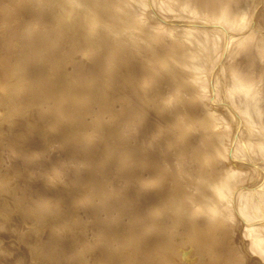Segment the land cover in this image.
<instances>
[{
	"label": "rangeland",
	"instance_id": "obj_1",
	"mask_svg": "<svg viewBox=\"0 0 264 264\" xmlns=\"http://www.w3.org/2000/svg\"><path fill=\"white\" fill-rule=\"evenodd\" d=\"M2 1V0H1ZM0 1V6L1 5H5V6H2V7H6V4L4 3V2H6V3H8V1H6V0H4V2L2 3ZM22 0H17V2H16V0H15V2H16V4L17 5H21V6H24V8H27L28 10L31 8V10H34V12L33 11H31V12H29L27 9H25V12H23V11H21V8H22V10H24L23 9V7H20V9L18 8V6H16V4H15V2L13 3V1L11 2V0L9 1L10 3H11V5H10V3H8L7 4V9H8V7H9V9H8V13H7V9L5 10L6 11V14L8 15V14H10V18H9V15L7 16L6 14H4V15H2L5 11H4V8H0V15L2 16V17H0V25H4V21L6 22V20H4L3 18H5L6 19V17H8L7 18V20L8 21H10V22H6V26L4 25V27L2 28V26H0V34L3 36L4 35V33L6 32V37L5 36H1L0 35V39H1V41H0V43H2L4 40V42H3V44L5 45V46H3V44H0V49H5V50H3L2 52L3 53H5L6 54V57H5V55H4V57L6 58V59H4L3 60V53L1 52L0 53V55H2V58H1V56H0V62L2 63H0L1 65H0V73H2L1 72V70L2 71H4L3 73H2V75H0V79H3V80H5V81H8V80H11L12 79V81H10V82H14L18 77L16 76H14L15 74L16 75H19V77H21V80H23V76H21L20 74L21 73H23L22 75H24V73H27V72H25V70L27 71V69L28 70H30V72H31V70H34L35 68V70H36V72L38 73V71H37V68H38V66H39V64L41 65V66H39L40 67V69L42 70H40V72H42L43 73V70L46 72H48L50 69V71H52V73H53V68H52V64H51V62H49L48 61V57H49V59L50 58H52L51 59V61L53 60V58H55V57H53V56H50V53H53V49L51 50L50 49V53H48V51H47V49L49 50V48H51V47H54V49H56L55 50V52L57 51H59V50H57V48L58 49H60L61 47V50L63 49L66 53H67V55H68V53L70 54V56L69 57H64L63 55L65 54L64 53V51L62 50V51H60L61 53H62V56H63V58H65L67 61H68V63H69V65H68V63H66V66L64 65V67H62L61 65V67H57V66H59V65H57L56 67L57 68H61V71L59 70V69H54V71H58L57 73H58V76L60 75L59 73L61 72H64L62 75H61V77H59L60 79L62 78V79H64L65 77H67L65 80H64V82H69V81H71L72 79H78V77L80 76V77H82V79L79 77V80H80V82L78 83V84H76V85H78V88L79 89H85L86 87H90V88H86V91L87 92H85L86 94H84V91L85 90H79L76 86H74L73 88H74V90L75 89H77L79 92H83V95H88V96H90L91 95V97H88V96H84V98H86L87 99V97H88V99H87V101L89 102L91 99L92 100H97V99H99L97 102L98 103H101V107H99V106H97V105H92V106H94L95 108H96V106H97V109H94L93 107L91 108L90 106H91V104H93L94 102H92V100L88 103V106H89V104H90V106L88 107L87 106V103H85L86 102V100L83 98V100H82V96L83 95H80V93L78 94V93H75V94H77V98H79L78 100H80L79 102L82 104V106H83V110H82V106H81V104L80 103H78L77 104V102L75 101V100H77V98H75V96H73L74 94H69V96H68V94L67 93H65L64 95H66L67 94V96L68 97H64V95H62V97L63 98H65L64 100L61 98V95H60V97H58V95H57V97H56V95H54V94H51V95H54L53 97L51 96H48L49 98H51V103H49L48 101H49V99H48V101L46 102L44 99H45V97H44V99L43 98H41L42 96H39V98L38 97H35V96H33L34 94H35V92H36V89L38 88V86L40 85V84H42V81H40L38 78H37V76H38V74L36 73V75H35V70L33 71V72H31V73H33V74H31L29 71H28V74H26V77L28 78V75H29V73H30V75H29V78L27 79L26 77L24 78V79H27V80H25V82H24V80H23V84H22V81H21V83H20V81L18 80V83L20 84V86L22 87V89L26 92V94L27 95H25L23 92L22 93H20V95H17V97H18V100H19V104H20V106H23L24 108H22L20 111L21 112H19L20 114H18V112H13V111H8V109H7V105H6V103L4 102V99H2V96H4L3 94H1L0 95V114L1 115H3L2 117H1V115H0V133L2 132V134H0V140L3 142H1L2 143V145H1V143H0V146L2 147H0L1 149H3L2 150V153H1V151H0V174L2 173H4L5 175H2L1 174V176H0V188L1 187H3L2 189H0V191L2 192H0V200H2V201H0V209L1 208H3V211H2V209L0 210V211H2V212H0V225L3 227H1L0 228V264H19V262H20V264H35L36 263V261H37V263L36 264H49V262H51V264H67V263H69V264H74L75 262H76V264H78V262H80V264H84V262H85V258L88 260V261H90L88 264H115V261H116V263L117 264H134L135 262V259H137L139 256H141V251H144V253L142 252V256L140 257V259H137V261L136 262H138V263H140V264H264V246H262V244H260V242H261V238L259 237V236H257V235H255L254 233L253 234H251L250 233V230L248 231V228H251L252 227V225H249V223H246V222H244L243 221V219H242V215H245V217H246V219L247 218H249V219H255L254 221H252L253 223H256L255 221H256V219L258 218L259 219V217L261 218H263L264 219V197L262 198H260L259 197V190H261V192H263V187H264V149H262L261 147H263L262 145H261V143H260V141H264V0H209V2L211 3H209L210 5H208V3L206 2V1H208V0H198V1H196V0H194V2H192L193 0H190V2L188 1V0H179V3H178V1L176 0V1H174V0H168V1H171L172 2V5H170V4H166V2H167V0H158L157 2H152L151 0H141V2L145 5V10H144V7H143V4H141V6L143 7V9H142V7L141 6H138L137 7V5L135 6V8H134V6L132 5V0H127V6L124 8V6L121 4V6L119 5V3H117L116 5H119L120 6V8H119V12L117 11V10H115V11H113V5L115 4H111L110 3V5L109 6H111L112 5V11H113V14H112V16H113V18H112V16H110V14L112 13V11L109 9L110 7L108 6V8H107V4H109V0H105L104 1V3L102 2L103 0H99L98 1V3L99 2H101V3H103V4H101V3H99V4H101L100 6L101 7H99V4L97 3V0H96V3L94 2L95 0H89L90 2H88L87 0V4H91L92 5V7L94 6V4H95V7H91L92 8V10H93V12L94 11H96V8H101L100 10H98V11H96L95 13H96V15L99 13L100 14V11H103V12H108V14H109V12H110V14L109 15H105V14H107L106 12L104 13V15L105 16H102V14H103V12H101L102 14H98L97 16H100V18L102 17V18H104V19H102V20H100V22H98V24L100 23V25H98V24H96V25H98V26H96L95 27V25L93 26V27H95V29L98 31V29H100L101 27V24L103 25V29H100V31L103 33L104 31H102V30H105V32L106 33H109V34H111V36H112V33H113V35L115 34V32H116V28H118L119 29V32L121 33V34H118V32L116 33L117 35L115 36L114 35V39H115V37L117 38V37H119V35H120V39L123 41V43H125V44H131V43H129V37L130 36H135V37H137V38H135L134 37V40L132 41V46L130 47H128V44H127V48H131L132 49V47L133 48H135L136 47V45L135 44H138L137 46H139L140 44L139 43H141L142 45H140V47H145L146 48V44H144L143 45V43L145 42V39H146V37L149 35V30H151V29H153V28H155V26L157 27L159 24L158 23H160V21H161V23H164V24H169V25H177V26H179V27H182L183 29H185L186 27H184V25H186V26H188V24H189V27H187V28H189V29H191L190 27H192V29L193 30H190L191 31V33H190V31H189V29H188V32L190 33L189 35H188V37H187V35H185V34H183V33H181L182 32V30L183 29H178L179 31H181V32H177V30H175V32L174 33H172V34H176L175 36H176V43H175V45H177V43L179 42V41H184V39H182V40H180L181 38H183L184 36L186 37V41L188 42H190L191 40L192 41H194L193 39H195L194 37H198L201 41H206L207 43H205L204 42V44H206V45H202V43L203 42H201V41H198L197 42V40H196V42H197V44H200V42H201V45H202V47H201V45H197V44H195V47L193 46V42H191V43H193V44H191V43H187L189 46H187V44L185 43V42H183V43H185V44H183L182 42H181V44H183V45H185V46H181V47H184V48H180V46H176V47H178L179 49H181L182 51H180L178 48H176L175 46V48L176 49H178L179 50V52H178V50H177V52L179 53V55L181 54V56H182V54L184 53V52H187V53H184L183 54V56H185V55H187V54H192V52H193V54H192V56L194 55H199V54H196V53H194V51H197L198 49H200V48H203L204 46H206L207 47V53H209V55L208 54H206L207 55V58L209 57V60H207L208 62H210L209 63V67H207L206 65L208 64V62L206 63V57H202L203 59H200V58H198V56H195V58L196 59H194V58H192V57H189V55H188V60H190L189 62L191 63V64H196L195 62L196 61H198L199 59L201 60V62H200V60L197 62V65L199 66V67H201L204 63V67H201V68H205V69H203V70H201V75L200 76H202L201 78L199 77V80H198V82L199 83H201V85H202V87H201V90H202V94H203V100L201 101V106H205V107H207V106H209L210 108H212L213 110H218L219 112H220V110H221V113H222V115L224 116V118H225V120L223 121V123L221 124V125H219V127H221L222 129H219V130H221V131H218V125H215V123L212 121H210V122H208V120L207 121H204V123H200L199 121L197 122L195 119H198V117H201L202 116V114H203V112H202V110H199V112H198V114H197V111L198 110H196L195 109V111H194V113L196 114V115H198L197 117L195 116V114L192 112V113H187V115H185L184 113L183 114H181V112L179 113L180 114V116H179V114L178 115H176L177 113L175 112V110H173L171 107H166V108H168V109H163V111H161L159 108L158 109H156L155 107H157V103L158 102H161V100H159L158 101V99L156 100L152 95H151V98H152V101H154V103L153 102H150V104L148 105V106H150V107H148L146 104L147 103H144V101L143 102H141V103H144V106L146 107H148L151 111L150 112H153V110L155 111H157V114H156V111H155V113L154 114H152V113H149L148 115H150V116H148V115H146V119H140V120H136L140 115H139V112L138 111H136V109H135V106H134V103L133 102H131L130 101V103H129V101H128V99L126 98V96H125V94H123L122 95V97L123 98H121L120 96H121V94L122 93H124L126 90H128V89H130L129 87H127V85H129L130 83L128 82L129 81V79L128 78H122V77H129L130 75H128V73L130 74L131 72L129 71V72H127L125 69H123V68H126L127 67V63L126 62H123V68H122V64L119 62V64H121L120 66H119V64H116V63H113V61H111L113 64L112 65H117V66H119V67H115L114 66V69L116 70V72L113 70V72H114V75H115V73L117 74V76H112L113 78L115 77L116 79H117V77L118 76H120L121 75V73L122 74H127V75H125V76H120L119 78H122V80H123V82H122V84H120L121 82L120 81H116V79H115V81H112L113 80V78H110V76H111V71L109 72L108 70H109V68H113V67H111L110 66V64L109 65H107L108 66V70H107V67L105 66V65H103V63L101 64V57L103 56L102 54H100V53H103L105 50H107L108 49V47H109V44H114V42L116 41H114V39L112 38H110L111 36L110 35H108L107 34V36L104 34L103 36L104 37H109L111 40H109V38H108V40H105V38L103 39L104 41H106V43H107V41L108 42H113V43H108V45L107 44H105V43H101V42H104L101 38L103 37L102 35H101V38L99 39V37H100V31H98L97 33L99 34V37H97V39H96V41H99V43L102 45V46H108V47H94V42L95 41H92V40H90V39H88L87 38V40H86V38L81 34V36H80V33L78 34L77 33V35H76V31H74L73 33H75V36H74V34L71 32V31H73V30H68V29H66V27H65V30L69 33V32H71V33H67V32H65V30H64V27H63V25H62V27H61V25H59L60 27H61V29H63V31L61 30V29H59L60 27H58V23H59V20H57V26H56V24H53V22H54V20H56V17L55 16H57L58 14L56 13L58 10H59V8L57 7V5L55 6L54 4H56V3H54V1L56 2V0H54L53 2L52 1H50L51 3H53L52 5H50V6H52V7H56V8H58L57 10L56 9H54V11H53V9H50V8H52V7H50L49 8V4H50V2H48L47 0H43L44 2V4L45 3H49L48 5H46L47 7V9H48V11H47V9L45 8V6H43L44 4L42 3V0H37V2H36V4L37 5H34V3H35V1H31V0H24L25 2H21ZM27 1V2H26ZM47 1V2H46ZM79 1V0H78ZM81 1V0H80ZM131 1V2H130ZM184 3H183V2ZM39 2H41L43 5H40L39 4ZM140 2V3H141ZM146 2H148V3H146ZM158 2H159V4H158ZM164 2V3H163ZM171 2H169V3H171ZM190 3V4H192V5H195L196 4V2H200L199 4L197 3L196 5H200L199 7L197 6L196 7V5L195 6H192V5H190V7L189 6H187L186 5V3ZM192 2V3H191ZM13 3V4H12ZM22 3V4H21ZM23 3H25V4H23ZM29 3H33L32 5H30ZM94 3V4H93ZM140 3H139V5H140ZM150 3V4H149ZM152 3H154L153 5H152ZM183 3V4H182ZM194 3V4H193ZM202 3H204V4H202ZM212 3H213V5H212ZM38 4L41 6V7H39L38 6ZM84 3H82V1L80 2V5H78L77 6V8L79 9H77L78 10V13L80 14L81 13V11L80 10H83L82 9V5H83ZM98 4V6H96ZM148 4V5H147ZM164 6H163V5ZM178 4H182L183 6L181 7V5H179L178 6ZM184 4H185V6H184ZM205 4H207L206 6V8H205V6H203V8H201L202 7V5H205ZM12 5H14L15 7H17V9L20 11V14H19V11H18V14L16 15L18 18H21L22 17V19H26V21H27V19H30V21H33V23L32 22H30L31 23V25H28V24H30L29 23V20H28V24H27V26H26V28H28V26H29V28H30V30H29V28H28V32H30L31 31V29H33L34 30V32L36 31V33H35V35L37 34V33H39V36L40 37H42L43 38V41H41L42 39H38V41L39 42H41V43H39L36 39L37 38H33L32 39V37H30V36H27L26 37V35L28 34V35H31V33H27V29H26V32L24 33L23 32V28L25 29V27H24V25L21 23H19V22H24L25 21V19L24 20H21V19H19V21H18V18L17 17H15V16H13V15H15L16 14V8L15 7H13V10H15V11H13L12 10ZM26 5V6H25ZM84 5H86V4H84ZM150 5H151V7H152V9L150 8ZM155 5H156V8L158 7V8H160V9H158L157 8V10L155 9ZM166 5H169L170 6V8L169 7H166ZM189 5V4H188ZM212 5V6H211ZM31 6H35L34 8L33 7H31ZM37 6L40 8V10H38V8H37ZM44 8H43V7ZM87 6V5H86ZM85 6V7H86ZM104 6V7H103ZM106 6V7H105ZM149 8H148V7ZM160 6V7H159ZM191 6L192 7H195V9L196 10H194V11H190V10H193V9H191ZM29 7V8H28ZM80 7H81V9H80ZM165 9H164V8ZM176 7H180V8H176ZM208 7H210L212 10H214V11H212L210 8H208ZM212 7H214V8H212ZM15 8V9H14ZM37 8V9H36ZM42 8H43V10H42ZM84 8V7H83ZM104 8H106L105 9V11H104ZM167 8H169V9H167ZM201 8V14H200V16L201 17H199V16H197V13H198V11H199V9ZM205 8V10H207V11H204L203 9ZM209 10H208V9ZM39 11V13L36 11ZM46 9V10H45ZM122 9V10H121ZM149 9V10H148ZM167 9V10H166ZM41 10H42V12H41ZM108 10V11H107ZM147 10V11H146ZM153 10V11H152ZM210 10H211V12H210ZM3 13H2V12ZM11 11V12H10ZM28 11V12H27ZM54 12V16H53V12ZM60 11V10H59ZM58 11V13H60ZM126 11V12H125ZM148 11H149V13L150 14H148ZM160 11H162V12H160ZM163 11H164V15H163ZM204 11V12H203ZM208 11H209V13H210V15H207V13H208ZM14 12V13H13ZM24 13V16L25 15H28V14H30V15H28L27 17H24L23 15H21L22 13ZM27 12V13H26ZM35 12H37L36 13V15L34 14ZM44 12H46V13H44ZM47 12H49V13H47ZM50 12H52L51 13V15H50V17H51V19L49 18V16H48V14H50ZM157 12V13H156ZM191 12L193 13V14H191ZM196 12V13H195ZM200 12V11H199ZM218 12V13H217ZM11 13H13V14H11ZM43 13V14H42ZM123 13H127V15L125 16ZM144 13V14H143ZM152 13V14H151ZM159 13V14H158ZM212 13H213V15H212ZM32 14H34V15H32ZM120 15V17H119V15ZM122 14V15H121ZM195 14V15H194ZM199 14V13H198ZM5 15H6V17H5ZM19 15V16H18ZM41 15H43V16H41ZM44 15L46 16V17H44ZM124 15V16H123ZM142 15H144V16H142ZM167 15H168V17H167ZM193 15L195 16V17H193ZM21 16V17H20ZM30 16H34V17H36L37 18V16L38 17H40V19L38 18V20L36 19V18H33V20H32V17H30ZM108 16V21L107 22H110V23H112V22H114V24H113V27H115V28H113V27H108V29L104 26L107 22L106 21H104V20H106L107 17ZM114 16L116 17V18H114ZM151 16H153V17H151ZM188 16V19L186 18V17ZM193 17V19L191 18V17ZM13 17H15L16 19H14ZM24 17V18H23ZM44 18L45 19V22H47V20L48 21H50L51 20V25H50V23H46V24H49V27H50V29L48 28V30H46V29H42V28H40V27H43V25L45 24V22H42V21H44V19L42 20V18ZM53 17V18H52ZM152 18L151 20L149 19V18ZM196 17H198V18H196ZM47 18H49V19H47ZM99 18V19H100ZM110 18L111 19H114L113 21L112 20H110ZM117 18H119L118 20H116ZM138 18H141V19H144L145 20V24H144V28H145V26H147L148 28H149V30H148V28L146 29H143V28H141L142 26H140L139 24H138V21H139V19ZM183 19V21H182V19ZM200 18V19H199ZM12 21H11V20ZM99 19H97V21L99 20ZM169 21H167V20ZM181 19V20H180ZM185 19V20H184ZM190 19V20H189ZM197 19V20H196ZM199 19V20H198ZM205 19H208V20H205ZM14 20V21H13ZM21 20V21H20ZM36 20V21H35ZM121 20V21H120ZM196 20V21H195ZM200 20H201V22H200ZM18 21V22H17ZM26 21L24 22V24H26ZM35 21V22H34ZM53 21V22H52ZM112 21V22H111ZM150 21H153V22H150ZM158 21V22H157ZM164 21V22H163ZM167 21V22H166ZM195 21V22H194ZM204 21H206V23L207 24H205L204 23ZM212 23H211V22ZM215 21H217V23L215 22ZM14 22V24L16 25V23H17V25L15 26V25H13L12 23ZM41 22V23H40ZM105 24H104V23ZM115 22H116V24H115ZM117 22H120L121 23V25L119 24V23H117ZM148 22V23H147ZM154 22H157V23H154ZM194 22V23H193ZM208 22H210V23H208ZM220 22V23H219ZM224 22V23H223ZM11 23V24H10ZM42 23H44V24H42ZM85 23V22H84ZM109 23V24H110ZM151 23V24H150ZM198 25H197V24ZM214 23H215V26L217 27L218 25L217 24H219V27H223L222 29H226V30H222L221 28H219V27H217L216 28V30L218 31H216L214 28H215V26H214ZM34 24V25H33ZM39 24H42V25H39ZM52 24L54 25L53 27H52ZM60 24H61V22H60ZM108 24V23H107ZM106 24V25H107ZM108 24V25H109ZM112 24L110 25V26H112ZM119 24V25H118ZM123 24H124V26H123ZM149 26H148V25ZM152 24H158V25H155V26H153L152 27ZM195 24H196V26H195ZM200 24H201V26H200ZM203 24H204V26H203ZM210 24V26H208ZM212 24H213V26H212ZM222 24V25H221ZM224 24V25H223ZM20 25H22V26H20ZM39 25V26H38ZM83 26L85 25V24H82ZM107 25V26H108ZM116 25H117V27H116ZM151 25V26H150ZM181 25H183V26H181ZM221 25V26H220ZM11 26H15L13 29L11 28ZM20 28H19V27ZM32 26H34L33 28H32ZM44 26H46V27H48V25H44ZM119 26V27H118ZM203 26V27H202ZM9 27V28H8ZM16 27H18V29H19V31L20 30H22V31H18V30H16ZM22 27V28H21ZM35 27H36V29L39 27V29H38V32H37V30L35 29ZM51 27H52V29H54V30H52L51 29ZM54 27H57V28H54ZM98 27H100V28H98ZM121 27H123V28H121ZM129 27V29L131 30H128L127 28ZM194 27V28H193ZM196 27V28H195ZM198 27H201V28H199L198 29ZM208 29V28H211V29H214V30H211V29H206V28ZM2 28V29H1ZM5 28V29H4ZM8 29V31H7V29ZM12 30H11V29ZM44 28V27H43ZM110 28L112 29L113 28V30H110ZM202 28L204 29V31L202 30ZM10 29V30H9ZM118 29H117V31H118ZM121 29V30H120ZM124 29V30H123ZM127 29V30H126ZM136 29H140L141 31H147L148 32V35L146 34V37H145V35H143V34H145V33H142V32H140V34L139 33H136V34H138V35H136L135 33L132 35L130 32H135V31H137ZM198 29V30H197ZM2 30V31H1ZM4 30V31H3ZM6 30V31H5ZM39 30H44L45 32H39ZM50 30V31H49ZM55 30H56V33H58V34H61L62 35V33H60V32H63V34H64V32L65 33H67V34H65V36H62V37H66V36H70L71 37V34L73 35L72 37H75L74 39L76 40V42L79 40H81V39H83V40H85L84 42H83V44L82 43H80V42H82V40L79 42H77V43H79V47H77V49L75 50V40H74V42H73V39H72V41L70 40V41H67V40H69V39H71V38H68L67 40H65L66 38H64V40L65 41H62L63 40V38L62 37H60L58 34V37H57V35L55 36ZM57 30H58V32H57ZM59 30H61V31H59ZM110 31V32H107V31ZM123 30V31H122ZM135 30V31H134ZM198 32H197V31ZM214 31L215 33L213 34V32H211V34L213 35H210V31ZM11 31H12V33H11ZM14 31H15V34H13L14 33ZM19 32V33H17V32ZM25 31V30H24ZM49 31V32H48ZM124 31H128V33H130L131 35H129L128 34V39H127V34H125L126 36H124V34L123 33H126V32H124ZM130 31V32H129ZM192 31L194 32V33H192ZM199 31H201V33L199 32ZM202 31H203V33H204V35L202 36ZM205 31H207V32H209V33H207V35L205 34L206 32ZM225 31V32H224ZM34 32L32 33V35L35 37V35H34ZM47 32V33H46ZM94 32V31H93ZM92 32V33H93ZM123 32V33H122ZM146 32V33H147ZM183 32H185V30H183ZM216 32H217V34L219 33L221 36L219 37L217 34H216ZM221 32V33H220ZM228 32V34H226ZM3 33V34H2ZM8 33H11V34H9V35H7ZM44 34V33H46L45 35H40V34ZM51 33V34H50ZM54 33V34H53ZM97 33H93L91 36V38H93V37H96L98 34ZM101 33V34H102ZM142 33V34H141ZM170 33V32H169ZM200 33V34H199ZM225 35H224V34ZM22 34H23V36H25V37H22ZM171 34V33H170ZM171 34V36H174V35H172ZM178 34V35H177ZM13 35H19V36H14L13 37ZM21 35V36H20ZM46 35L48 36V38L47 39H45L46 38ZM53 35L55 36V37H57V38H55V37H53ZM79 35V37H81V38H78L77 36ZM123 35V36H122ZM143 36V38H145V39H143L142 37H139V36ZM194 37H193V36ZM199 35V36H198ZM211 36V38L209 37H207L206 38V36ZM221 39H223V37H224V39L223 40H219V38L217 37V36ZM226 35H229V36H226ZM11 36V37H10ZM36 36H38V34L36 35ZM50 36V37H49ZM181 36H183V37H181ZM201 36L205 39V40H203V39H201ZM226 36V37H225ZM4 37L6 38V39H4ZM7 37H8V39H7ZM9 37H10V39L11 40H13V41H11V42H9ZM30 37V39H28ZM39 37V38H40ZM62 39H60V38ZM83 37V38H82ZM178 37H179V39H178ZM181 37V38H180ZM191 38V37H193V38H191V40L189 39L188 40V38ZM215 37L216 38H218V40L217 39H215ZM3 38V39H2ZM24 38H27L28 40H31L33 43L32 44H30L31 43V41H28V43L26 42L27 41V39H24ZM58 38L63 42V43H65V48H63V43L60 41V40H58ZM122 38H125V39H122ZM133 38V37H132ZM139 38H141V39H143V41H136L137 39L138 40H141V39H139ZM197 38V39H198ZM14 39L15 40H17L16 41V43L18 42V45H15L14 43H15V41H14ZM44 39H45V43H44ZM49 39H50V41H55V40H58V42L60 41V43H62V44H57L56 43V41L55 42H50L49 41ZM107 39V38H106ZM130 39H131V37H130ZM174 39L175 38H173V39H170V40H173L174 41ZM7 40V41H6ZM20 40H21V42H22V45L20 44L19 45V43H20ZM35 40V41H34ZM47 40H48V42H47ZM88 40H89V42L91 41V43L90 44H92V45H89V42H88ZM177 40H179L178 42H177ZM210 40V41H209ZM213 40V41H212ZM220 41V42H216V41ZM24 41H25V44H23L24 43ZM37 41V42H36ZM117 41H118V38H117ZM122 41L120 42V43H122ZM212 41V42H211ZM226 41V42H225ZM7 42H9V43H7ZM14 42V43H13ZM34 42H36V43H39L40 44V46H38V45H36V43H35V50H32V48L33 47H31V46H34L33 44H34ZM66 42H70V43H68L67 45L71 48V43L73 42L74 44V46H72V48L73 49H70V51H69V47L66 45ZM87 42H88V46H87ZM93 42V43H92ZM139 42V43H138ZM168 43L167 41H164L163 42V46H168L166 43ZM195 42V41H194ZM208 42L209 43H211L210 45L212 46V48H215L216 50H214V49H212L211 47L210 48H208V46H210L209 44H208ZM224 42V43H223ZM11 43V44H10ZM13 43V44H12ZM26 43H27V46L29 47V49H30V51H33L34 52V54H33V52H32V54H30V56L28 55L27 56V54L30 52V51H28V53H26V55L25 54H23V53H25V52H27L25 49V51L24 52H21L22 50H19V48H18V46L20 47V49H22V48H24V46H25V48H26ZM52 44L51 45V47H50V45L49 44ZM53 43H55V45H53ZM116 44H117V46H115V47H117L116 49L118 50V47H119V49H123V48H120V45H118V43L117 42H115ZM146 43V42H145ZM164 43L166 44V45H164ZM180 43V42H179ZM220 43L222 44V45H220ZM7 44V45H6ZM12 45V46H14V47H12V46H10V45ZM30 46H29V45ZM47 44L49 45V46H47ZM83 46H82V45ZM159 46H161L159 43H157ZM156 44V45H157ZM171 43H169V45H170ZM41 45H42V47L44 48V45H46L47 47H49V48H46V46H45V49H46V53H45V50L43 49V48H41V49H43L44 50V55H43V51L41 50V49H39L40 47H41ZM58 45V46H57ZM76 45H78V44H76ZM85 45V46H84ZM110 45V46H111ZM180 45V44H179ZM225 45H227L226 46V48H223V47H225ZM1 46H3V47H1ZM15 46H17L16 48H15ZM22 46V47H21ZM36 46H38V48L36 47ZM61 46V47H60ZM66 46H67V48H66ZM82 46V47H81ZM91 46H92V48H94V49H92V51H93V54L91 53L92 51H90V49H91ZM114 46H112V47H109V48H111V50H112V52H114ZM159 46L157 47V52L159 51V49L160 48H163V47H160L159 48ZM190 46H192L191 48H193V49H191V48H189ZM218 47V46H220V48H216V47ZM5 47V48H4ZM28 47H27V49H28ZM31 47V48H30ZM56 47V48H55ZM86 47H88V48H90L89 49V53H87L88 52V48H86ZM114 47V48H113ZM121 47H122V45H121ZM123 47H124V49L122 50V52H128L129 50H127V48H125L126 47V45L124 46V44H123ZM196 47H200V48H197L196 49ZM12 48H15L14 50L12 49ZM18 48V49H17ZM33 48V49H34ZM37 48V49H36ZM81 49V51H82V49L83 50H85V51H83V54H86V56L85 55H82V57L84 58H82L81 57V54H82V52L81 51H79L78 49ZM105 48V50H103ZM149 48V47H148ZM147 48V49H148ZM159 48V49H158ZM39 49V50H38ZM100 49H102V52H101V50ZM114 49V50H113ZM130 49V50H131ZM164 49V51L166 52L167 51V48L166 47H164L163 48ZM175 49V50H176ZM186 49H187V51H186ZM193 50V51H191V53H189L190 52V50ZM206 48L204 47L203 49H201V51L203 50H205ZM211 49L214 51H211ZM220 49V51H218V50ZM224 49V50H223ZM19 50L20 51V53H22L23 55L21 56V54L19 53V51H18V53L20 54L19 55V57L16 55V57H15V55L14 54H17V51ZM42 52H41V51ZM72 50H74L75 51V53H77L78 51V53L80 54V52H81V54L79 55V54H74V52L72 51ZM78 50V51H77ZM96 50H98L99 52L97 53V51ZM111 50H109V51H111ZM127 50V51H126ZM183 50H184V52H183ZM1 51V50H0ZM36 51V52H35ZM37 51H40V53H42V55L45 57L46 55H48V57L46 56V61H48L49 62V65H48V62H47V64L45 63L46 61H45V59H44V57H42V59H44L43 60V62L45 63V65H43V63L41 64L40 62H37L36 61V54H38V52ZM119 51V50H118ZM118 51H116L115 50V52H117V53H115L114 52V54H115V56L117 57V55L118 54H120V53H118ZM200 51V50H199ZM198 51V52H199ZM200 51V52H201ZM203 51L200 53L201 55L203 54ZM16 52V53H15ZM55 53L56 55H58V53H60V52H58V53ZM85 52V53H84ZM112 52H111V55H114V54H112ZM121 52V53H122ZM130 52V51H129ZM140 53L138 54L137 52L135 53V54H137V55H135L134 53H132L131 52V54L133 55V61L134 60H140L141 58H143V57H141L140 58V56H144V55H141L143 52L144 53H146V51H139ZM148 52V51H147ZM157 52H155L156 54H157ZM161 52H163L162 51V49H161ZM165 52H163V53H165ZM176 52V51H175ZM175 52H174V50H172V52H170V53H172V54H174L175 56H177V57H175V56H172V54H170L169 53V55L171 56V57H175L176 59L178 58V56L179 55H177V54H175ZM182 52V53H181ZM216 52V53H215ZM219 52V53H218ZM225 52H226V54H225ZM60 53V54H61ZM72 53H73V55H75V56H73L72 55ZM143 53V54H144ZM155 53H153V54H155ZM206 53V52H205ZM210 53H211V55H212V53H213V55L212 56H210ZM215 53V54H214ZM218 53V58H217V56H216V54ZM46 54V55H45ZM59 54V56H61ZM88 54V55H87ZM95 54H97L96 56H95ZM98 54H100V56L101 57H99V55ZM117 54V55H116ZM222 54H223V57H222ZM228 54V55H227ZM9 55H10V57H9ZM11 55H13V56H11ZM42 55H39V56H42ZM52 55V54H51ZM54 55V54H53ZM55 55V56H56ZM72 55V56H71ZM77 55H78V57H77ZM92 55V56H91ZM110 55V56H111ZM139 55V56H138ZM203 55H205V54H203ZM214 55L216 56V59L217 60H215V59H213V57H214ZM23 56H24V58H23ZM26 56V57H25ZM32 56H35V58L33 59V57ZM79 56L81 57V58H79ZM90 56H91V59H90ZM94 56V57H93ZM115 56H111L110 58L112 59V58H114L115 59ZM134 56H135V58H134ZM137 56H138V58H137ZM149 55H148V53H146V55H145V57L143 58V59H146L147 57H148ZM180 56V57H181ZM200 56V55H199ZM58 57V56H57ZM72 59H71V58ZM74 57H76V58H74ZM87 57H89V60H88V58ZM94 59H93V58ZM212 57V58H211ZM225 57H227V58H225ZM17 58V59H16ZM18 58H20V59H18ZM21 58H23L24 59V63L26 64H20V63H23V61H21V60H23V59H21ZM26 58H31V59H33V60H31V59H26ZM39 58H41V57H39ZM38 58V59H39ZM78 58V59H77ZM87 58V59H86ZM97 58V59H96ZM102 58H105L104 56L102 57ZM174 58V59H175ZM211 58V59H210ZM215 58V57H214ZM224 59L225 60V63L223 62V64H225V65H223L222 64V59ZM9 59H11V60H9ZM16 59V60H15ZM73 59H75V60H73ZM83 59V60H82ZM93 59V60H92ZM97 61H96V60ZM175 59V60H176ZM15 60V61H14ZM85 60V61H84ZM99 60V61H98ZM107 60V59H106ZM175 60H172L173 61V63L175 62V63H177ZM178 60V59H177ZM193 62H192V61ZM205 62H204V61ZM211 60V61H210ZM213 60H215V61H213ZM219 60V61H218ZM19 61H21V62H19ZM28 61H33L34 62V64H33V66L35 65V64H37L38 66H34L33 67V69H31L29 66H30V64H32V62L30 63V62H28ZM39 61H41L40 59H39ZM72 61H74V62H72ZM79 61V62H78ZM90 61H91V63L92 62H94V63H92L93 64V67L91 68V66H89L90 65ZM133 61H131L130 62V65H135V67H136V62L134 61V64H133ZM202 61L204 62V63H202ZM217 62L216 64L215 63H213V62ZM221 61V62H220ZM230 61V62H229ZM233 61V62H232ZM238 61V62H237ZM3 62H6V64H4ZM16 62V65H14V63ZM17 62H19V64L20 65H23L22 67L23 68H21V66L19 67V68H21V69H19V68H17L16 69V67H17ZM36 62V63H35ZM81 62H83L82 63V65L85 67V69H84V67H82L81 66ZM86 62H88V63H86ZM219 62L221 63V64H219ZM236 62H237V65H236ZM30 63V64H29ZM73 63H78L77 64V66L75 65H73ZM85 63V64H84ZM99 63V65L101 66H98L97 64ZM124 63H126V65L124 64ZM174 63V65H175V67L179 70V72H178V70H177V72L178 73H181V74H178L176 71H175V73H177L176 74V76H175V80L177 81H179L180 82V80L184 77V76H190V72L188 71V69L187 68H183V70H182V66H180V67H177V66H179L180 64V62H178L177 64H175ZM201 63V64H200ZM228 63H234L235 64V66H236V68L233 66L234 64H228ZM18 64V65H19ZM88 64V66L89 67H86L85 65H87ZM94 64H96L97 65V68L96 67H94V66H96V65H94ZM14 65V66H13ZM28 65V66H27ZM43 65V66H42ZM47 65V66H46ZM52 65V66H51ZM80 65V66H79ZM104 67H103V66ZM173 65V66H174ZM214 65V66H213ZM217 65H219L218 67H220V65H222L223 67H222V69H221V67H220V69L219 68H216L217 67ZM227 65H229V68H227L228 66ZM25 66H27V67H25ZM47 67V70L44 68L43 69V67ZM51 66V68H48V67H50ZM71 66H72V68L73 69H71ZM212 66H213V69H212ZM227 66V67H226ZM231 66H233V67H231ZM243 66V67H242ZM14 68V69H12V71L14 70L15 71V69L17 70V73H16V71H15V74H13L12 73V71H11V68ZM24 67H25V69H24ZM29 67V68H28ZM54 67V66H53ZM55 67V68H56ZM66 67V68H65ZM70 67V68H69ZM74 67H75V70L76 69H78L79 71H75V72H79V73H81L80 75H78V73H77V76H76V73L73 71L74 70ZM77 67V68H76ZM80 67H81V69L82 70H80ZM101 68V70L100 71H98V70H96V69H100ZM102 67L105 69V67H106V71H108L109 72V74L110 75H108V73H106V71H105V73H103V75H101L102 73H98V72H104V70L102 69ZM132 67H134V66H132ZM184 67V66H183ZM211 67V68H210ZM239 67V68H238ZM2 68V69H1ZM68 68V69H67ZM89 68H91L92 69V72L91 71H89V70H91V69H88ZM96 68V69H95ZM117 68V69H116ZM140 68H141V66H140ZM181 68V69H180ZM200 68V69H201ZM217 69V70H215V69ZM234 68V69H233ZM20 71H19V70ZM24 69V70H23ZM62 69H64V71L62 70ZM73 71H71V70ZM185 69H187V70H185ZM230 69V70H229ZM21 70H23V72H21ZM38 70H39V68H38ZM70 70V71H69ZM85 70H87L88 71V74H90L91 73V75H88L87 73V75H88V77L89 78H91V76L94 74L93 72H95V74H96V76L97 75H99L100 77H95L94 75H93V78L96 80V82H95V80H94V83H93V85H91L92 83H90V85H89V82H87V81H90V80H92V79H89L88 77H87V75H86V77H85V74H83L84 72H85ZM111 70V69H110ZM120 70V71H119ZM121 70H122V72H121ZM124 70L126 71V72H124ZM146 70V69H145ZM147 70H149L150 71V69H147ZM182 70V71H181ZM185 70V71H184ZM205 70V71H204ZM213 70H215V71H217V72H215V71H213ZM219 70H222V72L221 71H219ZM232 70H234V71H232ZM241 70V71H240ZM245 70V71H244ZM263 70V71H262ZM49 71V72H50ZM67 71V72H66ZM68 71L70 72V73H68ZM80 71H84L83 73L82 72H80ZM86 71V72H87ZM117 71H119V72H117ZM181 71V72H180ZM187 71V72H186ZM230 71L231 72H233L232 74L230 73ZM19 72H21L20 74H18ZM39 72V73H40ZM45 72H44V74H45ZM46 72V73H47ZM48 72V73H49ZM124 72V73H123ZM148 72V71H147ZM165 72H167V71H165ZM185 72L187 73L186 75H184L185 74ZM189 72V73H188ZM242 74V75H240V73ZM10 73H12L13 75L11 76L10 75ZM55 73V72H54ZM65 73H68V74H70V76L72 77H70V76H68V74H66V76L64 77L63 75H65ZM73 73V75H71ZM98 73V74H97ZM221 73V74H220ZM235 73V74H234ZM257 73V74H256ZM104 74H106V75H108L109 77H105L104 76ZM120 74V75H119ZM208 74V75H207ZM238 75V76H235V75ZM260 74V75H259ZM10 75V76H9ZM35 75V76H34ZM83 75V76H82ZM146 75V74H145ZM182 76V78L180 79L179 78V76ZM240 75V76H239ZM246 75V76H245ZM2 76V77H1ZM34 76V77H33ZM51 77V79L50 80H47L49 83H48V85H51L52 84V82H56V79L58 78V76H57V74H56V76L54 77V75L52 74V75H50ZM55 78H53V77ZM76 78H75V77ZM104 76L106 79H105V82H103L104 84H106L107 85V82H112V83H114V84H116V87H114V85L113 84H109V86L111 85L112 86V88H111V86L109 87L108 85L106 86V85H104V84H102V81L104 80V79H102V77ZM178 76V77H177ZM234 76V77H233ZM243 76V77H242ZM8 77H9V79H8ZM12 77H15L14 79L12 78ZM64 77V78H63ZM70 77V78H69ZM74 77V78H73ZM85 77V78H84ZM165 76H163L162 77V79L164 78ZM217 77V78H216ZM239 77V78H238ZM246 77V78H245ZM31 78H37V81L35 80V79H32L31 80ZM58 78V80L59 81H63L62 79L60 80ZM68 78H69V80H68ZM85 80H84V79ZM88 78V79H87ZM100 78H101V80H100ZM107 78H110V79H112L111 81H110V79H109V81H108V79ZM118 78V80H121V79H119ZM165 78H167V77H165ZM169 78V77H168ZM164 79V81L166 82V83H162L163 82V80L162 81H158L159 82V84H160V82H161V84H160V89H162V91L164 90V91H166V88L165 87H167L168 85H169V83H170V80L169 79ZM177 78H179V79H177ZM185 78V77H184ZM238 78V79H237ZM241 78V79H240ZM71 79V80H70ZM125 79H127V80H125ZM161 79V78H160ZM234 79V80H233ZM236 79V80H235ZM244 79V80H243ZM35 80V81H34ZM53 80H55V81H53ZM75 80V81H76ZM106 80H107V82H106ZM167 80V81H166ZM255 80V81H254ZM27 81H30L31 82V85L32 86H30L29 84H30V82H27ZM33 81V82H32ZM39 81V82H38ZM46 81V80H45ZM47 81L43 84V85H45L46 83H47ZM73 81V80H72ZM83 81H85V82H87V83H85V82H83ZM125 81H127L128 83H126ZM169 81V83H167ZM171 81H173V83H174V80H171ZM177 81V82H178ZM214 81V82H213ZM244 81H246V82H244ZM35 82V83H34ZM83 82V83H82ZM116 82V83H115ZM176 82V83H177ZM178 82V84H180ZM40 83V84H39ZM63 83V82H62ZM81 83V84H80ZM98 84V85H96V84ZM176 83L173 85L172 84V86L173 87H177L178 86V84L176 85ZM205 83V84H204ZM217 83V84H216ZM236 83H238L237 85H235ZM251 83H252V86H251ZM22 84V85H21ZM24 84H27L28 86H24L23 87V85ZM83 84V85H82ZM87 86H86V85ZM125 84V85H124ZM163 84H164V86L165 87H163ZM166 84H168V85H166ZM232 84H234L235 86L234 87H236V88H234L233 87V89H231L232 88ZM249 84V85H248ZM37 85V86H36ZM47 85V84H46ZM81 85H82V87H81ZM120 85H122V86H120ZM130 85H132V84H130ZM129 85V86H130ZM162 85V86H161ZM192 85L194 86H196V84L194 83H192ZM206 85V86H205ZM208 85V86H207ZM215 85V86H214ZM80 86V87H79ZM97 86V87H96ZM103 86V87H102ZM121 87L120 89H119V87ZM171 86V85H170ZM27 87V88H26ZM84 87V88H83ZM93 87V88H92ZM105 87V90H106V95H107V97L103 94V97H105V99L102 97V98H100L101 97V95H100V93L102 92L103 93V89H101L100 90V88H104ZM125 87H127V88H125ZM169 87V86H168ZM218 87V88H217ZM239 87V88H238ZM251 87H254V88H251ZM26 88V89H25ZM30 88V89H29ZM72 88V89H73ZM93 89V91H91L92 89ZM96 88V89H95ZM113 88H115L114 90H112ZM116 88H117V90H116ZM158 88V89H159ZM205 88H208V89H205ZM237 88L239 89V90H237ZM29 89V90H28ZM71 89V90H72ZM96 91H95V90ZM98 89V90H97ZM118 89H119V93H117L118 92ZM122 89V90H121ZM157 89V90H158ZM70 90V91H71ZM74 90H72L71 92H76V90L74 91ZM88 90H89V92H88ZM100 90V92L98 93L97 91H99ZM104 90V91H105ZM209 90V91H208ZM216 90V91H215ZM28 91V92H27ZM70 91H68V93H70ZM77 91V92H78ZM94 91L98 94H94ZM108 91V92H107ZM117 91V92H116ZM120 91H122L121 92V94H120ZM161 91V92H162ZM164 91L162 92V93H164ZM19 92H20V90H19ZM31 92V93H30ZM161 92L160 91H158V93H160L161 94ZM212 92H214V95H213V93ZM253 92L255 93L254 95H253ZM89 93V94H88ZM101 93V94H102ZM157 93V94H158ZM228 94V96H226L227 94ZM239 93V94H238ZM241 93V94H240ZM243 93V94H242ZM252 93V94H251ZM43 94V93H42ZM94 94V95H93ZM108 94H109V96H108ZM209 94V95H208ZM232 95V96H234V97H232V96H230V95ZM250 94V95H249ZM25 95V96H24ZM80 95V96H79ZM99 95H100V97H99ZM112 95H113V97H112ZM245 95V96H244ZM247 95V96H246ZM256 95L258 96V97H256ZM71 96V98L72 97H74L75 98V100H73L74 98H72V99H70L69 97ZM97 96L99 97V98H97ZM117 96H119V97H117ZM124 96H125V98L127 99H125L124 98ZM161 97L162 96H165V94H161L160 95ZM206 96H208V97H206ZM230 96V97H229ZM241 96V97H240ZM261 96V97H260ZM48 97H46V99L48 98ZM56 97V98H55ZM109 97L111 98H115L116 97V99H115V102H116V100H118L117 101V103H115L114 102V99H112L113 100V102L115 103V104H113V106H112V104H110V105H108L109 104V101L110 102H112V100L111 99H109ZM206 97V99H204ZM217 97V98H216ZM229 99H228V98ZM247 97V98H246ZM32 98H33V101H34V107L35 106H38L39 108H40V110H39V108L37 107V109H36V107L34 108L33 106H32V104L31 105H29V103H28V105H27V101L28 100H32ZM35 98V99H34ZM36 98H38V100H39V102H38V100H36ZM54 98V99H53ZM58 98H61L64 102L63 103H61L62 101H61V99L59 100ZM91 98V99H90ZM94 98V99H93ZM118 98V99H117ZM150 98V97H149ZM242 99L241 100V103H240V99ZM21 99H22V101H21ZM41 99H43V100H41ZM56 99H58V104L55 102L56 101ZM66 99H68L67 101H68V103L67 102H65L66 101ZM106 99H109V100H106ZM123 99H125V100H123ZM156 100V102H155V100ZM232 99V100H231ZM237 99H239V100H237ZM70 100H71V102H70ZM105 100V101H104ZM122 100V101H121ZM205 100V101H204ZM212 102H211V101ZM224 100V101H223ZM226 100V101H225ZM233 102V103H235L234 105H232L231 104V101ZM22 103H21V102ZM53 101V102H52ZM59 101H61V102H59ZM72 101H75V102H72ZM85 101V102H84ZM107 101H108V103H107ZM126 101V102H125ZM151 101V100H150ZM228 101H230V102H228ZM239 101V102H238ZM249 101V102H248ZM254 101V102H253ZM35 102L37 103V104H35ZM45 104H44V103ZM96 102V103H97ZM120 102V104H118ZM145 102H149L148 101V99L147 100H145ZM211 102V103H210ZM216 102V103H215ZM250 102H251V104L252 105H255V104H253V103H256V106H252L251 104H250ZM253 102V103H252ZM23 103H24V105H23ZM38 103H39V105H38ZM55 103V104H54ZM64 104L63 105V111H65V113L67 114H69V115H74V112L76 113V109H77V106H78V108H80V106H81V109H77V112L79 113V115H77V116H80V112H83L85 109V107L87 106V111H92V110H94V111H92L91 113V116L93 115L94 116V118L93 117H91V119H90V113H88L87 111H85L84 113H86L87 112V114H84L83 113V115H85L86 116V118H87V116L89 117L88 119H86L85 117H83V116H81V117H75V115L77 114H75L74 115V119L72 118V116H70V118L69 119H67L68 117H69V115H67V117H66V114H65V116L64 117H66V120L64 121V122H62V121H60V120H64V117H63V113L62 114H60V117H57V118H60V119H58V122L56 121V115L55 114H57V113H60L59 112V110H55V111H58V112H56L55 113V111L53 112V113H55L54 115H52V111H53V109H55L56 107L55 106H53V104L54 105H58L57 107H59L61 104ZM69 104V105H66V108H65V104ZM70 103H71V105H70ZM73 103V104H72ZM85 103V104H84ZM107 103V105H105ZM152 103V104H151ZM213 103V104H212ZM224 105H223V104ZM240 104L241 105V108L243 107L242 105L243 104H245L246 105V103H247V106L249 107H253V108H259L258 109V111H260V112H255L253 109V113H252V117H253V119H254V123L253 122H251V121H249V119H248V117H246V115L245 114H247V110H246V108H248L247 106H245L244 105V107H246L245 109H242V110H240V107L239 106H237V104ZM243 103V104H242ZM25 104L28 106L27 107V110L28 111H30V110H32V111H30V114H29V112L27 111L26 112V108H25ZM43 104L44 105H46V104H48V106L46 107V106H43ZM50 104H52V105H50ZM74 104H76V108L73 106ZM85 106H84V105ZM95 104V103H94ZM221 104V105H220ZM228 104V105H227ZM232 105V107L233 106H235L234 108H231L230 106ZM238 104V105H239ZM249 104V105H248ZM6 105V106H5ZM49 105L50 106H52V107H50L51 108V112H50V108H49ZM115 105V106H114ZM133 107H132V106ZM153 105V106H152ZM212 105V106H211ZM216 105V106H215ZM4 106V107H3ZM68 106H69V108H70V110H69V112H66V110L68 111ZM105 106V107H104ZM112 106V107H111ZM129 107V108H126L127 110H125V107ZM224 106H227V107H224ZM260 106V107H259ZM44 107H46V109H44ZM71 107H72V109L73 110H75L74 112H72V114H70V112H71ZM109 109H108V108ZM131 107H132V110H131ZM153 107V108H152ZM243 107V108H244ZM2 108V109H1ZM31 108V109H30ZM34 110H33V109ZM49 108V109H48ZM61 110H62V105L59 107ZM59 108H56V109H59ZM68 108V109H67ZM92 110H91V109ZM101 108V109H100ZM173 110V112H171L172 110ZM215 108V109H214ZM224 108H226V109H224ZM7 109V110H6ZM24 109H25V112H24ZM65 109V110H64ZM89 109V110H88ZM104 109V110H103ZM106 109H107V112H106ZM122 111H121V110ZM153 109V110H152ZM198 109V108H197ZM238 109H239V111H238ZM43 110H47L46 111V114L48 115V113H49V116L50 117H53L52 119L51 118H49L47 115H45V114H43L44 112H43ZM48 110H49V112H48ZM97 110V111H96ZM101 110H103V111H101ZM130 110V112H127V111H129ZM158 110H159V112L161 111V112H165V114L164 113H160L159 115L161 116L162 114L163 115H165L164 117H163V115H162V117H159V115H158ZM170 110V111H169ZM6 111V112H5ZM33 111H35V112H33ZM100 111H101V113H100ZM168 111V112H167ZM223 111V112H222ZM240 111H242V112H240ZM243 111H245V112H243ZM9 112H12L15 116H16V118L14 119L13 117L11 118V117H8V115L10 116L12 113H9ZM115 112H120V113H115ZM125 112H127L126 114L127 115H125ZM132 112V113H131ZM169 112H171L172 113V115H171V113H169ZM17 113V114H16ZM24 113H25V117L27 118H24ZM51 113V114H50ZM94 113V114H93ZM102 113H104V114H102ZM111 113V114H110ZM245 113V114H244ZM257 113H258V115H257ZM260 113H261V116H260ZM7 114V115H6ZM23 114V115H22ZM35 114V115H34ZM82 114V113H81ZM106 114H107V119L106 118H103V117H106ZM114 114H117V115H114ZM166 114H168V116L166 115ZM170 114V115H169ZM173 114H175V116H179L178 118H179V120L178 121H180L181 119V121H183V117H181V115H185V116H188L189 114H191L192 116L194 115V117H192L193 118V122H195L196 121V125H193L194 123L192 122V125H188V123H187V120H188V118L190 117L191 118V115H189V117H187V119L185 120V116H184V122L183 123H181V121H180V123L179 122H177V124H176V122H174V121H176L178 118H172L173 117ZM21 115V116H20ZM34 115V116H33ZM59 115V114H58ZM57 115V116H58ZM98 115H100L99 116V118H98ZM109 115H111V116H109ZM118 115H120V116H118ZM132 115H134V116H132ZM153 115H154V117H155V119L154 118H151V117H153ZM12 116V115H11ZM20 118H18V117ZM23 116V117H22ZM30 116H32V117H34L33 119L31 118V120H33L32 122H33V124H32V122H31V120H30ZM42 116H44L43 118H42V121H40V119H41V117ZM45 116H47L48 118H49V120H52V121H50L49 122V120H48V118L47 117H45ZM62 116V117H61ZM116 116V119L114 118ZM120 117V118H118V117ZM123 116H124V118H123ZM125 116H127L128 118H130V119H127V117H125ZM132 116V117H131ZM137 116V117H136ZM157 116L159 117V118H163L164 119V122H165V120H167V123H166V126H165V124H163V119H158L157 118ZM203 116H205V114H203ZM202 116V117H203ZM228 116H229V118H228ZM240 116V117H239ZM244 116V117H243ZM21 117H22V119H21ZM112 117H113V119H114V121H116L117 120V118H118V121H116V122H114V121H112L113 119H112ZM135 118V120H134V118ZM259 117V118H258ZM3 118H5L6 120H2ZM24 118V119H23ZM46 120H45V119ZM55 118V119H54ZM82 118H85L86 120H84V119H82ZM111 120H110V119ZM132 118V119H131ZM140 118V117H139ZM138 118V119H139ZM149 118H150V121H149ZM189 118V120H188V122H190L191 123V119ZM231 118V119H230ZM244 118V119H243ZM256 118V119H255ZM11 119V120H10ZM54 119V120H53ZM73 119V122L72 121H70V120H72ZM76 119H78L77 120V123H75L76 121ZM80 119H82V120H84V122L87 124V127L85 126L86 124L85 123H83V122H81V120ZM99 119V120H98ZM101 119H104L105 121H101ZM109 119V120H108ZM151 119H153V122H157L158 123V121H159V123H161V124H154L153 122H151ZM157 119V120H156ZM170 119V120H169ZM173 119V120H172ZM176 119V120H175ZM229 119V120H228ZM242 119V120H241ZM261 119V120H260ZM8 120V121H7ZM14 120V121H13ZM26 120H28V121H26ZM30 120V121H29ZM43 120H45L44 122H43ZM90 120V121H89ZM93 120V121H92ZM172 120V121H171ZM195 120V121H194ZM4 121L5 122H9V123H4ZM36 121H38L39 122V124L41 123V125H43V127L41 126V125H39L38 124V122L36 123ZM47 121V122H46ZM54 121H55V126L57 127V129H58V131L60 132L62 129L64 130V129H66V128H64V127H69V128H67L66 130H68V129H70V127H71V129H70V133H67L66 132V130H64L65 131V134H64V132L61 134V132L63 131H61L60 132V136L59 135H57V134H59V132H56L57 130H54L56 127H54ZM59 121H60V123L61 124H65L66 123V121H69V122H67L66 123V125L65 126H62V125H56V122L57 123H59ZM80 123H79V122ZM93 123H92V122ZM96 121V122H95ZM99 121H101L100 123L102 124V125H100V123H98ZM107 121H110L107 125L109 126V124H110V128L108 127V126H106L105 127V122L107 123ZM135 121V123H137L138 124V122L140 123V121L142 122V123H140L139 125L141 126V127H138L137 126V124H133V122ZM137 121V122H136ZM148 121H149V125L151 126H148ZM169 121V122H168ZM170 121H171V123H170ZM23 122V123H22ZM28 123V125H30V127H32V129H29L30 127H28V125H27V123ZM49 122V123H48ZM70 122H72V124L70 123ZM88 122H90V123H88ZM118 122H120L121 123V125H118ZM155 122V123H156ZM172 122H174V124H175V126H173L174 127V129H176V128H178V127H182L181 129H182V131L183 130H185V127H186V129L188 128V126H189V128L188 129H190L191 127L193 128V126H196V127H194L195 129L196 128H198V129H196V130H194V128H193V130H192V128L188 131V135H186V137H184L185 135H183V137H179V139L181 138H183V140H185V144L186 145H188L187 146V148H184V147H182V146H186L185 144H182V142H183V140L181 141V139L179 140L178 139V137H177V139L181 142V144H180V142L178 143L177 141H175V143L173 142L174 140H177L176 138H175V136L177 135H175V133H173V135H175V136H173L172 135V133H170V131H171V129H173L172 128V125H174ZM208 124H207V123ZM227 122V123H226ZM21 123V124H20ZM29 123H31V124H29ZM45 123V124H44ZM47 123V124H46ZM59 123V124H60ZM71 124L70 126L69 125H67V124ZM82 123V124H81ZM96 123H98V124H96ZM116 125H115V124ZM184 123H185V126H184ZM198 123V124H197ZM211 123V124H210ZM229 123V124H228ZM249 123V124H248ZM2 124H3V126L5 127V128H3V126H2ZM35 124V125H34ZM36 124H37V126H36ZM50 124H53V125H50ZM63 124V125H64ZM76 124H79V126L77 127V125ZM83 124H85V125H83ZM89 124V125H88ZM91 124V125H90ZM95 124L97 125V128L95 127ZM147 125L148 127H144L143 129H142V125ZM152 124H154L153 126H152ZM169 124V125H168ZM182 124V125H181ZM187 124V125H186ZM207 124V125H206ZM209 124H210V127H209ZM20 125V126H19ZM26 125V126H25ZM31 125H33V126H31ZM46 125V126H45ZM76 125V126H75ZM111 125H115L114 127H113V129L115 128L116 130H112V128H111ZM159 126V125H161L162 126V130H164L162 133H160V135L162 134V138H163V136H165L166 135V137H164V138H166L165 140H162V138H161V136L159 135L158 137V139H156V144H155V142H154V140H152V142H150V143H148V140L150 141L151 140V138L150 137H152V135H150L151 134V132H154L153 130L152 131H149V128L150 129H156L157 127L156 126ZM177 125V126H176ZM179 125V126H178ZM199 125V126H198ZM206 125V126H205ZM226 125H228V127L226 126ZM15 126H16V129H15ZM36 126V127H35ZM41 126V127H40ZM59 126H62L61 128L59 127ZM74 126L75 127H77L76 129H77V131H76V129L74 128ZM82 126H84V127H82ZM89 126H90V132L91 133H89V131L87 130V129H89ZM94 126V127H93ZM98 126H100L101 128H106V130L104 129H100V127H98ZM117 126H119L120 128L122 127V129H120L119 127L117 128ZM125 126V127H124ZM134 126H135V128H134ZM137 126V127H136ZM164 126V127H163ZM168 126H169V128H170V126H171V128L170 129H168ZM223 126V127H222ZM13 128V130L11 129V128ZM19 127V128H18ZM39 127V128H38ZM46 127H48V129H46ZM50 127H51V129L52 130H54V132L50 129ZM54 129H53V128ZM82 127V128H81ZM126 127H128V128H126ZM132 127V128H131ZM152 127H154V128H152ZM156 127V128H155ZM176 127V128H175ZM215 127H216V129H215ZM2 128V129H1ZM27 128V129H26ZM34 128H36V130L34 129ZM42 128H44L45 130H41ZM72 128H73V130H72ZM81 128V132H79V129ZM86 128V129H85ZM110 129L109 131H111L112 133H113V135H112V133L110 134L109 132V136L110 137H108V134L105 132V131H108V129ZM124 128V129H123ZM148 128V129H147ZM166 128L169 130V133L171 134V135H167V134H169V133H166ZM184 128V129H183ZM209 128L210 129H212L214 132H220L219 134L220 135H222L221 136V138H222V141H223V143L221 144L220 142H218L217 140H216V138L214 139L212 136H214V134H213V132H210V133H205V131H203L204 129H206V130H209ZM5 129H6V131H5ZM19 129L21 130V131H19ZM39 129V130H38ZM61 129V130H60ZM83 129H85V130H87V132L89 133V135L91 136H88L87 134V132H83L84 130ZM98 129V131H96L97 133H94L95 132V130H97ZM117 129H120V133H121V130H122V132H124V133H122L121 135H120V133L117 131ZM132 129V130H131ZM173 129V130H174ZM261 129V130H260ZM4 132H3V131ZM10 130V131H9ZM12 130V131H11ZM30 130H34L33 132L32 131H30ZM48 130H50V132L52 131L54 134H55V132H56V134L55 135H57V137L59 136L60 137V140L59 141H56L55 140V138L58 140V138L56 137V136H54L52 133H50V135L52 134V136H54V138L52 137V136H50L49 135V131L47 132ZM73 132H72V131ZM93 130H94V132H93ZM127 130V131H126ZM130 130V131H129ZM138 132H137V131ZM167 130V131H168ZM172 130V131H173ZM177 130H179V128L177 129ZM29 131V132H28ZM39 131H41V132H39ZM103 131L107 136H105V134L104 133H102L101 135H99L101 132ZM116 131V134L115 135H117V136H115L114 135V132ZM125 131H126V133H125ZM128 131H129V133H128ZM132 131H133V133H132ZM147 131V132H146ZM175 131V130H174ZM181 131V130H180ZM198 131V132H197ZM8 132H12V133H8ZM20 132V133H19ZM30 132H32V133H30ZM45 132V133H44ZM75 132H78V134L79 135H82V137L81 136H79L80 138L79 139H81L80 140V142L82 141V140H85V141H83V144H80L81 145V147L79 146V143L78 142H74L76 139L75 138H77L78 137V134H76ZM83 132V133H82ZM135 132H137V133H135ZM198 133V135H199V133H200V136H198V135H196L197 133ZM26 133V134H25ZM37 133V134H36ZM41 133H43L42 135H41ZM67 133V134H66ZM74 135H72V134ZM80 133H82V134H80ZM85 133V134H84ZM87 133V134H86ZM118 133H119V135H118ZM128 133V134H127ZM139 133V134H138ZM193 133H195V135L196 136H198V137H196L195 135V137L197 138H195V139H193L194 137H193ZM5 134V135H4ZM7 134H9V136L7 135ZM15 134H20L19 136L18 135H15V138L13 137ZM28 134V135H27ZM30 134V135H29ZM32 134H33V136H32ZM39 134H40V136H39ZM68 134H70V136L72 135L73 137H74V141L72 140V136H71V140H69L70 138H68L67 136V138L65 137V135H68ZM95 134H96V136H95ZM123 134H125V136L126 137H123ZM135 134L136 136H138V137H136V138H134L135 136H133V135ZM153 134V133H152ZM203 134L206 136L207 135V137H209L208 135H210V137H209V139L210 140H212L213 139V141L214 142H217V143H215L214 144V142H209L210 140H208V139H206L207 137H205V136H203ZM225 134V135H224ZM13 135V136H12ZM22 135H24V136H22ZM26 135V136H25ZM38 135V138H39V140H38V138L36 137ZM77 135V136H76ZM83 135H84V137H83ZM86 135V136H85ZM102 137V139L99 137ZM114 137H117V138H119L118 136H122V137H120V140L118 139H116L115 140V137L113 138L112 136ZM149 135V136H148ZM11 136V137H10ZM17 136V137H16ZM31 137V139L32 140H34L33 142L35 143V145H34V143L33 142H31V140L29 141V139L30 138H28V137ZM44 137L43 138V141H42V139H40V138H42V137ZM46 136H50V137H52V138H50L49 137V141H55V142H57L58 144H59V142H61V139H63L62 140V142L64 141V138L67 140V141H71L70 143L69 142H67L68 144H70V145H67V143H66V140H65V142H63V144H62V142L60 143V144H62V145H64L65 144V146L63 147L62 145H58V146H60L61 147V149H60V147H58L57 146V143H55L54 141L53 142H50L52 145H53V147H57V148H55V149H53V147L51 146V144L49 143V141H48V143L46 142L47 140H48V137H47V139L45 138ZM61 136H63V137H61ZM69 136V135H68ZM69 136V137H70ZM76 136V137H75ZM87 136L88 137H90L91 138V142H89V145H90V143H91V145L93 146H96L95 144H99V146L97 145L96 147H92L91 145L89 146L87 143V141H89V139L87 138ZM131 136H132V138H131ZM167 136H168V138H167ZM224 136H225V140H224ZM2 137V138H1ZM6 137V138H5ZM8 137H10V138H8ZM25 137V138H24ZM99 138V140L100 141H103L102 143L98 140V142L96 141V143H95V139L97 140V138ZM106 138V139H103V138ZM169 137H170V139H169ZM173 137V138H172ZM193 137V138H192ZM18 140H17V139ZM21 138H22V141H21ZM84 138V139H83ZM86 138H87V140H86ZM107 138L109 139H112V142H114L112 145H115L114 147V149H113V146L112 145H109L110 144V140H108V144H106L107 142H106V140H107ZM128 138V139H127ZM133 138L135 139L134 141H133ZM138 138V140L136 141V139ZM150 138V139H149ZM163 138V139H164ZM171 138H172V140H171ZM175 138V139H174ZM192 138V139H191ZM212 138V139H211ZM237 138V140L238 139H240V143L238 144L237 142L236 143H234L235 142V139ZM8 141H7V140ZM13 140V142H14V144H13V142H12V140ZM16 139V140H15ZM26 139V140H25ZM44 139H45V141H44ZM50 139H53V140H50ZM78 138H77V140L76 141H78L79 140ZM126 139H127V141L128 142H132V143H128L127 141H126ZM193 141V142H195L194 144H192L193 142H191L190 143V141L191 140ZM230 140V142H229V140ZM6 140V141H5ZM130 140V141H129ZM158 140V141H157ZM169 140V141H168ZM195 140V141H194ZM200 140H201V142H200ZM206 140H208V142L209 143H207L206 142ZM228 140V141H227ZM27 141V142H26ZM43 142V143H41V144H39L40 142ZM94 141V142H93ZM120 141V142H119ZM125 141V142H124ZM137 142V144H136V142ZM161 141H162V143H161ZM168 141V142H167ZM170 141H172V144H171V142ZM9 142H11V143H9ZM19 142V143H18ZM72 142H74L73 143V145L71 144ZM87 142V143H86ZM106 142V143H105ZM111 142V143H112ZM127 142V143H126ZM154 142V143H153ZM164 142V143H163ZM167 142V145L165 146V143ZM188 142H189V144H190V146H189V144H188ZM226 142H228L230 145H231V147H230V145H227L226 144ZM232 142V143H231ZM247 143V145L246 144H243V143ZM29 143H32L33 144V146L32 147H34V149L33 148H31L30 146L32 145V144H29ZM76 143V144H75ZM124 144V143H126V145L124 146V145H121V144ZM138 143H139V145H138ZM168 143H170V146H169V144ZM176 143H178V144H176ZM204 143H207V145L209 146V147H214V146H218L219 148H221L222 150H223V146H227V147H225V149L226 150H223V154H221V155H214L213 157L218 161V159H221V162H228V160L230 161V163L229 164H237L238 162V164L237 165H239V166H237L236 164H235V166H237V169H238V171H237V174H238V172L241 174L242 173V175L240 176V174H238V175H236V176H232L231 177V179H232V184L230 185V186H235V185H237V190L238 191H240L241 192V195H243L242 197H243V199H242V201H241V208H243V209H241L240 211H237V213H235L234 211H232L231 212V214H232V220L230 221V223H228L227 225L228 226H226L225 225V228H223V230H224V232H223V230H222V228L221 227H215V226H217V224L221 221V219H222V217L221 218H219L218 219V221L216 220V221H211L210 223H209V221H208V219H206L205 218V215H203L202 213H201V211H202V207H201V205L203 206V207H205L206 208V210H203L202 212H205V211H208L209 209H211V208H209V205L211 204V202L213 203L214 202V199L215 198H217V194L215 193V192H213V191H211V192H213V193H211V192H209V194H211L212 196L214 195H217L216 197H212V196H210L209 195V197H207V196H205V195H207L208 194V191H209V189H210V185H212V184H210V182L212 183H214V181L216 180V173H217V176H218V172L217 171H215L216 170V168H212V169H210V170H207V173L205 174V170L206 169H204V165H200L202 162L201 161H205V159L204 158H202V157H204V156H202L201 154V152H200V150H198V146L199 145H204ZM24 144V145H23ZM26 144V145H25ZM45 144H48V145H50L49 147L51 148H48V145H45ZM56 144V145H55ZM148 144H150V147H151V151H153L152 150V148L154 149V151L153 152H149L150 151V147H149V145ZM162 144V145H161ZM163 144H164V146H163ZM180 144V145H179ZM192 144V145H191ZM233 144H236L237 146H233ZM243 144V145H242ZM7 147V145H9V147H7V149L5 148V146ZM30 145V146H29ZM66 145H67V147H69V148H66ZM76 146V145H78L76 148H74L73 146ZM85 145H88V146H85ZM100 145L102 146V147H100ZM103 145H104V148H103ZM107 145V146H106ZM127 145H130V147L132 148H128L127 147ZM148 146V148H147V146ZM158 145H160V146H162L163 148L162 149H160L161 147L159 146V147H157ZM171 145H173V147H174V145H175V147L176 148H179L178 146H181L179 149H176L175 147L173 148V151L171 150L172 148H171ZM176 145H178V146H176ZM211 145V146H210ZM214 145V146H213ZM239 145L241 146L242 145V147L244 148L245 146H247L248 148H246L245 147V149H243L242 147H241V149H243L244 151H243V155H242V151H239V150H241L240 148H239ZM261 146V147H257V146ZM13 146V147H12ZM21 148H20V147ZM24 146V147H23ZM39 146H40V148H39ZM43 148H42V147ZM45 146H46V148H45ZM73 147L72 149H71V147ZM106 146V147H105ZM110 146H112V147H110ZM123 146V147H122ZM138 146V147H137ZM168 146V148H169V151H168V149L167 148H164V147H167ZM11 147H12V149H11ZM26 147V148H25ZM36 147V148H35ZM85 147V148H84ZM88 147H89V149H88ZM90 147H92V151H91V149H90ZM98 147H100L101 148V150L98 148ZM108 147H110V149H108ZM116 147H118L117 149H116ZM124 148L125 150H126V147H127V152H128V154H127V152L126 151H124V149H122V148ZM139 147L141 148V149H139ZM145 147H146V149H148L147 151H146V149H145ZM233 147H235V153H236V158L234 159V157L235 156H233L232 154H235V153H232V151H234L233 150ZM237 147V148H236ZM17 148V149H16ZM20 148V149H19ZM29 148V149H28ZM45 148V149H44ZM62 148H63V150H62ZM69 149V150H71L70 152L69 151H67V152H65V149ZM82 149V151H84V152H82V151H80V149ZM108 150V151H106V149ZM184 148V149H183ZM200 148V147H199ZM239 148V149H238ZM257 148V149H256ZM264 148V147H263ZM16 149V150H15ZM26 151H25V150ZM30 149H32V150H30ZM43 149V152L45 151V152H48L49 150H51V154H49V155H47L48 153H43L42 152V154H40L41 153V151L39 152L38 150H42ZM49 149V150H48ZM54 150V153H52L53 152V150ZM57 149V150H56ZM74 149H76L75 150V152L77 151V153L76 154H74ZM85 149V150H84ZM87 149H88V151H87ZM100 150V151H98V150ZM144 149H145V151L146 152H144ZM159 149H160V151L163 153H161L160 151H159ZM166 151H164V150ZM175 149V150H174ZM238 149V150H237ZM258 149H261V150H259L260 151V153H259V151H258ZM20 150H23L22 152L20 151ZM34 150V151H33ZM37 150V151H36ZM48 150V151H47ZM60 150V151H59ZM90 150V151H89ZM103 150H104V152H103ZM112 150L113 151H116V152H112ZM132 151V153H131V151ZM141 150V151H140ZM156 150V151H155ZM171 150V151H170ZM178 150V151H177ZM230 150H232V151H230ZM257 150V151H256ZM263 150V151H262ZM11 151V152H10ZM15 153H14V152ZM16 151H20V153L19 152H17L16 153ZM60 153H59V152ZM62 151H63V153H62ZM130 151V152H129ZM141 153H140V152ZM199 151V152H198ZM230 151V152H229ZM237 151H238V153H237ZM261 151H262V153H261ZM7 152V154H5V159H4V153H6ZM28 152H31V153H28ZM55 152H56V154H59L58 156H60V158L62 159V157H63V159L65 160H61L56 154H55ZM79 152V153H78ZM83 153V156H82V153ZM86 152V154H87V156L89 157V155H90V153H91V155H90V157H91V159H92V164L90 163H88V161H91V159H89L86 155L84 156V153ZM90 152V153H89ZM102 155H100L99 153ZM106 152L107 153H111V155L110 154H108V156H109V158H111L110 159V162H108V158L107 159H105L107 156L105 155L106 154ZM126 152V153H125ZM140 153L139 155L137 154V153ZM146 154H144V153ZM171 154V155H174V156H171L170 157V155H168V156H164V155H166V154ZM171 152V153H170ZM174 154H173V153ZM197 152V154H199V155H197L196 154V156H198L197 158L199 159V161H193L194 159H196V156H193V154L195 155V153ZM228 152V153H227ZM239 152H240V154H241V156H244V154L245 153H247L248 154V156H250V157H248L247 156V154H245V156L244 157H240V155H238L239 154ZM245 152V153H244ZM9 153V154H8ZM11 153H13L12 155H11ZM50 153V152H49ZM66 153H67V155H66ZM74 155H76V156H74ZM81 153V154H80ZM124 153H125V155L126 156H123L124 155ZM129 153L131 154L130 156H129ZM134 153V154H133ZM150 153H153V154H150ZM154 153H156V158H154L155 157V155H154ZM187 154V155H184L185 157H183V154ZM232 153V154H231ZM22 154H25V156H26V159H28V160H26L25 159V157H24V155H22ZM30 156H29V155ZM55 155V157H54V155ZM64 154V155H63ZM71 154L73 155V159H69V158H71L72 156H71ZM77 154H78V156H77ZM96 154H97V157H96ZM101 156H99V155ZM106 156V157H104V158H102L104 155ZM118 154H121V155H118ZM141 154H143V155H145V157L147 158H143V155L141 156ZM147 154H150V155H152V157H150V155H147ZM225 154V156L226 155H228L227 157L228 158H226V160H225V156L224 157H222L223 155ZM13 155H15V156H13ZM18 155V156H17ZM19 155H21L20 157H19ZM69 155L71 156V157H69ZM80 155V156H79ZM134 155V156H133ZM162 155H163V157L164 158H162ZM229 155H230V157L231 156H233V157H231V159L232 160H230V157H229ZM251 155H252V157H253V161H252V159H250V158H252L251 157ZM253 155H255V156H253ZM41 156H43V158H41ZM52 156L54 157V158H56V159H54V158H52ZM62 156V157H61ZM66 156V157H65ZM69 158H68V157ZM94 157V159H97V161H99V163L98 164H104L103 165V168H104V166H106L107 168H108V170L107 169H102V170H107V174H106V172L105 171H102L101 170V168H100V166L97 164V161L96 160H94L93 159V157ZM119 156H121L122 158H119ZM127 156H128V160H127ZM132 156V157H131ZM138 156V157H137ZM158 156H160L161 157V159L163 160L162 162H160L159 163V161L158 160H160L161 161V159H160V157H158ZM182 156V157H181ZM187 156V157H186ZM199 156H201V159H200V157ZM237 156H239V157H237ZM7 157V158H6ZM27 157H29V158H27ZM44 157H45V159H44ZM78 158V161H77V158ZM83 159H82V158ZM115 157V158H114ZM140 157V160L138 159ZM150 157V158H149ZM159 159H158V158ZM173 157V158H172ZM191 157H195L194 159L192 158V160H190V158ZM210 158V159H208L207 160V163H212V162H217L214 158ZM247 157H248V160H247ZM10 158V159H9ZM15 158V159H14ZM35 158V159H34ZM47 158H49V159H51L53 162H50V163H48V161H51V160H49V159H47ZM59 158V159H58ZM75 158V159H74ZM88 159V161H86L85 159ZM124 158V159H123ZM130 158V159H129ZM137 158V159H136ZM141 158L143 159V160H141ZM153 158H154V160L156 161V159H157V161L154 163L153 161ZM167 158H172V160L173 161H171L172 163L170 164V160L171 159H168L167 161H166V159ZM180 158H181V160H182V158L183 159H185V161L188 159V161H191L190 163H188V161H186V163H185V161L183 160V162L180 160ZM17 159V160H16ZM43 159L45 160V162L47 163V164H43ZM55 161H54V160ZM67 159H69L70 161H68ZM102 159V160H101ZM113 159H117L116 161H117V164L116 163H113V162H115V160H113ZM125 159H126V161H125ZM149 159V160H148ZM152 160V162L154 163V165H153V167H152V162L150 163V161ZM197 159V160H198ZM204 159V160H203ZM212 159H213V161H212ZM222 159L224 160V161H222ZM228 159V160H227ZM241 159H243L242 160V162L241 161H238V160H241ZM250 159V160H249ZM15 160H16V162H15ZM42 160V161H41ZM47 160V161H46ZM67 160V161H66ZM83 160V161H82ZM93 160H94V162L95 163H93ZM101 160V161H100ZM104 160V161H103ZM121 160H124V161H122V163H125V162H127V164L125 163V164H122L121 163ZM149 161V163H148V161ZM57 161V162H56ZM65 163H64V162ZM86 161V162H85ZM105 162V163H103V162ZM144 162L145 161V163L144 164H142L141 162ZM147 161V162H146ZM220 161V160H219ZM238 161V162H237ZM251 161V164L249 165V164H246L247 162H250ZM8 162H9V164H8ZM44 162V163H45ZM59 162V163H58ZM84 162H85V164H84ZM106 162H107V164L108 165H106ZM129 162V163H128ZM159 164H161V169L162 168H164L165 167V169H163V170H161L160 168H158V163ZM164 162H166L167 163V165H169V166H171V168L173 169H171V168H168L167 166H165L164 164H166V163H164ZM182 162V163H181ZM200 162V164H198V165H200V167H198V169L196 168V170H198V172L200 173V174H198V176H197V171L196 170H194L195 169V167L197 166V164L196 163H199ZM233 162V163H232ZM51 163L53 164V165H51ZM56 163V164H55ZM61 163V164H60ZM69 163V164H68ZM71 163V164H70ZM120 163H121V167H120ZM178 163H180V165L181 166H179L178 165ZM194 163V165L195 166H193L192 164ZM204 163V162H203ZM206 163V162H205ZM241 163L243 164V166H241L240 167V165H241ZM2 164H3V166H2ZM6 166H5V165ZM76 164L78 165V166H76ZM84 164V165H83ZM97 164L98 166H99V169H97L98 168V166H95V165ZM119 164V165H118ZM128 164H129V166L130 167H127L126 168V166H128ZM151 164V165H150ZM156 164V165H155ZM164 165V167H162L163 165ZM184 166H183V165ZM185 164H186V166H185ZM188 164V165H187ZM191 164V165H190ZM244 164H246V165H244ZM9 165H11V167L9 166ZM48 167H47V166ZM49 165H51L52 166V169H50L51 167H49ZM72 165V166H71ZM88 165H94L93 166V168H92V166H91V168H92V170H94V171H92V172H102L101 174L102 175H107V177L109 178H107V177H102V175L101 174H99V176L97 175L96 176V178L94 179V175H93V173H91V171H90V169H87V167H88ZM101 165V166H102ZM116 165V166H115ZM123 165H126V166H123ZM190 165V167H191V169H192V166H193V168L194 169H188L189 171H188V173L185 171V170H182L183 171V173H181V169H184V167H185V169H186V167H188ZM5 166V167H4ZM54 166V167H53ZM68 166V167H67ZM73 166L75 167V169L73 168ZM176 166H179V167H176ZM183 166V167H182ZM3 167V168H2ZM7 167H9L8 169H7ZM76 167H77V169H76ZM84 167L86 168L85 170H84ZM97 169V171H96V169ZM119 167V168H118ZM157 169H156V168ZM160 167V166H159ZM189 167V168H190ZM250 167V168H249ZM57 168V169H56ZM88 168H90V167H88ZM131 168V169H130ZM167 168V169H166ZM177 168H179L178 170H177ZM200 168V169H199ZM241 168V169H240ZM245 168H247V169H245ZM2 169V170H1ZM54 169H56V171L54 170ZM73 169H74V171H73ZM131 170L132 171V173L129 175V173L131 172H128L127 174L129 175H126L125 176V174H123L124 172L126 173V171H128V170ZM155 169H156V171H155ZM158 169H159V171H158ZM170 169V170H169ZM176 169V170H175ZM202 169H204L203 171H202ZM243 169H245V170H243ZM65 170H67L68 172H69V174L68 173H66V171ZM86 170H89V174H90V177L91 178H93V182L94 183H92V182H90V181H88V180H91L90 179V177H89V175L87 176V172H86ZM166 170H168V171H172V173L171 172H165ZM213 170V171H212ZM240 170L242 171V172H240ZM2 171V172H1ZM63 171H65V173H63ZM71 171H73V172H71ZM76 171V172H75ZM161 171H163V172H165L164 173V175L162 176V173L163 172H161ZM185 171V172H184ZM192 171V172H191ZM194 171V172H193ZM205 171V172H204ZM248 171V172H247ZM6 172V173H5ZM11 172V173H10ZM13 172V173H12ZM26 172H28V174L30 173L31 174V176H32V180H31V176H30V174L28 175ZM98 172V173H99ZM105 172V173H104ZM123 172V173H122ZM157 172H160V174L159 173H157ZM180 173V174H183V175H179V174H176V173ZM191 172V173H190ZM202 172H203V174H202ZM32 173H36L35 175L37 176H33L34 174H32ZM53 173V174H52ZM59 174L60 173V176L62 177V179H64V182L66 181V184L65 183H63V181H61L62 179H60L61 177H58V176H56V177H58L59 179V181H61L60 183H59V181L57 180V179H55L53 176H54V174ZM70 173L72 174V175H70ZM73 173H75L74 174V176H75V178L73 177ZM79 173H81V175L79 174ZM87 173V174H86ZM94 173V174H95ZM104 173V174H103ZM153 173V174H152ZM155 173H157V174H155ZM185 173V174H184ZM192 173H193V176H192ZM195 173H196V175H195ZM243 173H245V174H243ZM39 174V175H38ZM53 176H52V175ZM61 174H63V175H61ZM64 174H65V176H64ZM85 174V175H84ZM97 174V173H96ZM95 174V175H96ZM109 174V175H108ZM158 174H159V176H158ZM171 174V175H170ZM173 174H176V175H173ZM188 174H190V176L188 175ZM201 174L202 175H204V176H202L201 177ZM6 175H7V179H6ZM26 176V180L28 181H26L23 177H25ZM68 175H70L69 177L70 178H68ZM122 175V176H121ZM155 175H157V177H158V179L160 178L161 179V176H162V180L163 181H170L172 178H173V180H171L170 181V183L169 182H162V180L160 181V179L159 180H156L157 179V177H155ZM165 175H167V176H165ZM168 175H170V176H175V178L176 179H174V177H170V176H168ZM178 175V176H177ZM195 175V176H194ZM5 176V177H4ZM80 176H81V178L82 177H86V179H88V180H86L85 178L84 179H82V181L83 180H86V181H83V183L80 181L81 180V178H80ZM126 177V179H125V177ZM181 178H183V180L182 179H180V177ZM188 176V177H187ZM210 176H211V178H210ZM213 176L215 177V178H213ZM222 176H224V174L222 175ZM238 176H240V177H238ZM4 177V178H3ZM36 177V179H34ZM41 177H42V181L40 180L41 179ZM89 177V178H88ZM148 177H150V178H148ZM165 177V178H164ZM166 177H169L170 178V180H167V179H169V178H166ZM194 178V177H198V178H196L195 180H197L196 182H197V184L196 183H192V182H195V180L194 179H192V178ZM204 177H206V179L204 178ZM236 177V178H235ZM28 178H30V179H28ZM40 178V179H39ZM67 178V179H66ZM77 178H78V180H79V182H81L80 183V185L81 186H78L79 184H77V183H79L78 181H77ZM107 178V179H106ZM179 180H178V179ZM187 178V179H186ZM202 178H204V179H202ZM24 179V180H23ZM68 179H70V180H68ZM155 179V181H152V180H154ZM187 180V182H185L186 180ZM189 179H191V180H194V181H191V180H189ZM200 179H202V181L204 180V183H205V185H204V183L200 180ZM237 179V180H236ZM260 179V180H259ZM3 180V181H2ZM5 180H7L8 181V184L6 185V183H7V181L5 182ZM30 180V181H29ZM38 180H40V181H38ZM58 182H56V181ZM148 180H150V181H148ZM178 181V185L179 186H181V184L183 183V182H185V185L183 184V186L184 187H177V186H175V184L177 185V181ZM182 180V181H181ZM214 180V181H213ZM217 180H218V178H217ZM88 181V182H87ZM92 181V180H91ZM158 181V182H157ZM159 181L161 182V183H159ZM173 181V182H172ZM182 182V183H180L179 184V182ZM189 181L191 182V183H189ZM199 181H201V184L199 183ZM206 181V182H205ZM207 181H208V183H207ZM210 181V182H209ZM256 181V182H255ZM259 181V182H258ZM25 182H27L26 184H25ZM85 182V183H84ZM150 182H151V184H150ZM156 182L160 185V184H163V186L165 185V187L166 186H168L167 188H166V190H164L165 189V187H163L162 186V188H159L160 190H158V186L159 185H157L156 186ZM262 183V185H261V183ZM23 183L26 185V187L28 188L27 190H25V185H23ZM41 183V184H40ZM42 183H43V185H42ZM45 183V184H44ZM69 183V184H68ZM89 183V184H88ZM92 183V184H91ZM154 183V184H153ZM167 185H166V184ZM171 183H174V186H173V184H171ZM188 183V184H187ZM202 183H203V185L204 186H200V185H202ZM4 185V186H1V185ZM65 184V185H64ZM94 184V185H93ZM210 184V185H209ZM260 186H259V185ZM30 185V186H29ZM37 185V186H36ZM140 185H142V186H140ZM144 185H146L147 186V188L144 186ZM170 185H172V186H170ZM209 185V186H208ZM7 186V187H6ZM39 186V187H38ZM40 186L42 187V188H40ZM91 186H93V187H91ZM139 186H140V189H139ZM148 186H150L149 188L150 189H148ZM153 186V187H152ZM186 186V187H185ZM196 186H197V188L199 189V191L201 192L202 191V193H204V191H205V193H207V194H205L204 195V199H207V200H204V199H202V193H200V192H198V194L201 196H199L197 193H195V191L197 192L198 191V189L196 188ZM199 186V187H198ZM22 187V188H21ZM46 187H48L49 188V190H51L52 192H50L49 190H47L48 188H46ZM78 187H80V191L82 192V194H80L79 193V188ZM84 187V188H83ZM95 187V188H94ZM138 188L137 190H138V192H135L136 190H135V188ZM159 187H161V185L159 186ZM170 187H172L171 189H170ZM200 187H202V188H200ZM262 187V188H261ZM39 188H40V190L42 191L43 189V191L41 192V191H37V190H39ZM73 188V189H72ZM90 188V189H89ZM92 188H94L92 191H94V192H92L91 191V189ZM107 188V190L108 191H110L112 194H109L108 192H107V190H104V189H106ZM115 188V190H113ZM134 188V189H133ZM143 188V189H142ZM144 188H146V190H148L147 192H144V191H146ZM155 190H154V189ZM164 188V189H163ZM180 188V189H179ZM181 188H182V190H181ZM186 188H188V189H186ZM207 188H209L208 189V191H207ZM236 188L234 187V189L236 190ZM242 188V189H241ZM247 188L249 189V190H253V193H254V195L253 194H246L245 193V189H246V192L247 191H249V190H247ZM255 188L257 189L256 191L257 192H255ZM260 188V189H259ZM22 189V190H21ZM34 189V190H33ZM72 191H71V190ZM76 189H77V191H78V193H79V198L77 197V191H76ZM95 189H96V192H95ZM100 189H102L101 191H100V195L99 194H97V193H99V190ZM142 189V190H141ZM151 189H153V191H151ZM167 191L168 193H166L167 195H162V194H165V193H163L164 191ZM183 189H185V192L187 191V193H185L184 192V190ZM195 189V190H194ZM240 189V190H239ZM244 189V190H243ZM31 190V191H30ZM54 190H57V191H54ZM73 190L74 191H76V192H73ZM85 190V192H86V190H88V193L90 194V191L92 192L90 195H92V196H90V197H92L91 199H92V201H91V199H90V197H89V195L87 194V192L85 193L86 195L84 196V193H83V191ZM98 190V191H97ZM127 190H128V192H127ZM150 190V191H149ZM156 190H158L159 192H160V196H162V197H164V199H162V197H160V199H157V198H159V197H157L158 195H150V194H154V193H158V191H156ZM211 190V189H210ZM226 190V192L229 194V191L227 190V189H225ZM225 190L223 189L222 190V192L224 191V193H225ZM242 190V191H241ZM21 191H23V194H25L24 196H23V194L21 193ZM24 191H26V192H28L27 193V197H26V200H25V196H26V193H24ZM116 193H115V192ZM162 191V192H161ZM191 191V192H190ZM193 191V192H192ZM237 191V192H238ZM46 192V193H45ZM49 192V193H48ZM53 192H55V193H53ZM103 192V193H102ZM105 192V193H104ZM124 192V193H123ZM140 192V193H139ZM141 192H144V193H146V194H143V193H141ZM152 192V193H151ZM53 193V194H52ZM57 193V194H56ZM95 193V194H94ZM106 193H108V194H106ZM129 193V194H128ZM148 193H150V194H148ZM191 193H193V194H191ZM29 194V195H28ZM45 194H47V195H45ZM51 195V196H49L47 199L50 201L51 199V197H52V199L53 200H51L50 202L48 201L47 202V199L46 200H44L45 198H46V196H48V195ZM93 194L94 195H96V198L98 197V201L95 199V197H93ZM101 194H103L102 196H101ZM123 194H124V196H125V194H126V196L124 197L123 196ZM136 194H138L137 196H136ZM140 194V195H139ZM190 194H191V196H190ZM195 194V195H194ZM21 195H22V197H21ZM55 195H57V196H55ZM80 195H82V201L80 202ZM106 196V195H108V196H106V199H108L109 200V198L111 197L112 199H113V201L112 200H109V201H112L113 203H110L108 200H105V197H104V199H101V198H103V196ZM109 195H110V197H109ZM116 197H115V196ZM121 195V196H120ZM132 195V196H131ZM141 195H143L144 197H142ZM149 196V198H151V199H147V197ZM186 195H188L189 197H192V199L191 198H189L188 196H186ZM193 195V196H192ZM241 195H237V197L238 196H241ZM249 195H250V197H249ZM53 196H54V198H53ZM73 196H76L78 199H79V202H76L77 204H79L80 205V207H79V205L77 206L76 205V207L74 208V205L76 204V203H71V201L69 202V200L68 199H70V197H72L73 199H71L73 202L74 201H78V200H75V197H73ZM101 196V197H100ZM120 196V197H119ZM153 198H155L156 197V200L155 199H152V197ZM155 196V197H154ZM172 197V199H173V197H174V199L172 200L171 198V202H177V203H175V206H176V204H177V207L176 208H179L180 206V209L181 210H183V212H181V210H180V213H181V215L178 217V214L177 213H179V212H177L176 214L174 213V212H176V210L177 211H179V209H176L175 208V206H174V204L172 203H170V199H167L166 197ZM194 196H199L197 199L198 200H200L199 202H201V199H202V201H204V202H206V203H202L201 202V204H199V202H197L198 200H196L195 198H194ZM228 196L229 195H227V198L225 199V202L223 201V202H221V206L222 207H227L228 205L230 206L231 205V203L230 202H228ZM245 196V197H244ZM55 197L57 198L56 200H55ZM61 198V200L59 201V199L58 198ZM86 197V198H85ZM87 197H88V199H89V201H88V199H87ZM129 197H130V200H129ZM133 197H135V198H138V199H136L135 200V198H133ZM178 199H177V198ZM207 197V198H206ZM251 197H254V199L252 198L251 199ZM100 198V199H99ZM115 198V199H114ZM125 198V199H124ZM132 198V199H131ZM175 198L178 200H175ZM189 198V199H188ZM200 198V199H199ZM208 198H210L209 200H208ZM212 198V199H211ZM19 199L21 200L20 202H18L19 203V207H18V205H16V202L17 201H19ZM27 199H30V200H27ZM164 200L165 202L163 203V201H161V203H163L165 206H167V208L165 207H163L162 208V205H160V208H159V206H156L154 203H152V202H156L157 201V205H159V203H160V201L159 200ZM166 199H167V201L168 202H166ZM190 199H191V201H190ZM195 201H194V200ZM5 202H4V201ZM16 202H15V201ZM32 200V201H31ZM62 200H63V202L65 201H68L69 202V204H66V203H68V202H66V203H64V204H62L63 202H62ZM85 200H87L90 204H87L88 202H86V204L87 205H89V206H87L86 204H84L85 203ZM96 200V201H95ZM147 200H148V202L150 201V200H152L151 202H149V203H147ZM175 200V201H174ZM193 200V201H192ZM253 200V201H252ZM30 201V202H29ZM54 201H56L55 202V206H53V205H50L49 203H53L54 204ZM59 201V202H58ZM95 201V202H94ZM106 201H108L109 203H107V204H109V207L107 206V205H105V203H106ZM130 201V202H129ZM133 201V202H132ZM139 202V204L137 203V202ZM189 201V202H188ZM210 202V204L208 205L207 203H209ZM8 202V203H7ZM15 202V203H14ZM26 202H28L29 203V205L26 203ZM32 202V203H31ZM46 202L48 203V204H46ZM60 202H62V203H60ZM123 202H127V205H124L125 203H123ZM132 202V203H131ZM192 202V203H191ZM193 202H195L194 204H196L195 206V208H198V209H195L194 208V204H193ZM30 203L33 205V210H29L30 209V207H31V209H32V205H30ZM34 203V204H33ZM51 203V204H52ZM61 205H60V204ZM70 203H71V205H70ZM94 204V206H91L92 204ZM115 203V204H114ZM130 203H131V205L133 206L134 205V203H135V206H133L134 207V209H133V207H131V205H130ZM152 203V205H150ZM160 203V204H161ZM179 203H180V205H179ZM198 203V204H197ZM224 205H223V204ZM227 203H230V204H227ZM65 204H66V206L67 207H65ZM74 204V205H73ZM85 205L84 207L82 206V205ZM110 204H112V205H110ZM114 204V205H113ZM147 204L148 205H150V207L149 206H147ZM154 204V205H153ZM167 204V205H166ZM206 204H207V206H206ZM12 205L15 207V206H17L15 209H14V207H12ZM27 205V206H26ZM48 205H50V206H53V208L52 207H50L49 208V206ZM59 205V206H58ZM72 205H73V207H72ZM105 205V206H104ZM122 205H124V206H122ZM139 205H140V208H139ZM146 205L147 207H145V208H147V210L148 209H150L151 210V212L149 211V213H150V215H152V213H153V215L152 216H149V218H148V220H147V217H148V215L149 214H147V210H145V208H144V206ZM170 205H173V207L172 206H170ZM178 205H179V207H178ZM212 205V204H211ZM211 205H210V207H211ZM29 206V207H28ZM41 206H43V208L41 207ZM48 206V207H47ZM56 206H58L57 208H56ZM91 206V208H89ZM100 206V207H99ZM126 206V207H125ZM130 206V207H129ZM21 207V208H20ZM23 207H25L24 209H22ZM69 207V208H68ZM78 207V208H77ZM85 209H83V208ZM87 209H86V208ZM93 207H94V209H93ZM129 207V208H128ZM153 207H155V208H153ZM158 207V208H157ZM172 207V208H171ZM192 207L198 212V210H200V213H198L197 214V212H195V210H193L192 209ZM201 207V208H200ZM221 207V208H222ZM28 208V209H27ZM39 208V209H38ZM54 209L53 211H52V209ZM55 208L57 209L56 211H55ZM105 208H106V211L104 212V210H105ZM107 208H108V210H109V208H110V210L108 211L107 210ZM121 208V209H120ZM123 208V209H122ZM124 208H127V209H124ZM130 208H131V210H130ZM137 208V209H136ZM139 208V209H138ZM164 209V211H165V209L167 210L168 208V210H170L169 212L170 213H165L164 214V211H162V209ZM173 208H175L174 209V212H173V210H171V209H173ZM205 208H203V209H205ZM208 208V209H207ZM9 209V210H8ZM11 209V210H10ZM13 209H14V211H17V212H14L13 213ZM18 209H20V213H22L21 211H23V215H21V214H18L19 212H18ZM27 209V210H26ZM38 209V210H37ZM79 209V210H78ZM81 209V210H80ZM83 209V210H82ZM88 209H90V210H88ZM104 209V210H103ZM133 209V210H132ZM187 209H188V211H191V214L189 215L188 213H187ZM29 210V211H28ZM100 210V211H99ZM120 210H122V211H120ZM123 210H125L126 212H127V214H128V217H130V218H127L126 216V214H124V211ZM140 210H143V212H140ZM145 210V211H144ZM153 210V211H152ZM155 210H161L162 212L160 213V211L157 213V215H158V217L156 216V212H154ZM10 211V212H9ZM11 211H12V214H11ZM24 211H25V213H24ZM30 213V212H32V213H30L29 215H28V213ZM84 211H87V213L86 212H84ZM89 211H90V213H89ZM98 211H99V213H98ZM119 211H120V213H122V214H120L119 213ZM132 211V212H131ZM133 211H135V212H133ZM139 211V215H140V217H142V220L143 219H145L144 221H146L147 220V224L149 223V224H151V223H154L155 224V226H154V224H152V226H154V227H152L153 228V230L152 231H149L148 233L149 234H147L148 236H147V242L145 243L144 241L143 242H139V241H137L138 239V237L139 236H141L142 235V230H143V228H144V225H145V223H144V221H141V219H139V216H138V214L136 213V212H138ZM4 212V213H3ZM5 212H9L8 213V215L10 214L11 215V217H8V216H6L7 215V213H5ZM108 214H107V213ZM117 212V213H116ZM125 212V213H126ZM146 212V213H145ZM166 212V211H165ZM239 212H241V213H239ZM132 213V215L133 214H136V216L134 215V217H136L135 219L132 217V215H130ZM159 213H160V215L162 214L163 215V217H165L164 215H166V217L164 218V219H162L163 217H162V215L160 216L159 215ZM174 214V216L176 215V219L173 217V214ZM179 213V214H180ZM182 213H184L183 214V216H182ZM190 213V212H189ZM4 214H5V216H4ZM15 214V215H14ZM28 215V216H26V215ZM98 214H99V216H98ZM114 214V215H113ZM116 214V215H115ZM119 214V215H118ZM189 216H188V215ZM193 214H196V215H198V216H194ZM200 214V215H199ZM203 215V217H204V219H206L207 221H208V223L205 221V220H203V219H201V218H199V216L200 217H202V215ZM205 214H206V212H205ZM9 215V216H10ZM13 215H14V217H17V219L16 218H14L13 217ZM111 215V216H110ZM125 215V216H124ZM143 215V216H142ZM147 215V216H146ZM170 215V216H169ZM192 215V218L193 219H195V220H193L190 216ZM22 216V217H21ZM27 218H29L30 217V220L29 219H27ZM93 216V217H92ZM107 216H108V218H107ZM146 216V217H145ZM170 218H169V217ZM173 218H172V217ZM2 217H4V220L6 219V217H8V218H11V219H6V221H3V218ZM18 217H19V220H18ZM24 217V218H23ZM131 217H132V219H131ZM150 217H151V219H150ZM153 217V218H152ZM160 217H161V220L163 221H165L167 224H165V227L163 226V224L165 223H162V221L160 220V223L162 224V226H161V224L160 223H158L157 224V222L159 221L158 219H160ZM187 217H189V218H187ZM202 217V218H203ZM231 217V216H230ZM234 217L235 218H237V221H235V219H234ZM92 218V219H91ZM99 219V220H96V219ZM127 218V219H126ZM138 218V219H137ZM172 218V219H171ZM197 218V219H196ZM199 218V219H198ZM16 219V220H15ZM21 219H22V222H20L21 223V225H20V223H19V221H21ZM26 219H27V222H26ZM108 219V220H107ZM114 219H116V220H114ZM134 222V220H138V221H136L134 224H133V222L131 221V220ZM154 219H155V221H154ZM169 219H171V221H172V226L173 227H171V221L169 220ZM173 219H174V221H173ZM178 219V220H177ZM179 219H181L180 221H179ZM187 219H189V220H187ZM201 219V220H200ZM262 219V220H263ZM13 220V223L11 222V224L9 223L10 221H12ZM24 220H25V222H24ZM92 220V221H91ZM118 220H120L119 222L120 223H118L117 221ZM126 220H127V222H126ZM175 220H177V221H175ZM191 220H193V221H191ZM202 220H203V222H206L207 224H205V223H203L202 222ZM9 221V222H8ZM29 221V222H28ZM105 222L106 224H104V223H102V222ZM115 221V222H114ZM143 222V223H140V224H144V225H141L140 226V224H139V222ZM148 221H152V222H148ZM154 221V222H153ZM167 221H170V222H167ZM189 221H191V222H193V223H190V226L188 225L189 224ZM8 222V223H7ZM31 222V223H30ZM173 222L175 223L174 225H173ZM179 222V223H178ZM197 222H199V223H197ZM201 222L203 223L202 224V226H201ZM252 222H251V224H252ZM17 223H19V226H17L18 224ZM27 223H30V225L29 224H27ZM130 223H132V224H130ZM169 223H170V225H169ZM184 223H186V224H184ZM195 223H197L196 225H195ZM214 223V224H213ZM8 224H9V229L11 230H8ZM17 224V225H16ZM138 225V228H137V225ZM184 224V225H183ZM198 224H200V226H198ZM210 224H211V226H210ZM213 224V225H212ZM6 225V226H5ZM11 225V226H10ZM23 225V226H22ZM26 225H28V226H26ZM103 225V226H102ZM166 225H167V227H166ZM192 225V226H191ZM207 225V226H206ZM13 226V227H12ZM29 226H31L30 228L32 229V231H31V229H29V231H31V233L29 234V231H26V230H28V228H29ZM141 228H140V227ZM159 226H161V228H159ZM206 226V227H205ZM7 227V228H6ZM33 227H34V229H33ZM51 227H53V228H51ZM56 227V230L54 229ZM121 227V228H120ZM177 227V228H176ZM211 227H212V229H211ZM228 227V228H227ZM5 228V229H4ZM13 228V229H12ZM50 228V229H49ZM100 228V229H99ZM102 228H103V230H102ZM126 228H127V230H126ZM157 228H159V230L157 229ZM203 228H205V229H203ZM210 229L209 231L208 230H206V229ZM3 229V230H2ZM54 229V230H53ZM138 229V230H137ZM157 229V230H156ZM174 231H173V230ZM201 229H202V231H201ZM216 229V230H215ZM5 230H6V232H5ZM52 230V231H51ZM80 230V231H79ZM100 230V231H99ZM107 230V231H106ZM110 230V231H109ZM111 230L113 231V232H111ZM151 230V229H150ZM161 230V231H160ZM212 230V231H211ZM215 230V231H214ZM13 231V232H12ZM16 231H18V232H16ZM26 231V232H25ZM37 231V232H36ZM56 231H58L57 232V236L55 237V232ZM101 231H102V235L100 234L101 233ZM115 231V232H114ZM159 231V232H158ZM204 231V232H203ZM216 231H219V232H216ZM10 232V233H9ZM28 232V233H27ZM39 235H36V233ZM49 232V233H48ZM50 232L52 233V232H54V233H52V234H54V239L53 238H51V236H50ZM100 232V233H99ZM107 232H109L108 234L109 235H107ZM114 233V234H111V233ZM127 232H132V234L130 233V235H129V233L127 234ZM6 233H8V234H6ZM12 233H15L14 235H12ZM27 233V234H26ZM74 233V234H73ZM115 233H117L119 236H117V235H115ZM138 233H140L141 235H139ZM217 233V234H216ZM2 234L4 235V236H2ZM9 234H10V236H9ZM16 234H19V235H21V237L20 236H18V235H16ZM33 234H34V236L35 237H33ZM96 234V235H95ZM105 234V235H104ZM8 235V236H7ZM28 235V236H30L29 238L31 239H29L28 238V236L26 237V236ZM61 235V237H65V235L67 236V237H65L66 239L69 237V235L71 236L70 238H69V244L70 245H66V248H68V246H70L68 249H66V248H64V246H65V244H66V240H64V238H61V237H59ZM64 235V236H63ZM77 235H80V236H77ZM129 235V236H128ZM137 235H139V236H137ZM217 235V236H216ZM14 236V237H13ZM18 236V237H17ZM24 236V237H23ZM31 236H32V238H31ZM73 236H75V239H77V237H79V241H77V240H73ZM77 236V237H76ZM98 236H100V238L99 239H97L98 238ZM116 236H117V238H116ZM213 236V237H212ZM38 237V238H37ZM103 237H105V238H103ZM120 237V238H119ZM1 238H2V240H1ZM11 240H10V239ZM15 238V239H14ZM21 238V239H20ZM24 238H26V240L24 239ZM57 240H56V239ZM59 238V239H58ZM61 238V239H60ZM71 238H72V240H71ZM217 238V239H216ZM37 239V240H36ZM42 239V240H41ZM52 240L53 239V241L55 242H53V241H51L52 243H48V242H50L49 240ZM105 239V240H104ZM109 240L110 241V244H108V242L109 241H107L106 242V240ZM113 239H115V242H114V240ZM117 239V240H116ZM159 239V240H158ZM9 240V241H8ZM15 240H16V242H15ZM21 240V241H20ZM29 240V241H28ZM35 240V241H34ZM38 240H40V241H38ZM48 241V242H46V241ZM97 240V241H96ZM158 240V241H157ZM19 241L21 242V243H19ZM24 243H23V242ZM31 241H33V242H31ZM39 243H38V242ZM41 241L43 242V243H41ZM59 243H57V242ZM65 243H64V242ZM73 243H72V242ZM77 241V245L75 244V242ZM113 241V242H112ZM116 241H118V242H116ZM137 241V242H136ZM2 242V243H1ZM30 242V243H29ZM34 242H36L37 243V245H39V247L43 250H40V248L39 247H37V246H33L32 248H34V250L33 249H31L30 247L32 246V244H34ZM63 242V243H62ZM81 242V243H80ZM126 242V244H124ZM131 242H132V244H131ZM211 242V243H210ZM214 242V243H213ZM17 243V244H16ZM23 243V244H22ZM36 243H35V245H36ZM47 243V244H46ZM54 243V244H53ZM61 243H62V245H63V247H61ZM68 243V242H67ZM79 243H80V245H79ZM121 243V244H120ZM122 243L124 244V245H128V250L130 251L131 250V247L130 246H133V248L135 247V244H133V243H136V245H138V246H136V248H134V250H131V252H133L134 251V253H133V255H136L135 257H134V261L132 260L133 258H131V262H129V257H132V253L131 252H129L128 250L126 251V247H124V245H122ZM128 243V244H127ZM141 245H140V244ZM145 243V244H144ZM217 243V244H216ZM19 244H20V246H19ZM24 244H26V246L27 247H25L24 246V248H22L23 247V245ZM28 244V245H27ZM51 246H50V245ZM55 244H57L58 246H55L54 247V245ZM75 247V249L73 248V246ZM75 244V245H74ZM101 244V245H100ZM41 245V246H40ZM42 245H46V246H42ZM149 245V246H148ZM150 245H151V247H150ZM17 248H16V247ZM49 247V249L47 250L45 247ZM71 246H72V248L74 249V251L71 249ZM76 246L78 247V248H76ZM101 246V247H100ZM123 246V248H125V249H122L121 247ZM139 246H142V247H139ZM37 247V248H36ZM53 247V248H52ZM80 247V248H79ZM109 247V248H108ZM137 247H138V249H137ZM146 247V248H145ZM148 247V248H147ZM149 247H150V250H148L149 252L148 253H150V251H152L151 253L152 254H149L148 255V253H147V255H146V253L145 252H147V250L146 249H149ZM157 247H158V249H160V251L159 250H156L157 249ZM15 248V249H14ZM31 250H30V249ZM50 248H52V250H55L57 253H63V254H59L61 257H59L60 258V260H57L56 261V259H59L57 256H59V255H57L56 254V252H55V254H54V251H51V253H49L50 252ZM56 248H58V251L56 250ZM59 248H61V249H59ZM84 248V249H83ZM87 248H90L89 250L87 249ZM100 248H101V250H100ZM107 248V249H106ZM132 248V249H133ZM29 249V250H28ZM39 250V251H37V250ZM45 249L47 250V251H45ZM84 251H83V250ZM86 249V250H85ZM137 249V250H136ZM152 249V250H151ZM21 250V251H20ZM60 250V251H59ZM65 250V251H64ZM66 250H67V254H66ZM80 250V251H79ZM88 250V251H87ZM100 250V251H99ZM111 250V251H110ZM114 250V251H113ZM135 250H136V252H135ZM141 250V251H140ZM4 251H7L6 253L4 252ZM25 251V252H24ZM30 251L32 252H35V253H30ZM41 251V252H40ZM49 251V252H48ZM61 251H64V252H61ZM70 251L71 252H73V254L72 253H70ZM76 251V253H77V251L79 252V254L77 253V254H75L74 252ZM106 251V252H105ZM125 251H126V253H125ZM139 253H138V252ZM158 251H159V253H158ZM187 251V254L186 255H184V256H182V252H186ZM37 252H39L40 254L43 252L44 253V255H42L43 256V258H42V256H38V253ZM47 252V253H46ZM52 252H53V254H52ZM68 252H69V254H68ZM104 252V253H103ZM128 252V253H127ZM42 253V254H43ZM82 253H83V255H82ZM102 253V254H101ZM119 253V255H117ZM137 253L138 254H140V255H137ZM4 254V255H3ZM16 254V255H15ZM17 254H19L20 255V257L22 258H20ZM34 254H36V255H34ZM53 256H52V255ZM64 254L66 255V260H68L67 262H64V261H66V260H64V261H62V259H64L65 257H64ZM116 254V255H115ZM123 254V255H122ZM144 254L146 255V256H144ZM46 255H50L49 257H47ZM70 255V256H69ZM74 257H77L78 258V256H80L81 255V258L80 259H83L84 258V256H85V258L83 259V260H81L80 261V259H78V262L76 261L77 260V258L75 259V258H72L73 256ZM77 255V256H76ZM107 255V256H106ZM122 255V256H121ZM129 255V256H128ZM214 255V256H213ZM215 255L216 256H218L219 257V260H221V261H219L218 260V257H216V259L214 258L215 257ZM54 256H55V258H54ZM138 256V257H137ZM2 257H3V259H2ZM12 257H13V259H12ZM14 257H16L15 259L17 260V262L15 261V259H14ZM18 257H19V259H18ZM64 257V258H63ZM68 257H70L69 259H68ZM100 257V258H99ZM120 258V261L118 260L117 261V259H119ZM123 257V258H122ZM125 257V258H124ZM143 257H146V259H144ZM24 258H25V260H24ZM46 258V259H45ZM48 258L50 259V260H48ZM102 258V259H101ZM129 258V259H128ZM21 259V260H20ZM51 259H53V261L51 260ZM74 259V260H73ZM102 260V261H100V260ZM105 259V260H104ZM124 259V260H123ZM144 260V261H142V260ZM223 259H225V260H223ZM10 260V261H9ZM29 260H31V261H29ZM36 260V261H35ZM73 260V261H72ZM86 260V261H87ZM113 260H114V262H113ZM122 260V261H121ZM12 261H14V262H12ZM34 261H35V263H34ZM59 261L61 262V263H59ZM71 261V262H70ZM75 261V262H74ZM223 261H225L224 263H222ZM26 262V263H25ZM28 262V263H27ZM74 262V263H73ZM113 262V263H112ZM124 262V263H123ZM86 264V263H85ZM136 264V263H135Z\"/></svg>",
	"mask_w": 264,
	"mask_h": 264
},
{
	"label": "bare ground",
	"instance_id": "obj_2",
	"mask_svg": "<svg viewBox=\"0 0 264 264\" xmlns=\"http://www.w3.org/2000/svg\"><path fill=\"white\" fill-rule=\"evenodd\" d=\"M0 1H1V0H0ZM6 1H8V3H10V2H9L10 0H6ZM12 1H13V3L15 2V0H11V2H12ZM31 1H35L34 5H37V4H36L37 0H31ZM44 1H45V0H44ZM44 1L42 0V3H43ZM47 1H48V0H47ZM47 1H46V2H47ZM50 1L53 2L54 0H49L48 2H50ZM81 1H82V3L86 4L87 6L83 4V5L81 6L83 10H80L81 13L79 14V13H78V10H79V9L77 8V6L80 5V2H81ZM81 1H80V0H79V1H78V0H56V2L54 1V3H56V4H54V5H55V6L57 5V7H58L59 10H60V11H59V10H58V11H59L60 13H58V11L56 12L58 15L55 16V17H56V20H54V22H53V21H52V22H53V24H56V23H57V20H59L58 27H60L59 25H61V27H62V25H63L64 30H65V27H66V29L69 28L68 30H73V31H71L72 33H73L74 31H76V35H77V33L79 32V33H80V36H81V34H82V35L86 38V40H87V38H88V39H90V40H92V41H95L94 44H93L94 47H96V48L98 47V48H99V47H101L102 45L99 43V41H96L97 37H99V34H98L97 32L100 31V29H103L104 27H103V25L101 24V26H100L101 28L98 27V28H100V29H98V31L95 29V27L98 26V25H100V23H101L100 20H102V19H104V18L101 17V18H102V19H101L100 16H97L99 13L96 15L95 12L98 11V10H100L101 8H100V9H99V8H96V11L93 12L94 9L92 10V8L95 7V4L93 3V4H94L93 7H92V5H91L92 3H91L90 5L87 4V1L90 2L91 0H90V1H89V0H87V1H86V0H81ZM98 1H99V0H97V3H98ZM100 1H101V0H100ZM104 1H105V0H103L102 2L104 3ZM109 1H110V2H109V4H107V8H108V6L110 5V3H111L112 5L115 3V4L113 5V7H112V5L109 6V7H110L109 9H110L111 11H112V8H113V11H115V10H117V9L119 10L121 4L124 6V8L127 6V0H109ZM148 1H149V0H148ZM151 1H152V2H157L158 0H151ZM159 1H160V0H159ZM161 1H162V0H161ZM161 1H160V2H161ZM171 1H172V0H171ZM171 1H168V0H167L166 4L168 3V4L172 5V2H171ZM174 1H176V0H174ZM177 1H178V3H179V0H177ZM188 1L190 2V0H188ZM196 1H198V0H196ZM200 1H201V0H200ZM204 1H205V0H204ZM1 2L3 3L4 0H2ZM16 2H17V0H16ZM16 2H15V4H16ZM21 2H25V1L22 0ZM26 2H27V1H26ZM94 2L96 3V0H95ZM105 2H106V1H105ZM130 2H131V1H130ZM140 2H141V0H132L131 3H132V5H133L134 8H135V6H136L137 4H138L137 7H138V6H141V4H143L142 2H141V3H140ZM169 2H171V3H169ZM182 2H183V1H182ZM192 2H194V0H193ZM192 2H191V3H192ZM206 2L208 3V5L211 4V3L209 2V0L206 1ZM4 3L6 4V7H5V8L7 9V4H8V3H6V2H4ZM13 3H12V4H13ZM42 3L39 2L40 5H43V4H44V3H43V4H42ZM99 3H101V2H99ZM99 3H98V4H99ZM103 3H101V4H103ZM117 3H119L120 6H119V5H116ZM139 3H140V5H139ZM146 3H148V2H146ZM163 3H164V2H163ZM183 3H184V2H183ZM183 3H182V4H183ZM197 3H198V2H196V4H197ZM199 3H200V2H199ZM199 3H198V4H199ZM209 3H210V4H209ZM17 4H18V3H17ZM17 4H16V6H18L19 9H20V7H23L24 10H22V8H21V11L25 12V9H27V8H24V6H21V5L19 6V5H17ZM21 4H22V3H21ZM23 4H25V3H23ZM29 4L32 5L33 3H29ZM39 4H38V6L41 7ZM48 4H49V3H48ZM48 4L45 3L43 6H45V8H46V7H47L46 5H48ZM52 4H53V3L50 2V4H49V8L52 7V6H50V5H52ZM98 4H97L96 6H98ZM101 4H99V7L102 6ZM149 4H150V3H149ZM153 4H154V3H152V5H153ZM158 4H159V2H158ZM182 4H178V6L181 5V7H182V6H183ZM188 4H189V5H188ZM193 4H194V3H193ZM196 4H195V5H196ZM202 4H204V3H202ZM10 5H11V3H10ZM100 5H101V6H100ZM147 5H148V4H147ZM162 5H163V4H162ZM186 5L190 7V5H192V4H190V3L187 2ZM195 5H192V6H195ZM206 5H207V4L202 5L201 8H203V6H205V8H206V7H207ZM212 5H213V3H212ZM212 5H211V6H212ZM2 6H5V5H1L0 8H1ZM25 6H26V5H25ZM38 6H37L38 10H40V8H39ZM43 6H42V7H43ZM55 6H54V7H55ZM85 6H86V7H85ZM90 6H91L92 8H91ZM153 6H154V5H153ZM163 6H164V5H163ZM172 6H173V5H172ZM184 6H185V4H184ZM192 6H191V9H193V10H190V11H194V10L197 9V8L195 9V7H192ZM197 6L199 7L200 5H196V7H197ZM213 6H214V5H213ZM13 7H15V6L12 5V7H11L12 10H13ZM31 7L34 8L35 6H31ZM54 7L50 8V9H53ZM78 7H79V6H78ZM81 7H80V9H81ZM83 7H84V8H83ZM103 7H104V6H103ZM105 7H106V6H105ZM111 7H112V8H111ZM141 7H142V6H141ZM143 7H144V10H145L146 8H145V5H144V4H143ZM143 7H142V9H143ZM147 7H148V6H147ZM159 7H160V6H159ZM166 7H169V8H170L169 5H166ZM2 8H4V7H2ZM5 8H4V11L6 10ZM15 8H16V14L13 15V16L17 17L16 15L18 14V11H19V10L17 9V7H15ZM15 8H14V9H15ZM28 8H29V7H28ZM37 8H36V9H37ZM43 8H44V7H43ZM43 8H42V10H43ZM58 8L55 7L54 9L57 10ZM148 8H149V7H148ZM150 8L152 9L151 5H150ZM157 8H158V7H157ZM157 8H156V5H155V9H156V10H157ZM163 8H164V7H163ZM169 8H167V9H169ZM176 8H180V7H176ZM201 8H200V9L198 8L200 12L198 11L199 14L197 13V16H199V17H201V16H200V14H201ZM205 8H204L203 10H204V11H207V10H205ZM208 8H210V7H208ZM208 8H207V9H208ZM212 8H214V7H212ZM8 9H9V7H8ZM8 9L6 10L7 13H8ZM36 9H35V10H36ZM46 9H47V8H46ZM46 9H45V10H46ZM54 9H53V11H54ZM77 9H78V10H77ZM105 9H106V8H104V11H105ZM158 9H160V8H158ZM164 9H165V8H164ZM167 9H166V10H167ZM210 9H211V8H210ZM17 10H18V11H17ZM27 10H28V9H27ZM29 10H30V11H29ZM29 10H28L29 12H31V11L34 12V10H31V8H30ZM42 10H41V12H42ZM118 10H117V11H118ZM121 10H122V9H121ZM148 10H149V9H148ZM160 10H161V9H160ZM208 10H209V9H208ZM211 10H212V9H211ZM211 10H210V12H211ZM6 11H5L4 13L1 11V12L3 13L2 15L6 14ZM13 11H15V10H13ZM28 11H27V12H28ZM36 11H37V10H36ZM43 11H44V10H43ZM47 11H48V9H47ZM53 11H52V12H53ZM107 11H108V10H107ZM113 11H112L111 14H110V12H109L110 16H112ZM146 11H147V10H146ZM152 11H153V10H152ZM204 11H203V12H204ZM212 11H214V10H212ZM10 12H11V11H10ZM27 12H26V13H27ZM37 12L39 13V11H37ZM37 12H35L34 14L36 15ZM52 12H50V14H48V16H49L50 19H51L50 15H51ZM54 12H55V11H54ZM54 12H53V16L56 14V13L54 14ZM101 12H103V11H100V14H102ZM105 12H106V11H105ZM105 12H103L102 16L109 15L108 12H106L107 14L104 15ZM118 12H119V11H118ZM125 12H126V11H125ZM160 12H162V11H160ZM13 13H14V12H13ZM13 13H11V14H13ZM21 13H22V12H21ZM31 13H32V12H31ZM38 13H37V14H38ZM44 13H46V12H44ZM47 13H49V12H47ZM156 13H157V12H156ZM195 13H196V12H195ZM217 13H218V12H217ZM19 14H20V11H19ZM34 14H32V15H34ZM42 14H43V13H42ZM100 14H99V15H100ZM123 14H124L125 16L127 15V13H126V14L123 13ZM143 14H144V13H143ZM148 14H150L149 11H148ZM151 14H152V13H151ZM158 14H159V13H158ZM191 14H193V13L191 12ZM202 14H203V13H202ZM202 14H201V15H202ZM6 15H7V14H6ZM6 15H5V17H6ZM8 15H9V18H10V14H8ZM8 15H7V16H8ZM21 15L24 16V13H22ZM28 15H30V14H28ZM28 15H25L24 17H27ZM35 15H34V16H35ZM38 15H39V14H38ZM118 15H119V14H118ZM121 15H122V14H121ZM124 15H123V16H124ZM163 15H164V11H163ZM194 15H195V14H194ZM194 15H193V17H195ZM207 15H210L209 11H208ZM212 15H213V13H212ZM18 16H19V15H18ZM34 16H30V17H32V20H33V18H36V17H34ZM41 16H43V15H41ZM142 16H144V15H142ZM213 16H214V15H213ZM0 17H2V16L0 15ZM15 17H13V18L16 19ZM20 17H21V16H20ZM24 17H23V18H24ZM28 17H29V16H28ZM28 17H27V18H28ZM44 17H46V16L44 15ZM119 17H120V15H119ZM151 17H153V16H151ZM151 17L149 18L150 20L152 19ZM167 17H168V15H167ZM185 17H186V16H185ZM190 17H191V16H190ZM193 17H191V18L193 19ZM7 18H8V17H6V19H5V18H3V19L6 20V22H7V21H8ZM9 18H8V19H9ZM17 18H18V17H17ZM38 18L40 19V17L37 16L36 19L38 20ZM41 18H42V17H41ZM49 18H47V19H49ZM52 18H53V17H52ZM99 18H100V19H99ZM106 18H107V19L104 20V21L107 22L109 18H108V16H107ZM112 18H113V16H112ZM114 18H116V17L114 16ZM186 18L188 19V16H187ZM196 18H198V17H196ZM19 19L24 20L25 18H24V19H22V17H21V18H18V21H19ZM30 19H31V18H30ZM30 19H27V21H26V19H25L26 24H24L25 21L22 22V21L20 20L21 22H19V23H20V24L22 23V24L24 25V27H25V29L23 28V32L25 33V32H26V29H27V33H31V35H28V34H27L26 37H27V36H30V37H32V39H33V38H34V39L37 38V39H36L37 41H38V39H42L41 41H43V38H42L43 36H42V35H45L47 32L44 33V34H43V33L40 34L42 37L39 36V33H37L38 36H36V35H37V34L35 35L36 31L34 32L33 29H31V31L28 32V31L30 30L29 26H28L29 30H28V28H26V26H27V24H28V23H27L28 20H29V23H30V22L33 23V21H30ZM43 19H44V18H42V20H43ZM50 19H49V20H50ZM97 19H99V20L97 21ZM118 19H119V18H117L116 20H118ZM138 19H139L138 24H139L140 26H142L141 28H143V29L146 28V29H147V28H148L147 26H145V28H144V24L146 23L145 20H144V19H141V18H138ZM181 19H182V18H181ZM181 19H180V20H181ZM199 19H200V18H199ZM199 19H198V20H199ZM10 20H11V19H10ZM110 20L113 21L114 19H111V18H110ZM152 20H153V19H152ZM166 20H167V19H166ZM184 20H185V19H184ZM189 20H190V19H189ZM196 20H197V19H196ZM196 20H195V21H196ZM205 20H208V19H205ZM11 21H12V20H11ZM13 21H14V20H13ZM18 21H17V22H18ZM35 21H36V20H35ZM35 21H34V22H35ZM102 21H103V20H102ZM112 21H111V22H112ZM120 21H121V20H120ZM167 21H168V20H167ZM167 21H166V22H167ZM182 21H183V19H182ZM195 21H194V22H195ZM1 22H2V21H1ZM1 22H0V23H1ZM6 22L4 21V25L6 24ZM8 22H10V21H8ZM42 22H45V19H44V21H42ZM60 22H61V24H60ZM84 22H85V23H84ZM98 22H100V23L98 24ZM150 22H153V21H150ZM157 22H158V21H157ZM157 22H154V23H157ZM163 22H164V21H163ZM168 22H169V21H168ZM194 22H193V23H194ZM200 22H201V20H200ZM210 22H211V21H210ZM210 22H208V23H210ZM215 22L217 23V21H215ZM11 23H12V22H11ZM11 23H10V24H11ZM40 23H41V22H40ZM46 23H50V25H51V20H50V21L47 20V22H45V24L42 23V24H44V25H48V27H46V26L43 25L44 28H43V27H40V28H42V29H46V28H47L46 30H48V28L50 29L49 24H46ZM103 23H104V22H103ZM107 23L109 24L110 22H107ZM107 23H106V24H107ZM112 23L114 24V22H112ZM112 23H110L109 25L107 24L108 26L104 23V24H105L104 26L108 29V27H113V24H112ZM117 23H119V24L121 25L120 22H117ZM147 23H148V22H147ZM164 23H165V22H164ZM164 23H161V21H160V23H158L159 25H158V24H155V25H158L157 27H156L154 24H152V27L155 26V28H153V29H151V30H149L150 27L148 28V30L150 31V32H149V31L147 30V31L149 32V35H148V32L145 31V30H144V31H141L140 29H136L137 31L134 30L135 32H130L131 30L129 29V27L127 28L128 30H130L129 32H130L131 34H132V33H133V34H134V33H135V34H136V33H139V34H140V32H142V33H145V34H143V35H145V37H146V34L148 35V36L146 37V39L143 38V36H141V35L139 36V37H142L143 39H145V42H146V43L144 42L143 45L146 44V48L143 47V46L140 47V45H142V44H141L142 42H141V43L138 42V43L140 44L139 46H137L138 44H135V45H136L135 48H133V47H132V49H131V48H127V44H128V43H127V44L123 43V41L119 38L120 35H119V37H117V38H118V41H117V38H116V37H115V39H114L113 37H114V35H115V36L117 35V34H116L117 32H118V34H121V33L119 32V29H118V28L115 29L116 32H115L114 35H113V33H112V36H111V34L105 32L106 29H105V30H102V31H104L103 33L100 31L102 34L100 33V37H99V39L101 38V35L103 36V35L106 33V34H105L106 36H107V34H108V35L111 36V37H110L111 39L113 38L114 41L116 40L115 42H117L118 45H120V48H123V49H124V47H123V44H124V46L126 45L125 48H127V50L130 51V52H129V51H128V52H125V51L122 52L123 49H119V47H118V50H119V51H118V50L116 49L117 47H115V46H117V44L113 41L114 44H112V45L109 44V47H112V46H114V45L116 44V45L114 46L115 48H114V47H113V48H114L116 51H118V53H120V54H118V55L116 54V55H117V57H116L115 54H114V52H115L114 49H113L114 52H112L111 48H109L108 46L105 45L106 47H108L107 50H105V48H106L105 46H102V47H105V48L103 49V50H105V51H104L103 53H100V54H102L105 58H102L103 56L101 57L100 54H98L99 57H101V64L103 63V65H105V66L107 67V70H108V66H107V65H109V64H110V66H111L113 63L119 64V62H120V63L122 64V68H123V66H124V65H123V62H126V63H127V67H126V68H123V69H125L127 72L130 71L131 73H130V74L128 73V75H130L129 77H122V78H123V79H124V78H128L129 81H128L127 79H125V80H127V81H128L130 84H132V85H130V84H129L130 86L127 85V87H129L130 89L126 90L124 93L121 94L122 91H120V94H121L120 97L123 98L122 95L125 94V96H126V98L128 99L129 103H130V101L134 103L135 109H136V111L139 112V115H140V116H139L140 118L138 117L139 119L137 118L136 120H140V119H141V120H142V119L144 120V119H146V118H145L146 115H148L149 113H152V114L155 113L156 110L154 111V110L152 109L153 112H154V113H153V112H150L151 110L148 108V107L151 106V105L148 106V105L150 104V102H153V103H154V101H152V98L154 97L155 99L157 98L158 101L161 100V102H158V101H157V102H158V103H157V102H156L157 99H156V100L154 99L155 102L157 103V107H155L156 109L159 108L161 111H163L164 108H165V109H168L169 107H171L173 110H175V112H176V111L178 112V113L176 112V113H177L176 115H178L180 112H181V114H183V113L185 114V113H186L185 115H187V113H192V112L194 113L195 109L198 110V111H197V114H198L199 110H202V112H203V114H205V116H203V114H202L203 117H202V116H201V117H198V119H195V120H196L197 122L199 121L200 123H204V121H207V120H208V122H210V121L212 122V121H213V122L215 123V125H218V127H219V125H221V124L223 123V121L225 120V118H224L225 115H224V116L222 115L221 110H220V112H219L218 110H213V109H212L213 107H212V108H210L209 106L205 107V106H201V104H200L201 101L203 100V94H202V90H201V87H202L201 83H202V82L199 83L198 80H199V77H200V78L202 77V76H200V75H201V70L205 69L206 67H205V68H201V67H204V66H203V65L205 64V63H204V62H205L204 60H203L204 62L202 61V63H204V64H203L201 67H199V66L197 65V62H198L200 59H203L204 57L207 58V55H206V54L209 55V53H207V52H208V51H207V47H206L207 45L204 44V42H205V43H207V42H206V41L203 42V41H201L198 37H197V38H198V39H197V38L194 37L193 35H192V36L195 38V39H193V40H194L195 42L191 40V38H193V37H191V38L189 37V38H188V40H189V39L191 40L190 42H189V41H188V42H189V43L193 42L194 44H193V43H191V44H193L194 47H195V44H197L198 41L203 42L202 45H206V46H204L206 49H205L204 51L202 50V51H203V54H205V55H203V54L201 55V54H200V53L202 52L201 49H203L204 47H203V48L196 47V49H197V48H200V49H198L197 51H194V53L197 52L196 54H199L200 56H199V55H195V56H198V58H200V57H201V58H200L198 61L195 62L196 64H191V63L189 62L190 60H188V55H189V54L183 56L184 53H187V52H188L187 49H186L187 52H184V50H183L184 53H183L182 56H181V54L179 55L178 52H179V50H180V51H182V50L179 49L178 47H176V46L178 45V46H180V48H184V47H181V46L187 42V41L185 40L186 37H185V36H184V37L181 36V37H183V38L180 37V38H181L180 40H182V39L185 38L184 41H183V42H185V43H183L182 41L177 40V42L179 41L180 43L178 42L177 45H175V43H176V36H175V35H176V34H172V33L175 32V30H177L178 33L181 32V31H179L178 29H183V28L177 26L178 24H177V25H169V24H164ZM204 23L207 24L206 21H204ZM211 23H212V22H211ZM219 23H220V22H219ZM223 23H224V22H223ZM12 24L15 25L14 22H13ZM42 24H39V25H42ZM53 24H52V27L54 26ZM82 24H85V25L83 26ZM96 24H98V25H96ZM111 24H112V26H110ZM115 24H116V22H115ZM119 24H118V25H119ZM150 24H151V23H150ZM196 24H197V23H196ZM196 24H195V26H196ZM2 25H3V24H2ZM2 25H0V26H2ZM4 25L2 26V28L4 27ZM6 25H7V24H6ZM6 25H5V26H6ZM16 25H17V23H16ZM16 25H15V26H16ZM28 25H31V23L28 24ZM33 25H34V24H33ZM39 25H38V26H39ZM94 25H95V27H93ZM147 25H148V24H147ZM197 25H198V24H197ZM217 25H218L217 27H219V24H217ZM221 25H222V24H221ZM221 25H220V26H221ZM223 25H224V24H223ZM15 26H14V27H15ZM20 26H22V25H20ZM56 26H57V24H56ZM121 26H122V25H121ZM123 26H124V24H123ZM148 26H149V25H148ZM150 26H151V25H150ZM181 26H183V25H181ZM200 26H201V24H200ZM203 26H204V24H203ZM203 26H202V27H203ZM208 26H210V24H209ZM212 26H213V24H212ZM214 26H215V23H214ZM6 27H7V26H6ZM12 27H13V26H11V28H12ZM14 27H13V28H14ZM18 27H19V26H18ZM18 27H16V30L19 31ZM33 27H34V26H32V28H33ZM52 27H51V29H52ZM61 27H60L59 29H61ZM116 27H117V25H116ZM118 27H119V26H118ZM184 27H186L185 29H183V30H185V32H183V30H182L181 33L187 35V37H188V35L191 33L190 30H193V29H192V27H190L191 29L187 28V27H189V24H188V26L184 25ZM196 27H197V26H196ZM196 27H195V28H196ZM210 27H211V26H210ZM217 27L215 26L214 29L216 30ZM223 27H224V26H223ZM223 27H222V28H223ZM2 28H1V29H2ZM8 28H9V27H8ZM11 28H10V29H11ZM13 28H12V29H13ZM19 28H20V27H19ZM21 28H22V27H21ZM54 28H57V27H54ZM113 28H115V27H113ZM113 28H112V29L110 28V30H113ZM121 28H123V27H121ZM193 28H194V27H193ZM199 28H201V27H198V29H199ZM205 28H206V27H205ZM219 28H221V27H219ZM222 28H221V29H222ZM4 29H5V28H4ZM6 29H7V28H6ZM10 29H9V30H10ZM12 29H11V30H12ZM35 29H36V27H35ZM38 29H39V27L36 29L37 32H38ZM57 29H58V28H57ZM117 29H118V31H117ZM127 29H126V30H127ZM188 29H189L190 33L188 32ZM198 29H197V30H198ZM206 29H207V28H206ZM208 29H211V28H208ZM208 29H207V30H208ZM214 29H211V30H214ZM24 30H25V31H24ZM52 30H54V29H52ZM61 30L63 31V29H61ZM61 30H59V31H61ZM68 30H67V31H68ZM120 30H121V29H120ZM123 30H124V29H123ZM123 30H122V31H123ZM197 30H196V31H197ZM199 30H200V29H199ZM202 30L204 31L203 28H202ZM222 30H226V29H222ZM1 31H2V30H1ZM3 31H4V30H3ZM5 31H6V30H5ZM7 31H8V29H7ZM20 31H22V30H20ZM20 31H19V32H20ZM41 31H42V30H39V32H41ZM49 31H50V30H49ZM49 31H48V32H49ZM67 31L65 30V32H67ZM77 31H78V32H77ZM93 31H94V32H93ZM113 31H114V30H113ZM173 31H174V32H173ZM203 31H202V33H203ZM209 31H210V30H209ZM216 31H217V30H216ZM218 31H219V30H218ZM218 31H217V32H218ZM16 32H17V31H16ZM19 32H17V33H19ZM33 32H34L35 37L32 35ZM42 32H45V31L43 30ZM57 32H58V30H57ZM65 32H64V34H63V32H60V33H62V35H61V34L56 33V30H55V33H56L55 36H56L57 34H58L59 36L61 35L60 37L65 36V34L68 33V32H67V33H65ZM71 32H69V33H71ZM92 32H93V33H97L98 35H97L96 37L91 38V37H92L91 35L93 34ZM107 32H110V31L108 30ZM124 32H126V33H123V32H122V33L124 34V36H126L125 34H127V39H128V34H129V35H131V34L128 33V31H124ZM146 32H147V33H146ZM169 32H170L172 35H174V36H171V34H170ZM197 32H198V31H197ZM199 32L201 33V31H199ZM205 32H206V33H205L206 35H207V33H209V32H207V31H205ZM211 32H213V34L215 33L214 31H210V35H212ZM217 32H216V34H217ZM224 32H225V31H224ZM11 33H12V31H11ZM11 33H8L7 35H9V34H11ZM69 33H68V34H69ZM79 33H78V34H79ZM110 33H111V32H110ZM142 33H141V34H142ZM192 33H194V32L192 31ZM200 33H199V34H200ZM220 33H221V32H220ZM2 34H3V33H2ZM5 34H6V32L4 33L3 36L6 37ZM13 34H15V31H14ZM19 34H20V33H19ZM50 34H51V33H50ZM53 34H54V33H53ZM73 34H74V36H75V33H73ZM133 34H132V35H133ZM223 34H224V33H223ZM226 34H228V32H227ZM0 35H1V34H0ZM58 35H57V37H58ZM93 35H94V34H93ZM95 35H96V34H95ZM95 35H94V36H95ZM136 35H138V34H136ZM177 35H178V34H177ZM203 35H204V33L202 34V36H203ZM217 35H218L219 37L221 36L219 33H218ZM217 35H216V36H217ZM224 35H225V34H224ZM1 36H2V35H1ZM3 36H2V37H3ZM14 36H19V35H13V37H14ZM20 36H21V35H20ZM55 36L53 35V37H55ZM72 36H73V35L71 34V37H72ZM117 36H118V35H117ZM122 36H123V35H122ZM189 36H190V35H189ZM198 36H199V35H198ZM202 36H201V39L205 40ZM212 36H213V35H212ZM218 36H217V37H218ZM226 36H229V35H226ZM226 36H225V37H226ZM5 37H4V39H6ZM10 37H11V36H10ZM10 37H9V39H10ZM22 37H25V36H23V34H22ZM30 37H29L28 39H30ZM39 37H40V38H39ZM49 37H50V36H49ZM57 37H55V38H57ZM60 37H59V38H60ZM67 37H68V36H66V37H62L63 40H62L61 38H60V39H61L62 41H65V40H67L68 38H71L70 36H69L68 38H67ZM77 37H78V38H81V37H79V35H78ZM130 37H131V39H130ZM130 37H129V40H130L129 43L132 44V41L134 40V37H135V36L133 35V36H130ZM132 37H133V38H132ZM207 37H208V38H209V37L211 38V36H209V35L206 36V38H207ZM219 37H218V38H219ZM221 37H222V36H221ZM47 38H48V36L46 35V38H45V39H47ZM59 38H58V40H60ZM64 38H66V39L64 40ZM74 38H75V37H72L71 39H69V40H67V41H70V40L72 41V39H73V42H74V40L76 39V38H75V39H74ZM82 38H83V37H82ZM104 38H105V40H108L109 37H104V36H103L101 39L103 40ZM106 38H107V39H106ZM110 38H109V40H111ZM135 38H137V37H135ZM173 38H175L174 41H173V40H170V39H173ZM218 38L215 37V39H217V40H218ZM2 39H3V38H2ZM7 39H8V37H7ZM24 39H27V38H24ZM28 39H27V41H26L27 43H28V41H31V40H28ZM45 39H44V43H45ZM83 39H84V38H83ZM83 39H81L82 42H80L81 40H80V41L78 40V41H79L80 43L83 44V42L85 41V40H83ZM122 39H125V38H122ZM132 39H133V40H132ZM139 39H141V38H139ZM143 39H141V40H138V39H137L136 41H143ZM178 39H179V37H178ZM223 39H224V37H223ZM223 39H222V38H221V39L219 38L220 41L223 40ZM58 40H55L56 43L58 42ZM61 40H60V41H61ZM196 40H197V42H196ZM224 40H225V39H224ZM0 41H1V39H0ZM4 41H5V40H4ZM4 41H3V42H4ZM6 41H7V40H6ZM11 41H13V40L10 39L9 42H11ZM14 41H15V43H14V42H13V43H14L15 45H18V42L16 43L17 40L14 39ZM34 41H35V40H34ZM37 41H36V42H37ZM39 41H40V40H39ZM39 41H38V42H39ZM49 41H50V39H49ZM55 41H50V42L52 43V42H55ZM60 41H59L57 44H62V43H63L62 41H61L62 43H60ZM78 41H77V42H78ZM103 41H104V40H103ZM119 41H120V42L122 41V43H120ZM164 41H167V42L169 41L168 43L165 42L168 46H163V45H162ZM209 41H210V40H209ZM212 41H213V40H212ZM212 41H211V42H212ZM215 41H216V40H215ZM220 41H216V42H220ZM3 42L0 43V44H3ZM9 42H7V43H9ZM36 42H34V44H33L34 46H31V47L34 48ZM47 42H48V40H47ZM73 42L71 43V48L68 46V45H69L68 43H70V42H66V45L68 44L67 46L69 47V51H70V49H73L72 46H74V45H75V50L77 49V47L80 46L79 43L76 42V40H75V42H76L75 44H74ZM88 42H89V40H88ZM88 42H87V46H88ZM110 42H111V41H110ZM110 42L107 41V43H106V41H104V42H101V43H105V44L108 45V43H110ZM113 42H111V43H113ZM181 42H182L183 44H181ZM188 42H187V43H188ZM201 42H200V44H197V45H201ZM221 42H222V41H221ZM225 42H226V41H225ZM13 43H12V44H13ZM27 43H26V48H25V46H24V48L20 49V47L18 46L19 50H22L21 52H24L25 50H26V51H27V50L30 51L29 47L27 46ZM32 43H33V42L31 41L30 44H32ZM39 43H41V42H39ZM39 43H36V45H38ZM48 43H49V42H48ZM51 43L49 44L50 47H51V45H52ZM90 43H91V41L89 42V45H92V44H90ZM92 43H93V42H92ZM157 43H159L161 46H159ZM161 43H162V44H161ZM165 43H164V45H166ZM169 43H171V44L169 45ZM187 43H186V44H187ZM189 43H188V44H189ZM198 43H199V42H198ZM223 43H224V42H223ZM10 44H11V43H10ZM10 44H9V45H10ZM20 44L22 45L21 40H20L19 45H20ZM23 44H25V41H24ZM73 44H74V45H73ZM76 44H78V45H76ZM82 44H81V45H82ZM131 44H128V47H129ZM156 44H157V45H156ZM179 44H180V45H179ZM188 44H187V46H189ZM208 44L210 45L211 43L208 42ZM6 45H7V44H6ZM28 45H29V44H28ZM49 45L47 44V46H49ZM53 45H55V43H53ZM64 45H65V43H63V48H65ZM93 45H92V46H93ZM110 45H111V46H110ZM121 45H122V47H121ZM202 45H201V47H202ZM220 45H222V44L220 43ZM3 46H5V45L3 44ZM3 46H1V47H3ZM10 46H12V45H10ZM29 46H30V45H29ZM38 46H40V44H39ZM38 46H36V47L38 48ZM45 46H46V45H44V48H43L42 45H41V47H40L39 49L43 48V49L45 50V53H46ZM47 46H46V48H49V47H47ZM57 46H58V45H57ZM67 46H66V48H67ZM76 46H77V47H76ZM82 46H83V45H82ZM82 46H81V47H82ZM84 46H85V45H84ZM92 46H91V49L88 48V47H86V48H88V49H87V50H88L87 53H89L90 51H92V49H94V48H92ZM131 46H132V45H131ZM131 46H130V47H131ZM144 46H145V45H144ZM158 46H159V48H160V47H163V48L166 47V48H167V51L165 52L163 48H160V49L158 48L159 51L157 52V47H158ZM174 46H175L176 48H178L179 50L176 49ZM183 46H185V45H183ZM226 46H227V45H225V47H223V48H226ZM12 47H14V46H12ZM16 47H17V46H15V48H16ZM21 47H22V46H21ZM27 47H28V49H27ZM31 47H30V48H31ZM60 47H61V46H60ZM148 47H149V48H148ZM191 47H192V46H190L189 48H191ZM194 47H193V48H194ZM210 47L212 48L211 45L208 46V48H210ZM215 47H216V46H215ZM4 48H5V47H4ZM15 48H12V49L14 50ZM18 48H17V49H18ZM33 48H32V50H35V48H34V49H33ZM37 48H36V49H37ZM55 48H56V47H55ZM61 48H62V47H61ZM61 48H60V49L57 48V50H59L58 52H60V51L63 50V49L61 50ZM147 48H148V49H147ZM193 48H191V49H193ZM216 48H220V46H218V47H216ZM5 49H6V48H5ZM5 49H3V50H5ZM24 49H25V50H24ZM39 49H38V50H39ZM43 49H41L43 52H42L41 50H40V51H41V52L43 53V55H44V50H43ZM50 49H51V50H52V49L54 50L53 53H50V52H51ZM67 49H68V48H67ZM89 49H90V51H89ZM130 49H131V50H130ZM161 49H162V51L165 52V53L161 52ZM175 49H176V50H175ZM184 49H185V48H184ZM212 49L216 50L215 48H212ZM212 49H211V51H213ZM0 50H1V51H0V53H1L3 50H2V49H0ZM19 50H18V51H19ZM55 50H56V49H54V47L49 48V50L47 49L48 53H50V56L55 57V58H53L52 61H51L52 58L49 59L48 55L45 54V55L48 57V61L51 62V64L54 66V67H53V66L51 65L52 68H53V69H52V70H53V73H52V71H50L51 69L49 70L50 72L48 71L49 73H48L47 71H46V72H47V73H46L44 70H43V73L40 72V70L42 69V68L40 69V67H39V66H41L40 64H39V66H38L37 64H35V65L38 66V68H39V70H38V68H37L38 73H37L36 70H35L36 68L34 69V70H35V75H36V73L38 74L37 78H38L40 81H42V84L39 83L40 85H39L38 88L36 89V92H35V94H34L33 96L39 98V96H42V95H43V96L45 97V99H44L43 96H42L41 98H43L46 102H47L48 99H49V101H48L49 103H51V102H50V101H51V98H49L48 96H50V97L52 96V97H53L54 95H56V97H57V95H58V97H60V95H61V98L64 100L65 98H63L62 95H64L65 93H67L68 96H69V94H74L73 96H75V95L77 96V94H75V93H78V94L80 93V95H83V92H79L77 89H75L76 92H74V93L71 92L72 90H74V88H75L74 86H76V87L78 88V85H76V84H78V83L80 82V80H79V77H80V76L78 77L77 80L75 79L76 81H75L74 79H72L73 81L70 79L71 81H69V82H68V81H67V82H64V80L67 78V77H65L66 74L70 73L69 71H70L71 69H73L72 66H71V69L68 71V73H65V75H63L65 78H64V77H63L64 79L61 78L63 81H59V80H58V78L61 77V75H62L64 72H62V73L60 72V73H59L60 75L58 76V73H57L58 71H54V69H59V70L61 71V68H57V67H61V66L64 67V65L66 66V63H68V61H67L65 58H63V56L65 57V56L67 55V53H66L64 50H63V51H64L65 54H64L63 56H62V53H63V52H62V53L60 52V53H61V54H60V53H58L57 51H56V52L58 53V55H56V54H55V53H56ZM78 50L81 51L80 48H79ZM78 50H77V51H78ZM100 50H101V52H102V49H100ZM109 50H111V51H109ZM127 50H126V51H127ZM172 50H174V52L176 51L175 54L179 55L178 58H177L178 60L175 58V57H177V56H175L174 54L170 53V52H172ZM177 50H178V52H177ZM189 50H190V49H189ZM193 50H194V49H193ZM193 50H190L189 53H191V51H193ZM199 50H200L201 52H200ZM217 50H218V49H217ZM223 50H224V49H223ZM16 51H17V50H16ZM18 51H17V54H14L15 57H16V55L19 57L20 54H21V56H22L23 54L26 55V53H28V51H27V52H25V53L22 54V53H20V51H19V53H20V54H19ZM40 51H37L38 54H36V56H37L36 58H35V56H32V57H33V59L35 58L37 62H40V63L42 62L43 65H45V63L47 64L48 61H46V56L44 57V56L42 55V53H40ZM49 51H50V52H49ZM72 51L74 52V54H79V53H78L79 51H78L77 53H75L74 50H72ZM83 51H85V50L82 49V51H81L82 54H81V52H80L81 57H82V55H85V56H86V54H83ZM96 51H97V53L99 52L98 50H96ZM139 51H141V52H142V51H146V53H148L149 56H148L146 59H143V58L145 57V55H146V53L143 52L144 54L142 53L141 55H144V56H140V58H141V57H143V58H141L140 60H134V61L136 62V67H135V65H130V62L133 61V55L131 54V52H132V53H134V52L136 53V52H137V53L139 54V53H140ZM147 51H148V52H147ZM198 51H199L200 53H199ZM218 51H220V49H219ZM32 52H33V51H30V52L27 54V56H28V55L30 56V54H32ZM35 52H36V51H35ZM70 52H71V51H70ZM111 52H112V54H114V55H111ZM121 52H122V53H121ZM155 52H157V54H156ZM205 52H206V53H205ZM213 52H214V51H213ZM2 53H3V52H2ZM15 53H16V52H15ZM84 53H85V52H84ZM91 53L93 54V51H92ZM115 53H117V52H115ZM135 53H134V54H135ZM153 53H155V54H153ZM169 53L172 54V56H175L174 58H175L176 60H175L173 57H171V56L169 55ZM181 53H182V52H181ZM215 53H216V52H215ZM215 53H214V54H215ZM218 53H219V52H218ZM218 53L216 54V56L218 55ZM33 54H34V52H33ZM33 54H32V55H33ZM51 54H52V55H51ZM53 54H54V55H53ZM59 54H60L61 56H59ZM80 54H79V55H80ZM192 54H193V52H192ZM192 54H190L189 57H192V58L196 59L194 55L192 56ZM225 54H226V52H225ZM4 55H5V57H6V54H5V53H3V57H4ZM39 55H42V56H39ZM55 55H56V56H55ZM72 55H73V53H72ZM72 55H71V56H72ZM87 55H88V54H87ZM96 55H97V54H95V56H96ZM110 55H111L112 57L115 56V59H114V58L111 59V58H110V57H111ZM135 55H137V54H135ZM212 55H213V53H212ZM212 55H211V53H210V56H212ZM227 55H228V54H227ZM0 56H1V58H2V55H0ZM11 56H13V55H11ZM57 56H58V57H57ZM69 56H70V54L68 53V55H67L66 57H69ZM73 56H75V55H73ZM91 56H92V55H91ZM91 56H90V59H91ZM138 56H139V55H138ZM138 56H137V58H138ZM180 56H181V57H180ZM203 56H204V57H203ZM216 56L214 55L215 58L213 57V59L217 60V59H216ZM218 56H219V55H218ZM218 56H217V58H218ZM5 57L3 58V60L6 59ZM9 57H10V55H9ZM13 57H14V56H13ZM25 57H26V56H25ZM39 57H41V58H39ZM42 57H44V59H45V61H46V62L44 61L45 63L43 62L44 59H42ZM77 57H78V55H77ZM81 57L79 56V58H81ZM83 57H84V56H83ZM83 57H82V58H83ZM93 57H94V56H93ZM93 57H92V58H93ZM96 57H97V56H96ZM202 57H203V58H202ZM222 57H223V54H222ZM23 58H24V56H23ZM23 58H21V59H23ZM38 58H39L41 61H39ZM70 58H71V57H70ZM74 58H76V57H74ZM84 58H85V57H84ZM84 58H83V59H84ZM87 58H88V60H89V57H87ZM87 58H86V59H87ZM134 58H135V56H134ZM211 58H212V57H211ZM211 58H210V59H211ZM225 58H227V57H225ZM225 58H224V59H225ZM16 59H17V58H16ZM16 59H15V60H16ZM18 59H20V58H18ZM26 59H28V58H26ZM29 59H31V58H29ZM29 59H28V60H29ZM33 59H31V60H33ZM71 59H72V58H71ZM77 59H78V58H77ZM83 59H82V60H83ZM93 59H94V58H93ZM93 59H92V60H93ZM96 59H97V58H96ZM96 59H95V60H96ZM106 59H107V60H106ZM138 59H139V58H138ZM204 59H205V58H204ZM221 59H222V58H221ZM224 59H222V60H223V61H222V64H223V62L225 63V60H226V59H225V60H224ZM1 60H2V59H1ZM1 60H0V61H1ZM9 60H11V59H9ZM15 60H14V61H15ZM73 60H75V59H73ZM172 60H175L176 62H177V61L180 62V63H179L180 65L177 66V67H180V66L183 65L184 67H183V66L181 67L182 70H183V68H187L188 71L191 73L190 76H187V77L184 76L185 78H184V77L182 78V76L180 75L179 78H180V79L182 78V79L180 80V82L177 80L180 84H178V82L174 79L175 76H176V74L179 72V70L175 67V65H174L175 62L173 63ZM207 60H209V57L206 59V63L208 62ZM215 60H213V61H215ZM4 61H5V60H4ZM21 61H23V63H20V64H25V63H24V62H25L24 59L21 60ZM21 61H19V62H21ZM84 61H85V60H84ZM96 61H97V60H96ZM98 61H99V60H98ZM111 61H113V63H112ZM134 61H133V64H134ZM191 61H192V60H191ZM210 61H211V60H210ZM213 61H212V62H213ZM218 61H219V60H218ZM226 61H227V60H226ZM19 62H17V67H16V69L19 68L20 66H21V68H23V67H22L23 65H20ZM28 62H30V61H28ZM31 62H32V64H30ZM31 62L29 63V64H30L29 67H30V68L32 67L31 69H33V67H34L35 65L33 66V64H34L33 61H31ZM49 62H48V65H49ZM72 62H74V61H72ZM78 62H79V61H78ZM178 62H177V63H178ZM192 62H193V61H192ZM200 62H201V60H200ZM220 62H221V61H220ZM220 62H219V64H221ZM229 62H230V61H229ZM232 62H233V61H232ZM237 62H238V61H237ZM237 62H236V65H237ZM0 63H1V62H0ZM3 63L6 64V62H3ZM35 63H36V62H35ZM42 63H41V64H42ZM82 63H83V62H81L80 64H81L82 67H84V66L82 65ZM86 63H88V62H86ZM92 63H94V62H92ZM92 63H91V61H90V65H89V66L92 65L91 68L93 67V64H92ZM108 63H109V64H108ZM126 63H124V64L126 65ZM131 63H132V62H131ZM177 63H175V64H177ZM209 63H210V62H208V64L206 65L207 67H209V66H208ZM213 63L216 64L217 62H213ZM1 64H2V63H1ZM1 64H0V65H1ZM18 64H19V65H18ZM26 64H27V63H26ZM26 64H25V65H26ZM74 64L77 66L78 63H73V65H74ZM84 64H85V63H84ZM96 64H97V63H96ZM96 64H94V65H96ZM106 64H107V65H106ZM116 64H115V65H112L111 67H113V68H109V70H108L109 72H110V71L112 72L110 78H113L112 76H117V74L115 73V75H114V72H113V70L116 72V70L114 69V66H115V67H119L121 64H119V66H117ZM200 64H201V63H200ZM228 64H231V65H232V64H234V63H228ZM14 65H16V62L14 63ZM14 65H13V66H14ZM43 65H42V66H43ZM57 65H59V66H57ZM60 65H61V66H60ZM68 65H69V63H68ZM75 65H74V66H75ZM97 65L100 66L99 63H98ZM97 65L94 66V67L97 68ZM103 65H102V66H103ZM173 65H174V66H173ZM177 65H178V64H177ZM223 65H225V64H223ZM1 66H2V65H1ZM18 66H19V67H18ZM27 66H28V65H27ZM27 66H25V67H27ZM36 66H35V67H36ZM46 66H47V65H46ZM46 66L43 67V69L45 68V69L47 70V67H46ZM51 66L48 67V68H51ZM56 66H57V67H56ZM79 66H80V65H79ZM85 66H86V67H89L88 64L85 65ZM132 66H134V67H132ZM140 66H141V68H140ZM213 66H214V65H213ZM213 66H212V69H213ZM218 66H219V65H217L216 68H219V69H220V67H221V69H222V67H223L222 65H220V67H218ZM227 66H228V67H227ZM227 66H226V67L229 68V65H227ZM233 66L236 68L235 64H234ZM233 66H231V67H233ZM25 67H24V69H25ZM29 67H28V68H29ZM55 67H56V68H55ZM100 67H101V66H100ZM100 67H99V68H100ZM103 67H104V66H103ZM103 67H102V69L104 70V72H102V71H101V72H98V73H102L101 75H103V73H105V71H106V67H105V69H104ZM120 67H121V66H120ZM242 67H243V66H242ZM21 68H19V69H21ZM65 68H66V67H65ZM69 68H70V67H69ZM76 68H77V67H76ZM91 68H89V69H91ZM96 68H95V69H96ZM181 68H180V69H181ZM200 68H201V69H200ZM210 68H211V67H210ZM223 68H224V67H223ZM238 68H239V67H238ZM1 69H2V68H1ZM12 69H14V68L12 67V68H11V71H12ZM16 69H15V71H16V73H17V70H16ZM19 69H18V70H19ZM24 69H23V70H24ZM67 69H68V68H67ZM82 69H83V68H82ZM82 69H81V67H80V70H82ZM84 69H85V67H84ZM87 69H88V68H87ZM89 69H88V70H89ZM110 69H111V70H110ZM116 69H117V68H116ZM145 69H146V70H145ZM147 69H150V71L147 70ZM176 69L178 70V72H177ZM187 69H185V70H187ZM214 69H215V68H214ZM233 69H234V68H233ZM23 70H21V72H23ZM34 70H31V72H33ZM62 70L64 71V69H62ZM96 70L100 71L101 68H100V69H96ZM125 70H124V72H126ZM182 70H181V71H182ZM185 70H184V71H185ZM205 70H206V69H205ZM205 70H204V71H205ZM215 70H217V69H215ZM215 70H213V71H215ZM222 70H223V69H222ZM222 70H219V71L222 72ZM229 70H230V69H229ZM15 71L13 70L12 73L14 72L13 74H15ZM19 71H20V70H19ZM28 71L30 72V70H28V69H27V71L25 70V72H27V73H24V75H22L23 73H21V72L18 73V74L21 73L20 75L23 76V80H24V82H25V80H27V79L29 78V75H30V73H31V72L29 73L28 78H27V77H26V74H28ZM41 71H42V70H41ZM71 71H72V70H71ZM73 71L75 72V71H79V70H78V69L75 70V67H74V70H73ZM73 71H72V72H73ZM86 71H87V70H85V72L83 71L84 73H83L82 71H80V72H82L83 74H85V77H86V75L88 74V71H87V72H86ZM89 71L92 72V69L89 70ZM108 71H106V73H108V75H110ZM119 71H120V70H119ZM119 71H117V72H119ZM147 71H148V72H147ZM165 71H167V72H165ZM175 71H176L177 73H175ZM181 71H180V72H181ZM217 71H218V70H217ZM217 71H215V72H217ZM232 71H234V70H232ZM240 71H241V70H240ZM244 71H245V70H244ZM262 71H263V70H262ZM1 72L3 73L4 71L1 70ZM39 72H40V73H39ZM44 72H45V74H44ZM54 72H55V73H54ZM66 72H67V71H66ZM95 72H96V71H95ZM95 72H93V73L95 74ZM121 72H122V70H121ZM124 72H123V73H124ZM186 72H187V71H186ZM186 72H185L184 75L187 74ZM189 72H188V73H189ZM2 73H0V75H2ZM12 73H10L11 76L13 75ZM75 73H76V76H77V73H78V75L81 74V73H79V72H75ZM86 73H87V74H86ZM98 73H97V74H98ZM181 73H182V72H181ZM181 73H178V74H181ZM222 73H223V72H222ZM230 73L232 74L233 72L230 71ZM239 73H240V72H239ZM31 74H33V73H31ZM52 74L54 75V77H55L56 74H57L58 78L56 79V82H52L51 85H48L49 82H48L47 80H50V79H51V78H50V77H51L50 75H52ZM94 74H93V75H94ZM124 74H125V73H124ZM124 74L121 73L122 76L127 75V74H125V75H124ZM145 74H146V75H145ZM220 74H221V73H220ZM234 74H235V73H234ZM256 74H257V73H256ZM10 75H9V76H10ZM35 75H34V76H35ZM71 75H73V73H72ZM88 75H91V73L88 74ZM88 75H87V77H88ZM93 75L91 76V78H89L90 76L88 77L89 79H92V80H90V81H87V82H89V85H90V83H92V82L94 83V80H95V79L93 78ZM99 75H100V74H99ZM99 75L96 76V74H95L94 76H95V77H100ZM108 75L104 74L105 77H109ZM119 75H120V74H119ZM121 75H120V76H121ZM207 75H208V74H207ZM240 75H242V74L240 73ZM240 75H239V76H240ZM259 75H260V74H259ZM14 76H15V77H16V76L18 77L14 82H10V81H12V79H11V80H8V81H5V80H3V79H0V93L3 94L4 96H2L1 94H0V95L2 96V99H4V102H5L6 105H7V109H8V111L18 112V114H20L19 112H21V111H22L21 109L24 108V107H23V106H20L17 95H20V93H22V92H23L25 95H27V94H26V92L22 89V87L20 86V84L18 83V80H19V79L21 80V77H19V75H16V74H15ZM34 76H33V77H34ZM68 76H70V74H68ZM82 76H83V75H82ZM104 76H103V77L101 76L102 79H104V80L102 81V84H104L103 82H105V79H106ZM120 76H118L117 79L114 77L113 80L110 79V78H107V79H108V81H109V79H110V81H111V80H112V81H115V79H116V81H120V82H121L120 84H122L123 80H122V78H119ZM163 76H165V77H167V78L169 77V78H168L169 80H170V79H171V80H174V83H173V81H171V80H170V83H169V81L167 82V83H169V85H168V84H166V85H168L169 87H168V86L165 87L164 84H163V87L166 88V91L163 90L164 93H162V92H163L162 89L159 88L161 82H160V84H159V82H158L159 80H160V81L163 80L162 83H166V82L164 81V79H167V78L164 77V78L162 79ZM235 76H238V75L236 74ZM245 76H246V75H245ZM1 77H2V76H1ZM15 77H12V78L14 79ZM25 77H26L27 79H24ZM52 77H53V76H52ZM54 77H53V78H54ZM70 77H71V76H70ZM70 77H69V78H70ZM74 77H75V76H74ZM74 77H73V78H74ZM85 77H84V78H85ZM177 77H178V76H177ZM233 77H234V76H233ZM242 77H243V76H242ZM37 78H36V79H35V78H31V80H32V79H35V80L37 81ZM69 78H68V80H69ZM71 78H72V77H71ZM75 78H76V77H75ZM80 78L82 79V77H80ZM84 78H83V79H84ZM88 78H87V79H88ZM118 78L121 79V80H118ZM160 78H161V79H160ZM179 78H177V79H179ZM216 78H217V77H216ZM238 78H239V77H238ZM238 78H237V79H238ZM245 78H246V77H245ZM8 79H9V77H8ZM54 79H55V78H54ZM59 79H60V78H59ZM61 79H60V80H61ZM93 79H94V80H93ZM240 79H241V78H240ZM20 80H19V81H20ZM23 80H21V81H22V84H23ZM35 80H34V81H35ZM45 80L47 81V83H46L47 85H46V84L43 85V84L46 82ZM66 80H67V79H66ZM66 80H65V81H66ZM84 80H85V79H84ZM100 80H101V78H100ZM233 80H234V79H233ZM235 80H236V79H235ZM243 80H244V79H243ZM21 81H20V83H21ZM53 81H55V80H53ZM91 81H92V82H91ZM127 81H125V82L128 83ZM166 81H167V80H166ZM254 81H255V80H254ZM27 82H30V81H27ZM32 82H33V81H32ZM38 82H39V81H38ZM62 82H63V83H62ZM83 82H85V81H83ZM83 82H82V83H83ZM87 82H85V83H87ZM95 82H96V80H95ZM106 82H107V80H106ZM176 82H177V83H176ZM213 82H214V81H213ZM244 82H246V81H244ZM34 83H35V82H34ZM93 83H92L91 85H93ZM96 83H97V82H96ZM96 83H95V84H96ZM110 83L113 84L114 87H116V84H114V83H112V82H110ZM110 83L107 82V85L109 86ZM115 83H116V82H115ZM123 83H124V82H123ZM175 83H176V85L178 84L177 87H173V86H172V84L174 85ZM192 83H193V84L195 83L196 86H195V85L193 86ZM22 84H21V85H22ZM80 84H81V83H80ZM202 84H203V83H202ZM204 84H205V83H204ZM216 84H217V83H216ZM237 84H238V83H236L235 85H237ZM25 85L28 86L27 84H24L23 87H24ZM29 85L32 86V85H31V82H30ZM82 85H83V84H82ZM82 85H81V87H82ZM85 85H86V84H85ZM96 85H98V84H96ZM104 85H106V84H104ZM107 85H106V86H107ZM124 85H125V84H124ZM170 85H171V86H170ZM235 85L232 84V88H231V89H233V87H234ZM248 85H249V84H248ZM36 86H37V85H36ZM86 86H87V85H86ZM93 86H94V85H93ZM98 86H99V85H98ZM110 86H111V85H110ZM110 86H109V87H110ZM120 86H122V85H120ZM161 86H162V85H161ZM174 86H175V85H174ZM205 86H206V85H205ZM207 86H208V85H207ZM214 86H215V85H214ZM251 86H252V83H251ZM28 87H29V86H28ZM73 87H74V88H73ZM79 87H80V86H79ZM96 87H97V86H96ZM99 87H100V86H99ZM102 87H103V86H102ZM118 87H119V86H118ZM127 87H125V88H127ZM26 88H27V87H26ZM26 88H25V89H26ZM72 88H73V89H72ZM83 88H84V87H83ZM86 88H90V87L88 86V87H86ZM86 88H85V89H79V88H78V89H79V90H85V91H84V94H86V93H85V92H87V91H86ZM92 88H93V87H92ZM92 88H91V89H92ZM111 88H112V86H111ZM120 88H121V87H119V89H120ZM158 88H159V89H158ZM217 88H218V87H217ZM234 88H236V87H234ZM238 88H239V87H238ZM238 88H237V90H239ZM251 88H254V87H251ZM29 89H30V88H29ZM29 89H28V90H29ZM71 89H72V90H71ZM95 89H96V88H95ZM95 89H94V90H95ZM101 89H103V93H102V92H101L102 94L100 93V95H101V97H100V95H99L100 98H102V97H103V94L106 92L105 87H104V88H100V90H101ZM114 89H115V88H113L112 90H114ZM119 89H118V92L116 91L117 93H119ZM157 89H158V90H157ZM205 89H208V88H205ZM19 90H20V92H19ZM70 90H71V91H70ZM75 90H74V91H75ZM97 90H98V89H97ZM100 90L97 91V92L99 93ZM104 90H105V91H104ZM116 90H117V88H116ZM121 90H122V89H121ZM68 91H70V93H68ZM77 91H78V92H77ZM91 91H93V89H92ZM95 91H96V90H95ZM95 91H94V94L96 93ZM158 91H160V92L162 91L161 94H165V96H162V97H161V96H160L161 94L158 93ZM208 91H209V90H208ZM215 91H216V90H215ZM27 92H28V91H27ZM88 92H89V90H88ZM107 92H108V91H107ZM30 93H31V92H30ZM42 93H43V94H42ZM89 93H90V92H89ZM89 93H88V94H89ZM157 93H158V94H157ZM212 93H213V95H214V92H212ZM51 94H54V95H51ZM67 94L64 95V97H65V96L68 97ZM94 94H93V95H94ZM96 94H97V93H96ZM226 94H227V93H226ZM238 94H239V93H238ZM240 94H241V93H240ZM242 94H243V93H242ZM251 94H252V93H251ZM254 94H255V93L253 92V95H254ZM25 95H24V96H25ZM80 95H79V96H80ZM97 95H98V94H97ZM104 95L107 97L106 93H105ZM151 95L153 96L152 98H151ZM208 95H209V94H208ZM229 95H230V94H229ZM249 95H250V94H249ZM76 96H75V98H77ZM84 96H85V95H83V96L81 97L82 100H83ZM86 96H88V95H86ZM86 96H85V97H86ZM108 96H109V94H108ZM125 96H124V98H125ZM226 96H228V94H227ZM230 96H232V95H230ZM230 96H229V97H230ZM244 96H245V95H244ZM246 96H247V95H246ZM254 96H255V95H254ZM46 97H48V98L46 99ZM56 97H55V98H56ZM88 97H91V95L88 96ZM88 97H87V99H88ZM99 97L97 96V98H99ZM112 97H113V95H112ZM112 97H111V98L109 97V99H111V100L114 99V102H115L116 97H115V98H112ZM117 97H119V96H117ZM149 97H150V98H149ZM206 97H208V96H206ZM206 97H205L204 99H206ZM232 97H234V96H232ZM240 97H241V96H240ZM256 97H258V96L256 95ZM260 97H261V96H260ZM38 98H36V100H38ZM61 98H58V99L60 100ZM69 98L72 99V98H74V97L71 98V96H70ZM75 98H74L73 100H75ZM79 98H80V97H79ZM79 98H77V100H75V101L77 102V104L81 102V101H80L81 99L78 100ZM103 98L105 99V97H103ZM107 98H108V97H107ZM126 98H125V99H126ZM216 98H217V97H216ZM227 98H228V97H227ZM246 98H247V97H246ZM34 99H35V98H34ZM43 99H41V100H43ZM53 99H54V98H53ZM58 99H56V101H55L56 103L58 102ZM62 99H61L62 102H61V101H59V102L63 103L64 101H63ZM84 99L86 100V102H85V101H84V102L87 103V102H88L87 99H86V98H84ZM90 99H91V98H90ZM93 99H94V98H93ZM109 99H106V100H109ZM117 99H118V98H117ZM125 99H123V100H125ZM127 99H126V100H127ZM147 99H148L149 102H145V100H147ZM228 99H229V98H228ZM239 99H240V98H239ZM239 99H237V100H239ZM263 99H264V98H263ZM67 100H68V99H66L65 102L68 103ZM91 100H92V99H91ZM91 100H90V101H91ZM98 100H99V99H97V100H92V102L95 101V102H94L95 104L93 103V104H91V106H90V104H89V106H90L91 108L93 107L94 109H97V106L101 107V106H100L101 103H98L100 100H99V101H98ZM118 100H119V99H118ZM118 100H116L115 103H117ZM150 100H151V101H150ZM231 100H232V99H231ZM231 100H230V101H231ZM241 100H242V99L239 100L240 103H241ZM21 101H22V99H21ZM21 101H20V102H21ZM75 101H72V102H75ZM79 101H80V102H79ZM90 101H89V102H90ZM97 101H98V102H97ZM104 101H105V100H104ZM121 101H122V100H121ZM143 101H144V103H147L146 105H147L148 107H147V106L145 107V106H144V103H141V102H143ZM204 101H205V100H204ZM210 101H211V100H210ZM223 101H224V100H223ZM225 101H226V100H225ZM230 101H228V102H230ZM239 101H238V102H239ZM22 102H23V101H22ZM22 102H21V103H22ZM38 102H39V100H38ZM52 102H53V101H52ZM70 102H71V100H70ZM76 102H75V103H76ZM89 102H88V103H89ZM96 102H97V103H96ZM114 102H113V100H112V102L109 101V104H108V105H110V104H112V103L115 104ZM125 102H126V101H125ZM211 102H212V101H211ZM211 102H210V103H211ZM248 102H249V101H248ZM253 102H254V101H253ZM253 102H252V103H253ZM28 103H29V105L32 104V106L34 107V105H33V104H34L33 98H32V100H28V101H27V105H28ZM30 103H31V104H30ZM43 103H44V102H43ZM61 103H60V104H61ZM67 103L65 104V108H66V105H69V104H67ZM85 103H84V104H85ZM88 103H87V106H88ZM90 103H91V102H90ZM107 103H108V101H107ZM107 103H106L105 105H107ZM215 103H216V102H215ZM35 104H37V103L35 102ZM44 104H45V103H44ZM44 104H43V106H46V105L48 106V104H46V105H44ZM54 104H55V103H54ZM54 104H53V106H55L56 108H59V107L62 105V110H61L60 108H59V109H56V108H55V109H53V111H52L51 108H50V107H52V106H50V105H52V104L49 105L50 112L52 111V115H54L56 112H58V111H55V110H59L60 113L55 114V115H56V118H57V117H60V114H62L63 112L65 113V111H63V105H64V104H61L59 107H57V106H58V105H57L58 103H57L56 105H54ZM72 104H73V103H72ZM80 104H81V103H80ZM84 104H83V105H84ZM97 104H98V105H97ZM99 104H100V105H99ZM113 104H112V106H113ZM118 104H120V102H119ZM151 104H152V103H151ZM212 104H213V103H212ZM222 104H223V103H222ZM231 104L234 105L235 103H233V102L231 101ZM231 104H230V105H231ZM238 104H239V103H238ZM238 104H237V106L240 107V110L246 108V107H244L245 104L242 103V104H243L242 106H243L244 108H243V107L241 108V105H240V104L238 105ZM250 104H251V102H250ZM253 104H255V105H252V104H251L253 107L256 106V103H253ZM6 105H5V106H6ZM23 105H24V103H23ZM27 105L25 104L26 112L28 111V110H27V107H28ZM38 105H39V103H38ZM70 105H71V103H70ZM78 105H79V104H78ZM92 105H94V106L97 105V106H96V108H95V107L92 106ZM220 105H221V104H220ZM223 105H224V104H223ZM227 105H228V104H227ZM232 105H231L230 107H231V108H234L235 106L232 107ZM248 105H249V104H248ZM39 106H40V105H39ZM47 106H46V107H47ZM73 106L75 107L76 104H74ZM81 106H82V104H81ZM81 106H80V108H78V106H77V109H81ZM84 106H85V105H84ZM87 106L84 108L85 110H84L83 112H80V116H77V115H79V113L77 112V109H76V113H77V114H76V113L74 112L75 110H73L72 107H71V112H70V114H72V112H74V115L76 114L75 117L78 118V117L83 116V117L86 118V116L83 115V113H84L85 111H87V109H86ZM89 106H88V107H89ZM112 106H111V107H112ZM114 106H115V105H114ZM131 106H132V105H131ZM152 106H153V105H152ZM211 106H212V105H211ZM215 106H216V105H215ZM245 106H247V103H246ZM3 107H4V106H3ZM35 107H36V109H37L38 106H35ZM35 107H34V108H35ZM46 107H44V109H46ZM104 107H105V106H104ZM132 107H133V106H132ZM132 107H131V110H132ZM166 107H168V108H166ZM224 107H227V106H224ZM247 107H248V106H247ZM253 107H250V106H249L248 108H246V110H247V114H245V113H244V114L246 115V117H248L249 121H251V122L254 123L255 121H254L253 117L251 116L252 113H253L252 111H253L254 109H255V110L257 109L256 111L254 110L255 112H257L259 108H256V107L253 108ZM259 107H260V106H259ZM38 108H39V107H38ZM49 108H48V109H49ZM52 108H53V107H52ZM68 108H69V106H68ZM68 108H67V109H68ZM75 108H76V107H75ZM91 108H90V109H91ZM101 108H102V107H101ZM101 108H100V109H101ZM107 108H108V107H107ZM126 108H129V107L126 106V107H125V110H127ZM150 108H151V107H150ZM152 108H153V107H152ZM171 108H170V109H171ZM197 108H198V109H197ZM1 109H2V108H1ZM7 109H6V110H7ZM30 109H31V108H30ZM32 109H33V108H32ZM98 109H99V108H98ZM98 109H97V110H98ZM108 109H109V108H108ZM165 109H164V110H165ZM172 109H171V110H172ZM214 109H215V108H214ZM224 109H226V108H224ZM252 109H253V110H252ZM20 110H21V111H20ZM33 110H34V109H33ZM39 110H40V108H39ZM64 110H65V109H64ZM69 110H70V108L68 109V111L66 110V112H69ZM82 110H83V106H82ZM88 110H89V109H88ZM91 110H92V109H91ZM97 110H96V111H97ZM103 110H104V109H103ZM103 110H101V111H103ZM120 110H121V109H120ZM173 110H172L171 112H173ZM30 111H32V110H30ZM30 111H28L29 114H30ZM46 111H47V110H43V112H44L43 114L47 115V114H46ZM54 111H55V113H53ZM62 111H63V112H62ZM92 111H94V110H92ZM92 111H91V112H92ZM101 111H100V113H101ZM121 111H122V110H121ZM132 111H133V110H132ZM161 111L159 112V110H158V112H159L158 115H159L160 113H164V114H165V112H166V111H165V112H161ZM169 111H170V110H169ZM238 111H239V109H238ZM260 111H261V110H260ZM260 111H258V112H260ZM5 112H6V111H5ZM24 112H25V109H24ZM26 112H25V113H26ZM33 112H35V111H33ZM48 112H49V110H48ZM61 112H62V113H61ZM87 112L90 113V119H91V117L94 118L93 115L91 116L92 113H91L90 111H87ZM87 112L84 113V114H87ZM103 112H104V111H103ZM106 112H107V109H106ZM127 112H130V110L127 111ZM127 112H125V115L128 114ZM167 112H168V111H167ZM171 112H169V113H171ZM222 112H223V111H222ZM240 112H242V111H240ZM243 112H245V111H243ZM9 113H12V112H9ZM25 113H24V118H26V117H25ZM64 113L62 114L63 117H64L65 114H66V113H65V114H64ZM81 113H82V114H81ZM115 113L118 114V113H120V112H115ZM126 113H127V114H126ZM131 113H132V112H131ZM16 114H17V113H16ZM50 114H51V113H50ZM58 114H59V115H58ZM93 114H94V113H93ZM102 114H104V113H102ZM110 114H111V113H110ZM117 114H114V115H117ZM156 114H157V111H156ZM194 114H195V113H194ZM0 115H1V114H0ZM6 115H7V114H6ZM11 115H12V116H11ZM11 115H10V116L8 115V117H11V118L13 117L14 119L16 118V116H15L13 113H12ZM22 115H23V114H22ZM34 115H35V114H34ZM34 115H33V116H34ZM57 115H58V116H57ZM67 115H69V114L67 113V114H66V117H67ZM74 115H73V116H72V115H69V117H68L67 119H69L70 116H72V118H73ZM162 115H163V114H162ZM162 115H161V116L159 115V117H162ZM166 115L168 116V114H166ZM169 115H170V114H169ZM171 115H172V113H171ZM185 115H184V116H185ZM189 115H191V114H189ZM189 115H188V116H185V120L187 119V117H189ZM257 115H258V113H257ZM2 116H3V115H1V117H2ZM20 116H21V115H20ZM47 116H48L49 118H51V119L53 118V117H50L51 115L49 116V113H48ZM47 116H45V117H47ZM99 116H100V115H98V118H99ZM109 116H111V115H109ZM118 116H120V115H118ZM118 116H117V117H118ZM132 116H134V115H132ZM132 116H131V117H132ZM148 116H150V115H148ZM164 116H165V115H163V117H164ZM179 116H180V114H179ZM179 116H178V117H179ZM184 116L181 115V117H183V121H181L182 119L180 120L181 123L184 122ZM195 116L197 117L198 115L195 114ZM260 116H261V113H260ZM17 117H18V116H17ZM22 117H23V116H22ZM22 117H21V119H22ZM43 117H44V116L41 117L40 121H42V118H43ZM48 117H47V118H48ZM61 117H62V116H61ZM66 117H64V120L62 119V120H60V121L64 122V121L66 120ZM75 117H74V118H75ZM125 117H127V116H125ZM136 117H137V116H136ZM159 117L157 116L158 119H163V118H159ZM175 117L178 118L177 116H175V114H173V117H172V118L174 119ZM192 117H194V115H193V116L191 115V118H192ZM239 117H240V116H239ZM243 117H244V116H243ZM18 118H19V117H18ZM24 118H23V119H24ZM31 118L33 119L34 117L30 116V120H31ZM49 118H48V120H49ZM74 118H73V119H74ZM85 118H82V119L86 120V119H88L89 117L87 116V118H86V119H85ZM103 118H106V119H107V114H106V117H103ZM114 118L116 119V116H115ZM118 118H120V117H118ZM118 118H117L116 121H118ZM123 118H124V116H123ZM133 118H134V117H133ZM151 118H154V119H155L154 115H153V117H151ZM189 118H190V117H189ZM189 118H188V120H189ZM191 118H190V119H191ZM194 118H195V117H194ZM228 118H229V116H228ZM258 118H259V117H258ZM19 119H20V118H19ZM26 119H27V118H26ZM44 119H45V118H44ZM54 119H55V118H54ZM54 119H53V120H54ZM58 119H60V118H57V119H56L57 122H58ZM73 119L70 120V121L73 122ZM82 119H80L81 122L85 123L86 121L84 122V120H82ZM99 119H100V118H99ZM99 119H98V120H99ZM109 119H110V118H109ZM109 119H108V120H109ZM112 119H113V117H112ZM127 119H130V118L127 117ZM131 119H132V118H131ZM173 119H172V120H173ZM223 119H224V120H223ZM230 119H231V118H230ZM243 119H244V118H243ZM255 119H256V118H255ZM2 120H6V119L3 118ZM10 120H11V119H10ZM30 120H29V121H30ZM45 120H46V119H45ZM45 120H43V122H44ZM77 120H78V119L75 120V121H76L75 123H77ZM110 120H111V119H110ZM134 120H135V118H134ZM156 120H157V119H156ZM169 120H170V119H169ZM172 120H171V121H172ZM175 120H176V119H175ZM178 120H179V118H178L176 121H174V122H176V124H177V122L180 123V121H178ZM188 120H187L188 125H192L193 118L191 119V120H192L191 123L188 122ZM195 120H194V121H195ZM209 120H210V121H209ZM222 120H223V121H222ZM228 120H229V119H228ZM241 120H242V119H241ZM260 120H261V119H260ZM7 121H8V120H7ZM13 121H14V120H13ZM26 121H28V120H26ZM32 121H33V120H31V122H32ZM50 121H52V120H49V122H50ZM60 121H59V123H60ZM89 121H90V120H89ZM92 121H93V120H92ZM92 121H91V122H92ZM101 121L103 122V121H105V120H104V119H101ZM101 121H99L98 123H100ZM112 121H114V119H113ZM116 121H114V122H116ZM149 121H150V118H149ZM149 121H148V126L151 125V124L149 125ZM171 121H170V123H171ZM196 121L193 122V123H194L193 125H196ZM37 122H38V121H36V123H37ZM46 122H47V121H46ZM49 122H48V123H49ZM57 122H56V125L58 124V125L65 126L66 123L69 122V121H66L65 124L63 123L64 125L61 124V123L59 124V123H57ZM72 122H70V123L72 124ZM78 122H79V121H78ZM95 122H96V121H95ZM109 122H110V121H107V123L105 122V124H104L105 127L108 126L107 124H108ZM136 122H137V121H136ZM151 122H153V119H151ZM155 122H156V121H155ZM155 122H153V123H154V124H161V123H162V122L159 123V121H158V123H157V122L155 123ZM168 122H169V121H168ZM174 122H172V123L174 124ZM221 122H222V123H221ZM4 123L7 124V123H9V122H5V121H4ZM22 123H23V122H22ZM26 123H27V122H26ZM41 123H42V122H41ZM41 123L39 124V122H38L39 125H41ZM70 123L67 124V125L70 126V125H71ZM79 123H80V122H79ZM86 123H87V122H86ZM86 123H85V124H86ZM88 123H90V122H88ZM92 123H93V122H92ZM98 123H96V124H98ZM116 123H117V122H116ZM134 123H135V121L133 122V124H134ZM140 123H142V122L140 121ZM140 123L138 122V124H137V123H135V124H137V126H138ZM166 123H167V120H165V122H164V119H163V124H165V126H166ZM206 123H207V122H206ZM226 123H227V122H226ZM20 124H21V123H20ZM29 124H31V123H29ZM32 124H33V122H32ZM44 124H45V123H44ZM46 124H47V123H46ZM53 124H54V127H56V126H55V121H54ZM53 124H50V125H53ZM73 124H74V123H73ZM73 124H72V125H73ZM81 124H82V123H81ZM85 124H83V125H85ZM96 124H95V127L97 128V125H96ZM114 124H115V123H114ZM154 124H152V126H153ZM197 124H198V123H197ZM207 124H208V123H207ZM207 124H206V125H207ZM210 124H211V123H210ZM210 124H209V127H210ZM228 124H229V123H228ZM248 124H249V123H248ZM7 125H8V124H7ZM27 125H28V123H27ZM34 125H35V124H34ZM76 125H77V127L79 126V124H76ZM76 125H75V126H76ZM88 125H89V124H88ZM90 125H91V124H90ZM100 125H102V124L100 123ZM115 125H116V124H115ZM115 125H114V126H115ZM118 125H121V123L118 122ZM168 125H169V124H168ZM181 125H182V124H181ZM186 125H187V124H186ZM206 125H205V126H206ZM2 126H3V124H2ZM19 126H20V125H19ZM25 126H26V125H25ZM31 126H33V125H31ZM36 126H37V124H36ZM36 126H35V127H36ZM41 126L43 127V125H41ZM41 126H40V127H41ZM45 126H46V125H45ZM62 126H59V127L61 128ZM75 126H74V128L76 129L77 127H75ZM85 126L87 127V124H86ZM114 126L111 125L112 130H116L115 128L113 129ZM137 126H136V127H137ZM148 126H147L146 124H145V125H142V129H143L144 127L146 128V127H148ZM155 126H156V125H155ZM173 126H175V124L172 125V128L174 129ZM176 126H177V125H176ZM178 126H179V125H178ZM184 126H185V123H184ZM198 126H199V125H198ZM226 126L228 127V125H226ZM28 127H30V125H28ZM33 127H34V126H33ZM82 127H84V126H82ZM82 127H81V128H82ZM93 127H94V126H93ZM98 127H100V126H98ZM108 127L110 128V124H109ZM118 127H119V126H117V128H118ZM124 127H125V126H124ZM138 127H141V126L139 125ZM150 127H151V126H150ZM156 127H157V128H156ZM156 127H155V128H156L155 130L149 128V131H152V130H153L154 132H151L150 135H152V137H150L151 140H150V141L148 140V143H150V142H152V140H154V142H155V144H156V139H158V138H159L158 136L160 135V133H162V132L165 130V129L162 130V126H161V125L156 126ZM163 127H164V126H163ZM194 127H196V126H193V128H194ZM222 127H223V126H222ZM3 128H5V127L3 126ZM10 128H11V127H10ZM13 128H14V127H13ZM13 128H11V129L13 130ZM18 128H19V127H18ZM38 128H39V127H38ZM52 128H53V127H52ZM62 128H63V127H62ZM64 128L67 129V128H69V127H64ZM81 128H80V129L78 128V129H79V132L82 131ZM103 128H104V127H103ZM103 128L100 127V129H103ZM119 128H120V127H119ZM126 128H128V127H126ZM131 128H132V127H131ZM134 128H135V126H134ZM152 128H154V127H152ZM170 128H171V126H170ZM170 128H169V126H168V129H170ZM175 128H176V127H175ZM178 128H179V130H177ZM178 128L174 129L175 131H174L173 129H171V131H170V133H172V132L175 133V132H176V133H175V135L177 134L176 136L173 135V133H172V135L175 136L176 139H177L178 136H179V137H183V135H185L186 133H187L186 135H188V131H189L192 127H191L190 129H188L189 126H188L187 129H186V127H185V130H183V131H182V129H181L182 127H181V128L178 127ZM193 128H192V130H193ZM198 128H199V127H198ZM198 128H196V129H198ZM228 128H229V127H228ZM1 129H2V128H1ZM15 129H16V126H15ZM26 129H27V128H26ZM29 129H32V127H30ZM34 129L36 130V128H34ZM46 129H48V127H46ZM50 129H51V127H50ZM53 129H54V128H53ZM66 129H64V130H66ZM70 129H71V127H70ZM70 129L66 130V132H67V133H70ZM85 129H86V128H85ZM85 129H83V130H84L83 132H87V130L89 131V130H90V126H89V129H87V130H85ZM104 129L106 130V128H104ZM104 129H103V130H104ZM107 129H108V128H107ZM120 129H122V127H121ZM120 129H117V131L119 132ZM123 129H124V128H123ZM147 129H148V128H147ZM168 129L166 128V133H169V130H168ZM183 129H184V128H183ZM196 129L194 128V130H196ZM215 129H216V127H215ZM219 129H222V128H221V127L218 128V131H221V130H219ZM12 130H11V131H12ZM38 130H39V129H38ZM41 130L43 131V130H45V129L42 128ZM51 130H52V129H51ZM54 130H57L56 132H59L58 129H57V127H56ZM54 130H52V131L54 132ZM60 130H61V129H60ZM62 130H63V129H62ZM62 130H61V131H62ZM64 130H63L62 132L60 131L61 134H62L63 132H64V134H65V131H64ZM72 130H73V128H72ZM72 130H71V131H72ZM80 130H81V131H80ZM109 130H110V129H108V131H105V132L108 134V137H110L109 135L112 133V132H111L112 130H111V131H109ZM131 130H132V129H131ZM167 130H168V131H167ZM172 130H173V131H172ZM180 130H181V131H180ZM198 130H199V129H198ZM260 130H261V129H260ZM2 131H3V130H2ZM5 131H6V129H5ZM9 131H10V130H9ZM19 131H21V130L19 129ZM30 131H32V130H30ZM33 131H34V130H33ZM33 131H32V132H33ZM46 131H47V130H46ZM48 131H49V132H48ZM48 131H47V132L49 133V135H50V133H52V134H53L54 136H56V137H57V135L60 136V132H59V134L55 135L56 132H55V134H54L52 131H51V132H50V130H48ZM73 131H74V130H73ZM73 131H72V132H73ZM76 131H77V129H76ZM96 131H98V129L95 130V132H94V130H93L94 133H97ZM126 131H127V130H126ZM126 131H125V133H126ZM129 131H130V130H129ZM129 131H128V133H129ZM136 131H137V130H136ZM203 131H205V133H206V132H207V133L213 132L214 136H212V137H213L214 139L216 138V140H217L218 142H220L221 144L223 143L222 138H221L222 135L219 134L220 132H217V131L214 132V131H213L212 129H210V128H209V130L204 129ZM3 132H4V131H3ZM28 132H29V131H28ZM32 132H30V133H32ZM34 132H35V131H34ZM39 132H41V131H39ZM83 132H82V133H83ZM100 132H101V131H100ZM108 132H109L110 134H109ZM137 132H138V131H137ZM137 132H135V133H137ZM146 132H147V131H146ZM197 132H198V131H197ZM197 132H196V133H197ZM8 133L10 134V133H12V132H8ZM19 133H20V132H19ZM44 133H45V132H44ZM67 133H66V134H67ZM75 133L78 134V132H75ZM82 133H80V134H82ZM87 133H88V132H87ZM87 133H86V134H87ZM89 133H91V132L89 131ZM89 133L87 134L88 136L91 135V134L89 135ZM102 133H104V132L102 131L99 135H101ZM119 133H120V132H119ZM119 133H118V135H119ZM122 133H124V132H122V130H121L120 135H121ZM128 133H127V134H128ZM132 133H133V131H132ZM152 133H153V134H152ZM170 133L167 134V135H171ZM0 134H2V132H1ZM9 134H7V135L9 136ZM25 134H26V133H25ZM36 134H37V133H36ZM42 134H43V133H41V135H42ZM52 134H51L50 136H52ZM71 134H72V133H71ZM73 134H74V133H73ZM73 134H72V135H73ZM84 134H85V133H84ZM104 134H105V133H104ZM115 134H116V131L114 132V135H115ZM138 134H139V133H138ZM4 135H5V134H4ZM13 135H14V134H13ZM13 135H12V136H13ZM15 135H18V134H15ZM15 135L13 136L14 138H15ZM19 135H20V134H19ZM19 135H18V136H19ZM27 135H28V134H27ZM29 135H30V134H29ZM62 135H63V134H62ZM68 135L70 136V134H68ZM68 135H65V137L67 136L68 138H70L69 140H71V136H72V135H71L70 137H69ZM99 135H98V136H99ZM102 135H103V134H102ZM112 135H113V133H112ZM112 135H111V136H112ZM132 135H133V134H132ZM186 135H185L184 137H186ZM194 135H195V133H193V137H194V138L192 137L193 139H195L196 137L200 136V133H199V135H198V133H197L196 135H198V136L195 135L196 137H195ZM224 135H225V134H224ZM22 136H24V135H22ZM25 136H26V135H25ZM32 136H33V134H32ZM39 136H40V134H39ZM42 136H43V135H42ZM42 136H41V137H42ZM50 136H49V137H50ZM54 136H52V137L54 138ZM59 136H58V137H59ZM73 136H74V135H73ZM73 136H72V137H73ZM76 136H77V135H76ZM76 136H75V137H76ZM79 136L82 137V135H79V134H78V137H77L78 139L80 138ZM85 136H86V135H85ZM88 136H87V138L89 139V141H87L88 143H87V142H86V143L89 145V142H91V138H90L91 136H90V137H88ZM95 136H96V134H95ZM105 136H107V135L105 134ZM115 136H117V135H115ZM115 136H114V137H115ZM133 136H135L134 138L138 137V136H136L135 134H134ZM148 136H149V135H148ZM160 136H161V138H162V134H161ZM203 136H205V135L203 134ZM208 136L210 137V135H208ZM10 137H11V136H10ZM10 137H8V138H10ZM16 137H17V136H16ZM19 137H20V136H19ZM36 137L38 138V135H37ZM47 137H48V136H46L45 138L47 139ZM49 137H48V140L46 141L47 143H48V141H49ZM52 137H50V138H52ZM58 137H57V138H58ZM61 137H63V136H61ZM67 137H66V138H67ZM83 137H84V135H83ZM99 137H100V136H99ZM102 137H103V136H102ZM102 137H100V138L102 139ZM112 137H113V136H112ZM114 137H113V138H114ZM118 137H119V138L115 137V140H116V139H117V140H118V139L120 140V137H122V136H118ZM123 137H126L125 134H123ZM123 137H122V138H123ZM164 137H166V135L163 136V138H164ZM179 137H178V139H179ZM205 137H207V135H206ZM209 137H207L206 139L210 140ZM1 138H2V137H1ZM5 138H6V137H5ZM24 138H25V137H24ZM28 138H30L29 141H30V140H31V142L34 141V140L31 139L30 136H29ZM43 138H44V137H42V138H40V139H42V141H43ZM68 138H67V139H68ZM77 138H75V139L77 140ZM87 138H86V140H87ZM96 138H97V137H96ZM113 138H112V139H113ZM131 138H132V136H131ZM134 138H133V141L135 140ZM150 138H149V139H150ZM163 138H162V140H165V139H166V138H164V139H163ZM167 138H168V136H167ZM172 138H173V137H172ZM172 138H171V140H172ZM175 138H174V139H175ZM192 138H191V139H192ZM16 139H17V138H16ZM16 139H15V140H16ZM73 139H74V137L72 138V140H73ZM83 139H84V138H83ZM103 139H106V138L104 137ZM112 139H110V138L108 139V138H107V140H106L107 143H106V142H105V143L108 144V140H110V141L112 142ZM127 139H128V138H127ZM127 139H126V141H127ZM169 139H170V137H169ZM178 139H177V140H174L173 142H174V143H175V141L178 142L181 138H180L179 140H178ZM191 139H190V140H191ZM196 139H197V138H196ZM211 139H212V138H211ZM6 140H7V139H6ZM6 140H5V141H6ZM11 140H12V139H11ZM17 140H18V139H17ZM25 140H26V139H25ZM38 140H39V138H38ZM50 140H53V139H50ZM55 140H56V141H59V140H60V137L58 138V140L55 138ZM62 140H63V139H61V142H62ZM65 140H66V139L64 138V141H63V142H65ZM72 140H71V141H72ZM76 140H75V141L73 140V141H74V142H78L80 147H81L80 144H83V141H85V140H82V141L80 142L81 139H79L78 141H76ZM98 140H99V138H97V140L95 139V143H96V141L98 142ZM113 140H114V139H113ZM137 140H138V138L136 139V141H137ZM182 140H183V138L181 139V141H182ZM208 140H206L207 143H209V142H211V141L214 142L213 139L210 140L209 142H208ZM224 140H225V136H224ZM228 140H229V139H228ZM228 140H227V141H228ZM0 141H1V140H0ZM7 141H8V140H7ZM21 141H22V138H21ZM42 141H41L39 144L43 143ZM44 141H45V139H44ZM53 141H54V140H53ZM53 141H49V143H50V142H53ZM71 141H67V140H66V143H67V142L70 143ZM99 141H100V140H99ZM103 141H104V140H103ZM103 141H100V142L102 143ZM120 141H121V140H120ZM120 141H119V142H120ZM129 141H130V140H129ZM133 141H132V142H133ZM136 141H135V142H136ZM157 141H158V140H157ZM168 141H169V140H168ZM168 141H167V142H168ZM194 141H195V140H194ZM225 141H226V140H225ZM1 142H2V141H1ZM1 142H0V143H1ZM12 142H13V140H12ZM26 142H27V141H26ZM54 142H55V141H54ZM61 142H59V144H58L57 142H55V143H57V146H58V145H62V144H63V142H62V144H60ZM74 142H72L71 144L73 145ZM93 142H94V141H93ZM111 142H110L109 145H112L115 141L112 142V143H111ZM124 142H125V141H124ZM127 142H128V141H127ZM127 142H126V143H127ZM132 142H128V143H132ZM154 142H153V143H154ZM167 142L165 143V146L167 145ZM170 142H171V144H172V141H170ZM179 142H180V141H179ZM179 142H178V143H179ZM191 142H193V141L191 140L190 143H191ZM200 142H201V140H200ZM229 142H230V140H229ZM236 142H237V143H238V142L240 143V139L237 140V138H236L234 143H236ZM2 143H3V142H2ZM2 143H1V145H2ZM9 143H11V142H9ZM18 143H19V142H18ZM33 143H34V142H33ZM49 143H48V144H49ZM115 143H116V142H115ZM126 143H124V144L126 145ZM133 143H134V142H133ZM161 143H162V141H161ZM163 143H164V142H163ZM178 143H176V144H178ZM194 143H195V142H193L192 144H194ZM207 143H204V145H199V146H198V150H200V152L202 153L201 155L204 156V157H202V158H204L205 161H201V162H202L201 164H200V162H199V163H196L197 166L195 167V169L193 168V166H195L194 163H193V164H192V165H193V166H192V169L196 170V168L198 169V167H200V165H204V166H205L204 169H206V170H205L206 172H205V171H204V172H205V174H206V173H207V170H210V169H212V168H216L215 171L218 172V176H217V173H216V176H215V177H216V180H215V181L213 180L214 183H213V182L211 183V182L209 181L210 184H212V185H210V184H209L210 186L208 185V186L210 187V189H211V190H210L209 188H207V191H208V189H209L208 194L205 193V191H204V193L207 194V195H205L204 193H202V191L200 192L199 189L197 188V186H196V188L198 189V191H197V192L195 191V193H197V194H198V192L202 193V194H201V195L203 196L202 199H204V195L207 196V197H209V195L212 196L211 194H209V192H211V191L215 192V193L218 195V196H217V195H215V196L213 195V196H212L213 198L217 196V198L214 199V202H213V203L211 202L212 205H211L210 202H209V201H210V200H209L210 198H208V200H209L208 202H209V203H207V204H208V205H209V204L211 205V207H210V205H209V208H211V209H209L208 211H205L206 214H205V212H202L203 210H206V208L203 207L202 205H201L202 208H201V207H200V208L202 209L201 213H202L203 215H205V218L208 219V221L210 220L209 223H210L211 221H213V220H214V221H216V220L218 221V219L222 217L221 221H220V222L217 224V226H215V227H218V228L221 227L222 230H223V228H225V225L228 226L227 224L230 223V221L232 220V214H231V212L234 211L235 213H237V211H240L241 209H243V208H241V207H242V206H241V205H242V204H241V201H242V199H243V197H242L243 195H241V192L237 190V188H236L237 185H235V186H230V185L232 184V182H233L232 179H231V177L240 174L239 172H238V174H237V171H238V169H239V168L237 169V166H239V165H237V164L239 163L238 161H241V162H242L243 159L238 160V161H237V162H238L237 164L235 163L237 166H235V164H233V165H232V164H229L230 161H229L228 159H227L228 162H227V161H226V162H221V159H218V161H217V160H216L217 158L215 157V158H216V159H215L213 156H214V155L216 156V155H221V154H223V153H224L223 150H226L225 147H227V146H226V145L223 146V150H222V149L219 148L218 146H214V145H213L214 147H209V146H208L209 144L207 145ZM215 143H217V142H214V144H215ZM227 143H228V142H226V144H227ZM231 143H232V142H231ZM239 143H238V144H239ZM260 143H261L262 146L264 145V141H260ZM11 144H12V143H11ZM13 144H14V142H13ZM29 144H32V143H29ZM43 144H44V143H43ZM48 144H45V145H48ZM50 144H51V143H50ZM75 144H76V143H75ZM116 144H117V143H116ZM116 144H115V145H116ZM124 144L122 143L121 145H124ZM136 144H137V142H136ZM150 144H151V143H150ZM150 144H148L149 147H150ZM168 144H169V146H170V143H168ZM180 144H181V142H180ZM180 144H179V145H180ZM182 144H185V140H183ZM188 144H189V142H188ZM192 144H191V145H192ZM243 144H246V145H247L246 142L243 143ZM243 144H242V145H243ZM23 145H24V144H23ZM25 145H26V144H25ZM34 145H35V143H34ZM53 145H54V144H53ZM53 145L51 144L52 147H53ZM55 145H56V144H55ZM67 145H70V144L67 143ZM67 145H66V148H69V147H67ZM83 145H84V144H83ZM88 145H85V146H88ZM90 145H91V143H90ZM90 145H89V146H90ZM95 145H96V146H97V145L99 146V144H95ZM115 145H112V146H113V149L115 148V147H114ZM125 145H124V146H125ZM138 145H139V143H138ZM156 145H157V144H156ZM161 145H162V144H161ZM185 145H186V144H185ZM227 145H230V144L228 143ZM234 145L237 146L236 144H233V146H234ZM242 145H241V146L239 145V148H240V149H241ZM4 146H5V145H4ZM29 146H30V145H29ZM32 146H33V144H32L30 147L34 149V147H32ZM49 146H50V145H48V148H50ZM62 146L64 147L65 144L62 145ZM77 146H78V145H76V146L74 145L73 147L76 148ZM91 146H92V145H91ZM93 146H94V145H93ZM93 146H92V147H93ZM96 146H94V147H96ZM106 146H107V145H106ZM106 146H105V147H106ZM112 146H110V147H112ZM146 146H147V145H146ZM159 146H160V145H158L157 147H159ZM163 146H164V144H163ZM176 146H178V145H176ZM181 146H182V145H181ZM181 146H178V147L180 148ZM187 146H188V145H186V146H182V147L187 148ZM189 146H190V144H189ZM210 146H211V145H210ZM0 147H1V146H0ZM7 147H9V145H7ZM7 147L5 146L6 149H7ZM12 147H13V146H12ZM12 147H11V149H12ZM19 147H20V146H19ZM23 147H24V146H23ZM41 147H42V146H41ZM58 147H60V146H58ZM70 147H71V146H70ZM73 147H71V149H72ZM92 147H90L91 151H92ZM100 147H102V146L100 145ZM100 147H98V148L101 150ZM110 147H108V149H110ZM122 147H123V146H122ZM122 147H121V148H122ZM127 147H128V148H131L130 145H127ZM127 147H126V150H127ZM137 147H138V146H137ZM151 147H152V146H151ZM151 147L149 148L150 151H149L148 149H146V147H145L146 151L148 150L149 152H153L154 149L152 148L153 151H151ZM160 147H161L160 149L163 148L162 146H160ZM174 147H175V145H174ZM174 147H173V145H171V148H172V149H171L170 147H169V148L173 151V148H174ZM182 147H181V148H182ZM199 147H200V148H199ZM230 147H231V145H230ZM245 147L248 148L247 146H245ZM245 147H244V148L242 147V148L245 149ZM257 147H261V146L259 145V146H257ZM263 147H264V146H263ZM263 147H261V148L264 149ZM1 148H2V147H1ZM1 148H0V151H1V153H2V150H3L4 148H3V149H1ZM20 148H21V147H20ZM20 148H19V149H20ZM25 148H26V147H25ZM35 148H36V147H35ZM39 148H40V146H39ZM42 148H43V147H42ZM45 148H46V146H45ZM45 148H44V149H45ZM55 148H57V147H53V149H55ZM81 148H82V147H81ZM84 148H85V147H84ZM103 148H104V145H103ZM117 148H118V147H116V149H117ZM147 148H148V146H147ZM164 148H167L168 151H169L168 146H167V147H164ZM175 148H176V147H175ZM179 148H176V149H179ZM184 148H183V149H184ZM236 148H237V147H236ZM239 148H238V149H239ZM13 149H14V148H13ZM13 149H12V150H13ZM16 149H17V148H16ZM16 149H15V150H16ZM28 149H29V148H28ZM50 149H51V148H50ZM53 149H52V150H53ZM57 149H58V148H57ZM57 149H56V150H57ZM60 149H61V147H60ZM64 149H65V148H64ZM69 149H70V148H69ZM69 149H68V150L65 149V152H67V151L70 152L71 150H69ZM79 149H80V148H79ZM88 149H89V147H88ZM88 149H87V151H88ZM105 149H106V148H105ZM122 149H124V148H122ZM131 149H132V148H131ZM139 149H141V148L139 147ZM145 149H144V152H146ZM160 149H159V151H160ZM238 149H237V150H238ZM243 149L239 150V151H242V152H241L242 155H243V151H244ZM256 149H257V148H256ZM7 150H8V149H7ZM24 150H25V149H24ZM30 150H32V149H30ZM48 150H49V149H48ZM48 150H47V151H48ZM62 150H63V148H62ZM66 150H67V151H66ZM72 150H73V149H72ZM75 150H76V149H74V154L77 153V151L75 152ZM84 150H85V149H84ZM97 150H98V149H97ZM100 150H98V151H100ZM110 150H111V149H110ZM126 150L124 149V151H126ZM163 150H164V149H163ZM165 150H166V149H165ZM165 150H164V151H165ZM171 150H170V151H171ZM174 150H175V149H174ZM233 150H234V151H232V150H230V151H232V153H235V150H236L235 147H233ZM245 150H246V149H245ZM259 150H261V149H258V151H259ZM20 151L22 152L23 150H20ZM20 151H16V153H17V152L20 153ZM25 151H26V150H25ZM33 151H34V150H33ZM36 151H37V150H36ZM38 151H39V152L41 151L40 154H42L43 149H42V150H38ZM59 151H60V150H59ZM59 151H58V152H59ZM80 151H82V149H80ZM89 151H90V150H89ZM106 151H108V150L106 149ZM130 151H131V150H130ZM130 151H129V152H130ZM140 151H141V150H140ZM140 151H139V152H140ZM148 151H147V152H148ZM155 151H156V150H155ZM166 151H167V150H166ZM166 151H165V152H166ZM177 151H178V150H177ZM230 151H229V152H230ZM256 151H257V150H256ZM262 151H263V150H262ZM262 151H261V153H262ZM10 152H11V151H10ZM13 152H14V151H13ZM49 152H50V153H49ZM82 152H84V151H82ZM82 152H81V153H82ZM103 152H104V150H103ZM112 152L114 153V152H116V151H113V150H112ZM112 152H111V153H112ZM126 152H127V151H126ZM126 152H125V153H126ZM139 152L137 153L138 155L141 153V152H140V153H139ZM144 152H143V153H144ZM160 152H161V151H160ZM198 152H199V151H198ZM222 152H223V153H222ZM14 153H15V152H14ZM28 153H31V152H28ZM43 153H44V154H45V153H48L47 155H49V154H51V150H49L48 152H45V151H44ZM52 153H54V150H53ZM59 153H60V152H59ZM62 153H63V151H62ZM67 153H68V152H67ZM67 153H66V155H67ZM78 153H79V152H78ZM81 153H80V154H81ZM89 153H90V152H89ZM91 153H92V152H91ZM91 153H90V155H91ZM98 153H99V152H98ZM111 153H110V152H109V153L106 152L105 155H106L107 157L103 154L104 156H103L102 158L106 157L105 159L108 158L107 160H108V162H110V159H111V158H109L108 154L111 155ZM125 153H124L123 156H126ZM131 153H132V151H131ZM161 153H162V152H161ZM163 153H164V152H163ZM163 153H162V154H163ZM167 153H168V152H167ZM170 153H171V152H170ZM172 153H173V152H172ZM174 153H175V152H174ZM174 153H173V154H174ZM227 153H228V152H227ZM232 153H231V154H232ZM237 153H238V151H237ZM244 153H245V152H244ZM247 153H248V152H247ZM247 153H245V154H247ZM259 153H260V151H259ZM5 154H7V152L4 153V159H5ZM8 154H9V153H8ZM12 154H13V153H11V155H12ZM55 154H56V152H55ZM72 154H73V153H72ZM72 154H71L72 157L69 155V157H71V158H69L68 156H67V157H68L69 159H73V155H74V154H73V155H72ZM99 154H100V153H99ZM99 154H98V155H99ZM101 154H102V153H101ZM101 154H100V155H101ZM127 154H128V152H127ZM133 154H134V153H133ZM144 154H145V153H144ZM150 154H153V153H150ZM150 154H147V155H150ZM196 154H197V152L195 153V155L193 154V156H196ZM245 154H244V156H245ZM248 154H249V153H248ZM248 154H247V156H248ZM262 154H263V153H262ZM22 155H24V157H25V159H26L25 154H22ZM28 155H29V154H28ZM53 155H54V154H53ZM56 155L58 156L59 154H56ZM63 155H64V154H63ZM85 155L87 156L86 152L84 153V156H85ZM90 155H89V157H90ZM100 155H99V156H100ZM118 155H121V154H118ZM130 155H131V154L129 153V156H130ZM142 155H143V154H141V156H142ZM145 155H146V154H145ZM145 155H143V158H146V157H147V156L145 157ZM154 155H155L154 158H156V153H154ZM168 155H170V157H171V156H174L175 154H174V155H171V154L168 153V154H166V155H164V156H168ZM184 155H187V154H186V153L183 154V157H185ZM197 155H199V154H197ZM232 155L235 156L236 153H235V154H232ZM238 155H240V157H244V156H241L240 152H239ZM13 156H15V155H13ZM17 156H18V155H17ZM20 156H21V155H19V157H20ZM29 156H30V155H29ZM74 156H76V155H74ZM77 156H78V154H77ZM79 156H80V155H79ZM82 156H83V153H82ZM101 156H102V155H101ZM101 156H100V157H101ZM133 156H134V155H133ZM139 156H140V155H139ZM224 156H225V154H224L222 157H224ZM227 156H228V155L225 156V160H226V158H228ZM233 156H231V157H233ZM253 156H255V155H253ZM54 157H55V155H54ZM54 157L52 156V158H54ZM58 157L60 158V156H58ZM61 157H62V156H61ZM65 157H66V156H65ZM87 157H88V156H87ZM89 157H88V158H89ZM92 157H93V156H92ZM96 157H97V154H96ZM131 157H132V156H131ZM137 157H138V156H137ZM150 157H152V155H150ZM150 157H149V158H150ZM158 157H160V156H158ZM158 157H157V158H158ZM168 157H169V156H168ZM181 157H182V156H181ZM186 157H187V156H186ZM197 157H198V156H196V159H194L195 157H191L190 160H192V158H193V159H194L193 161H199V159H198ZM199 157H200V159H201V156H199ZM212 157H213L217 162H212V163L210 162V163H207V160L210 159V158H212ZM229 157H230V155H229ZM231 157H230V160L233 159V158L231 159ZM237 157H239V156H237ZM248 157H250V156H248ZM248 157H247V160H248ZM251 157H252V155H251ZM0 158H1V157H0ZM6 158H7V157H6ZM27 158H29V157H27ZM41 158H43V156H41ZM59 158H58V159H59ZM76 158H77V157H76ZM78 158H79V157H78ZM78 158H77V161H78ZM81 158H82V157H81ZM114 158H115V157H114ZM119 158H122V157L119 156ZM154 158H153V160H154ZM162 158H164L163 155H162ZM172 158H173V157H172ZM172 158H167L166 161H167L168 159H171V160H170V164H171V163H172L171 161L174 160V159L172 160ZM235 158H236V156L234 157V159H235ZM9 159H10V158H9ZM14 159H15V158H14ZM34 159H35V158H34ZM44 159H45V157H44ZM44 159H43V164H47V163L45 162ZM47 159H49V158H47ZM54 159H56V158H54ZM54 159H53V160H54ZM60 159H61V158H60ZM62 159H63V157H62ZM62 159H61V160H62ZM69 159H67V160L70 161ZM74 159H75V158H74ZM79 159H80V158H79ZM82 159H83V158H82ZM89 159H91V157H90ZM93 159H94V157H93ZM97 159H98V158H97ZM97 159H94V160L97 161ZM123 159H124V158H123ZM129 159H130V158H129ZM136 159H137V158H136ZM138 159L140 160V157H139ZM146 159H147V158H146ZM158 159H159V158H158ZM160 159H161V157H160ZM185 159H186V158H185ZM185 159L182 158V160H181V158H180V160H181L182 162H183V160L185 161ZM188 159H189V158H188ZM188 159H187L186 161H188ZM197 159H198V160H197ZM204 159H203V160H204ZM236 159H237V158H236ZM250 159H252V161H253V157L250 158ZM250 159H249V160H250ZM16 160H17V159H16ZM16 160H15V162H16ZM26 160H28V159H26ZM49 160H51V159H49ZM56 160H57V159H56ZM63 160H64V159H63ZM67 160H66V161H67ZM85 160L88 161L87 158H86ZM94 160H93V163H95ZM98 160H99V159H98ZM101 160H102V159H101ZM101 160H100V161H101ZM113 160H115V159H113ZM116 160H117V159H116ZM116 160H115V162H113V163H116V164H117V161H116ZM127 160H128V156H127ZM141 160H143V159L141 158ZM148 160H149V159H148ZM148 160H147V161H148ZM150 160H151V159H150ZM163 160H164V159H163ZM163 160L161 159V161H160V160H158V161H159V163H160V162H162ZM201 160H202V159H201ZM219 160H220V161H219ZM41 161H42V160H41ZM46 161H47V160H46ZM54 161H55V160H54ZM64 161H65V160H64ZM64 161H63V162H64ZM82 161H83V160H82ZM86 161H85V162H86ZM103 161H104V160H103ZM103 161H102V162H103ZM122 161H124V160H121V163H122ZM125 161H126V159H125ZM147 161H146V162H147ZM156 161H157V159H156ZM156 161L154 160L153 162L155 163ZM164 161H165V160H164ZM186 161H185V163H186ZM212 161H213V159H212ZM222 161H224V160L222 159ZM44 162H45V163H44ZM50 162H53V161H52V160H51V161H48V163H50ZM56 162H57V161H56ZM85 162H84V164H85ZM89 162L92 164V159H91V161H88V163H89ZM140 162H141V161H140ZM151 162H152V160L150 161V163H151ZM153 162L151 163V164H152V167H153V165H154ZM167 162H168V161H167ZM182 162H181V163H182ZM190 162H191V161H188V163H190ZM203 162H204V163H203ZM205 162H206V163H205ZM58 163H59V162H58ZM64 163H65V162H64ZM90 163H89V164H90ZM98 163H99V161H97V164H98ZM103 163H105V162H103ZM121 163H120V167H121ZM125 163L127 164V162H125ZM125 163H122V164H125ZM128 163H129V162H128ZM141 163L144 164L145 161H144V162H141ZM148 163H149V161H148ZM157 163H158V162H157ZM159 163H158V165H159L160 167L158 166V168L161 169V164H159ZM164 163H166V162H164ZM183 163H184V162H183ZM232 163H233V162H232ZM242 163H243V162H242ZM242 163H241L240 167L243 166ZM249 163L251 164V161H250V162H247L246 164H249ZM8 164H9V162H8ZM55 164H56V163H55ZM60 164H61V163H60ZM68 164H69V163H68ZM70 164H71V163H70ZM84 164H83V165H84ZM86 164H87V163H86ZM86 164H85V165H86ZM97 164H96V165L94 164V165H95V166H98V165H99L100 168L102 167L101 170L104 169V168L106 167V166H104V168H103V165H104V164H103V165H102L101 163L98 164V165H97ZM151 164H150V165H151ZM198 164H200V165H198ZM246 164H244V165H246ZM250 164H249V165H250ZM4 165H5V164H4ZM6 165H7V164H6ZM6 165H5V166H6ZM51 165H53V164L51 163ZM51 165H49V167H51L50 169H52V166H51ZM94 165H88V167H90V168L87 167V169H90V171H91V173H93V175H94V179H95L96 176H97V175L99 176V174H101L102 172L100 173V172L98 171L99 173L96 172L97 174H96L95 172H92V171H94V170H92V168H93ZM101 165H102V166H101ZM106 165H108L107 162H106ZM118 165H119V164H118ZM155 165H156V164H155ZM162 165H163V164H162ZM164 165L167 166V167L169 166V165H167V163L164 164ZM164 165H163L162 167H164ZM178 165L181 166L180 163H178ZM182 165H183V164H182ZM187 165H188V164H187ZM190 165H191V164H190ZM190 165H189L188 167H186V169H185V167H184V169H181V173H183L182 170H185V171L187 170L186 172L188 173V171H189L188 169H191ZM2 166H3V164H2ZM5 166H4V167H5ZM9 166L11 167V165H9ZM46 166H47V165H46ZM71 166H72V165H71ZM76 166H78V165L76 164ZM91 166H92V168H91ZM99 166H98L97 169H99ZM115 166H116V165H115ZM123 166H126V165H123ZM179 166H176V167H179ZM183 166H184V165H183ZM183 166H182V167H183ZM185 166H186V164H185ZM47 167H48V166H47ZM53 167H54V166H53ZM67 167H68V166H67ZM127 167H130L129 164H128V166H126V168H127ZM189 167H190V168H189ZM2 168H3V167H2ZM8 168H9V167H7V169H8ZM73 168L75 169L74 166H73ZM94 168H95V167H94ZM118 168H119V167H118ZM155 168H156V167H155ZM168 168H171V166H169ZM187 168H188V169H187ZM241 168H242V167H241ZM241 168H240V169H241ZM249 168H250V167H249ZM9 169H10V168H9ZM56 169H57V168H56ZM56 169H54V170L56 171ZM74 169H73V171H74ZM76 169H77V167H76ZM85 169H86V168L84 167V170H85ZM95 169H96V168H95ZM97 169H96V171H97ZM105 169L108 170L107 167H106ZM130 169H131V168H130ZM130 169H129L128 171H126V173H125V172H124V173L122 172V173L125 174V176H126V175H128L127 173L131 171ZM156 169H157V168H156ZM156 169H155V171H156ZM163 169H165V167L162 168L161 170H163ZM166 169H167V168H166ZM171 169H172V168H171ZM178 169H179V168H177V170H178ZM192 169H191V170H192ZM199 169H200V168H199ZM204 169H202V171H203ZM245 169H247V168H245ZM245 169H243V170H245ZM1 170H2V169H1ZM107 170H102V171H105L106 174H107ZM169 170H170V169H169ZM172 170H173V169H172ZM175 170H176V169H175ZM65 171H66V173L69 174V172H68L67 170H65ZM65 171H63V173H65ZM73 171H71V172H73ZM158 171H159V169H158ZM164 171H165V170H164ZM178 171H179V170H178ZM185 171H184V172H185ZM196 171L198 172V170H196ZM212 171H213V170H212ZM1 172H2V171H1ZM75 172H76V171H75ZM86 172L88 173V174L86 173L87 176L89 175V177H90V174H91V173L89 174V170H86ZM105 172H104V173H105ZM161 172H163V171H161ZM165 172H168V173L171 172V173H172V171H168V170H166ZM165 172L162 173V176L164 175ZM191 172H192V171H191ZM191 172H190V173H191ZM193 172H194V171H193ZM240 172H242V171L240 170ZM247 172H248V171H247ZM5 173H6V172H5ZM10 173H11V172H10ZM12 173H13V172H12ZM26 173L28 174V172H26ZM30 173H31V172H30ZM30 173H29V174H30ZM66 173H65V174H66ZM94 173H95L96 175H95ZM104 173H103V174H104ZM131 173H132V171L129 173V175H130ZM157 173L160 174V172H157ZM157 173H155V174H157ZM1 174H2V173H1ZM1 174H0V176H1ZM29 174H28V175H29ZM32 174H34V173H32ZM35 174H36V173H35ZM35 174H34L33 176H36ZM52 174H53V173H52ZM52 174H51V175H52ZM65 174H64V176H65ZM74 174H75V173H73V177L75 178ZM79 174L81 175V173H79ZM152 174H153V173H152ZM159 174H158V176H159ZM176 174L183 175V174H180V173H178V172H177ZM176 174H173V175H176ZM184 174H185V173H184ZM198 174H200V173L198 172V173H197V176H198ZM202 174H203V172H202ZM202 174H201V177L204 176V175H202ZM223 174H224V176H222ZM243 174H245V173H243ZM2 175H5V174L3 173ZM38 175H39V174H38ZM55 175L58 176V177H61V176H60V173H59L58 175H57L56 173L54 174V176L52 175V176H53L55 179H57V180H58L59 178L56 177ZM61 175H63V174H61ZM70 175H72V174L70 173ZM70 175H68V178H70V177H69ZM84 175H85V174H84ZM91 175H92V174H91ZM93 175H92V176H93ZM101 175H102V174H101ZM108 175H109V174H108ZM129 175H128V176H129ZM170 175H171V174H170ZM170 175H168V176H170ZM173 175L170 176V177H174V179H176L175 176H173ZM188 175L190 176V174H188ZM195 175H196V173H195ZM195 175H194V176H195ZM241 175H242V173L240 174V176H241ZM24 176H25V175H24ZM26 176H27V175H26ZM26 176L23 177L25 180H26ZM30 176H31V174H30ZM92 176H91V177H92ZM104 176L107 177V175H105V174L102 175V177H104ZM121 176H122V175H121ZM125 176H124V177H125ZM162 176H161V179L159 178L160 181L163 179ZM165 176H167V175H165ZM177 176H178V175H177ZM192 176H193V173H192ZM240 176H238V177H240ZM1 177H2V176H1ZM4 177H5V176H4ZM4 177H3V178H4ZM36 177H37V176H36ZM36 177H35L34 179H36ZM62 177H63V176H62ZM62 177H61L60 179H62ZM89 177H88V178H89ZM91 177H90V179H91L92 181L86 179V177H82V178H81V176H80V178H81L80 181L83 183V181L88 180V181L94 183V182H93L94 180H93V178H91ZM155 177H157V175H155ZM179 177H180V176H179ZM187 177H188V176H187ZM215 177L213 176V178H215ZM63 178H64V177H63ZM84 178H85L86 180H83V181H82V179H84ZM107 178H108V177H107ZM107 178H106V179H107ZM148 178H150V177H148ZM164 178H165V177H164ZM166 178H169V177H166ZM183 178H184V177H183ZM183 178L180 177V179H182V180H183ZM191 178H192V177H191ZM196 178H198V177H194V178H192V179L195 180ZM204 178L206 179V177H204ZM204 178H202V179H204ZM210 178H211V176H210ZM217 178H218V180H217ZM232 178H233V177H232ZM235 178H236V177H235ZM6 179H7V175H6ZM24 179H23V180H24ZM28 179H30V178H28ZM39 179H40V178H39ZM66 179H67V178H66ZM108 179H109V178H108ZM125 179H126V177H125ZM159 179H158V177H157L156 180H159ZM177 179H178V178H177ZM186 179H187V178H186ZM186 179H185V180H186ZM202 179H200V180L202 181ZM205 179H204V180H205ZM31 180H32V176H31ZM40 180L42 181V177H41ZM40 180H38V181H40ZM68 180H70V179H68ZM167 180H170V178L167 179ZM171 180H173V178H172ZM171 180H170V181H171ZM178 180H179V179H178ZM182 180H181V181H182ZM189 180H191V179H189ZM194 180H191V181H194ZM204 180L202 181L203 183H204ZM206 180H207V179H206ZM236 180H237V179H236ZM259 180H260V179H259ZM2 181H3V180H2ZM6 181H7V180H5V182H6ZM26 181H27V180H26ZM29 181H30V180H29ZM55 181H56V180H55ZM58 181H59V180H58ZM61 181H63V183L66 184V181L64 182V179H62ZM61 181H59V183H60ZM77 181L79 182L78 178H77ZM88 181H87V182H88ZM148 181H150V180H148ZM152 181H155V179L152 180ZM160 181H159V183H161ZM170 181H163V180H162V182H169V183H170ZM176 181H177V180H176ZM181 181L179 182V184L182 183ZM196 181H197V180H195V182H192V183H196V184H197ZM201 181H199L200 184H201ZM263 181H264V180H263ZM27 182H28V181H27ZM27 182H25V184H26ZM56 182H57V181H56ZM81 182L77 183V184H79L78 186H81V185H80ZM157 182H158V181H157ZM157 182H156V186L159 185ZM172 182H173V181H172ZM185 182H187V180H186ZM185 182H183V183L181 184L182 187H184L183 184L185 185ZM205 182H206V181H205ZM255 182H256V181H255ZM258 182H259V181H258ZM57 183H58V182H57ZM84 183H85V182H84ZM92 183H91V184H92ZM189 183H191V182L189 181ZM203 183H202V185H200V186H204L205 183H204V185H203ZM207 183H208V181H207ZM260 183H261V182H260ZM7 184H8V181H7L6 185H7ZM25 184L23 183V185H25ZM27 184H28V183H27ZM40 184H41V183H40ZM44 184H45V183H44ZM65 184H64V185H65ZM68 184H69V183H68ZM88 184H89V183H88ZM150 184H151V182H150ZM153 184H154V183H153ZM163 184H164V183H163ZM163 184H160L161 187H159L160 185L158 186V190H160L159 188H162ZM165 184H166V183H165ZM167 184H168V183H167ZM167 184H166V185H167ZM171 184H173V186H174V183H171ZM187 184H188V183H187ZM4 185H5V184H4ZM4 185L2 184L1 186H4ZM42 185H43V183H42ZM93 185H94V184H93ZM168 185H169V184H168ZM258 185H259V184H258ZM261 185H262V183H261ZM29 186H30V185H29ZM36 186H37V185H36ZM140 186H142V185H140ZM140 186H139V189H140ZM144 186L147 188L146 185H144ZM170 186H172V185H170ZM175 186H177V187H181V186L178 185V181H177V185L175 184ZM259 186H260V185H259ZM6 187H7V186H6ZM25 187H26V185H25ZM38 187H39V186H38ZM42 187H43V186H42ZM42 187L40 186V188H42ZM91 187H93V186H91ZM142 187H143V186H142ZM149 187H150V186H148V189H150ZM152 187H153V186H152ZM163 187H165V185H164ZM167 187H168V186H166L165 189H164V188H163V189L166 190ZM185 187H186V186H185ZM198 187H199V186H198ZM234 187L236 188V190L234 189ZM2 188H3V187H1L0 189H2ZM21 188H22V187H21ZM40 188H39V190H37V191H41ZM46 188H48V187H46ZM78 188H79L78 191H79V193H80L82 190L80 191V187H78ZM83 188H84V187H83ZM94 188H95V187H94ZM94 188H92L91 191H92ZM134 188H135V187H134ZM134 188H133V189H134ZM146 188H144V189L146 190ZM171 188H172V187H170V189H171ZM200 188H202V187H200ZM261 188H262V187H261ZM27 189H28V188L26 187L25 190H27ZM72 189H73V188H72ZM89 189H90V188H89ZM137 189H138V188H135V190H136L135 192H138ZM142 189H143V188H142ZM142 189H141V190H142ZM153 189H154V188H153ZM153 189H151V191H153ZM155 189H156V188H155ZM155 189H154V190H155ZM163 189H162V190H163ZM179 189H180V188H179ZM186 189H188V188H186ZM223 189H224V190L227 189V190L229 191V194L226 192V190H225V193H224V191L222 192ZM241 189H242V188H241ZM257 189H258V188H257ZM257 189L255 188V192H257V191H256ZM259 189H260V188H259ZM262 189H263V192H261V190H259V192H258V193L260 194V195H259L260 198H261V197H262V198L264 197V187H263ZM21 190H22V189H21ZM33 190H34V189H33ZM43 190H44V189H43ZM43 190H42V191H43ZM47 190H49V188H48ZM70 190H71V189H70ZM98 190H99V189H98ZM98 190H97V191H98ZM101 190H102V189H100V190H99V193H97V194L100 195V191H101ZM104 190H107V188L104 189ZM113 190H115V188H114ZM158 190H156V191H158ZM164 190H163V191H164ZM181 190H182V188H181ZM183 190H184V192H185V189H183ZM194 190H195V189H194ZM239 190H240V189H239ZM243 190H244V189H243ZM247 190H249V189L247 188ZM253 190H254V189H253ZM253 190L251 189V190H249V191L246 192V189H245V193H246L247 195H248V194H250V195L253 194V195H254ZM30 191H31V190H30ZM42 191H41V192H42ZM49 191L52 192L51 190H49ZM54 191H57V190H54ZM71 191H72V190H71ZM76 191H77V189H76ZM76 191L73 190V192H76ZM78 191L76 192V193H77V197L79 196ZM91 191H90V194H91L92 192H94V191H92V192H91ZM147 191H148V190H146V191H144V192H147ZM149 191H150V190H149ZM237 191H238V192H237ZM241 191H242V190H241ZM0 192H1V191H0ZM28 192H29V191H28ZM28 192L24 191V193H26V196L24 197L25 200H26V197H27V193H28ZM84 192H85V190L83 191V193H84ZM86 192H87V194L89 195V197L92 196V195H90V194L88 193V190H86ZM86 192H85V193H86ZM95 192H96V189H95ZM107 192H108L109 194H112V193H111L110 191H108V190H107ZM114 192H115V191H114ZM127 192H128V190H127ZM144 192H141V193L146 194V193H144ZM153 192H154V191H153ZM161 192H162V191H161ZM190 192H191V191H190ZM192 192H193V191H192ZM213 192H211V193H213ZM1 193H2V192H1ZM21 193L23 194V191H21ZM45 193H46V192H45ZM48 193H49V192H48ZM53 193H55V192H53ZM53 193H52V194H53ZM85 193H84V196L86 195ZM102 193H103V192H102ZM104 193H105V192H104ZM108 193H106V194H108ZM115 193H116V192H115ZM123 193H124V192H123ZM139 193H140V192H139ZM151 193H152V192H151ZM163 193H165V194H162V195L165 196V195H167L166 193H168V192H167V191H164ZM185 193H187V191H186ZM200 193H199V194H200ZM52 194H51V195H52ZM56 194H57V193H56ZM80 194H82V192H81ZM94 194H95V193H94ZM94 194H93V197H95V199L98 201V197H99V196L96 198V195H97V194H96V195H94ZM128 194H129V193H128ZM148 194H150V193H148ZM159 194H160V192L158 191L157 194H156V193H154V194L152 193V194H150V195H158L157 197H159V196H160ZM191 194H193V193H191ZM191 194H190V196H191ZM199 194H198V195H199ZM24 195H25V194H23V196H24ZM28 195H29V194H28ZM45 195H47V194H45ZM51 195L49 194L48 196H46V198H45L44 200H46V199H47L49 196H51ZM102 195H103V194H101V196H102ZM137 195H138V194H136V196H137ZM139 195H140V194H139ZM146 195H147V194H146ZM146 195H145V196H146ZM194 195H195V194H194ZM227 195H229V196H228V199H229L228 202H230L231 205H230V206L228 205V206L225 208V207H222V206H221V202H223V201L225 202V199L227 198ZM237 195H241V196H238V197H237ZM250 195H249V197H250ZM55 196H57V195H55ZM101 196H100V197H101ZM106 196H108V195H106ZM106 196L104 195L103 198H101V199H104V197H105V200H108V199H106ZM114 196H115V195H114ZM120 196H121V195H120ZM120 196H119V197H120ZM123 196H124V194H123ZM125 196H126V194H125ZM125 196H124V197H125ZM131 196H132V195H131ZM141 196L144 197L143 195H141ZM186 196H188V195H186ZM192 196H193V195H192ZM199 196H200V195H199ZM199 196H194V198L196 197L195 199L198 200L197 198H198ZM251 196H252V195H251ZM21 197H22V195H21ZM73 197H75V200H78V201H74V202H73V201L71 200V199H73V198L70 197V199H68L69 202H70V201H71V203L79 202V199H78L79 197H78V198H77L76 196H73ZM109 197H110V195H109ZM115 197H116V196H115ZM146 197H147V196H146ZM151 197H152V196H151ZM154 197H155V196H154ZM160 197H162V196H160ZM160 197L157 198V199H160ZM188 197H189V196H188ZM200 197H201V196H200ZM207 197H206V198H207ZM244 197H245V196H244ZM53 198H54V196H53ZM85 198H86V197H85ZM91 198H92V197H90V199H91ZM133 198H135V197H133ZM144 198H145V197H144ZM166 198H167V199H170V198L172 199V197L169 198L168 196H167ZM176 198H177V197H176ZM176 198H175V200L178 199V198H177V199H176ZM189 198L192 199V197H189ZM189 198H188V199H189ZM252 198L254 199V197H251V199H252ZM50 199L53 200L52 197H51ZM56 199H57V198L55 197V200H56ZM58 199H59V201L61 200L60 197H59ZM81 199H82V195H80V202L82 201ZM87 199H88V197H87ZM99 199H100V198H99ZM114 199H115V198H114ZM124 199H125V198H124ZM131 199H132V198H131ZM136 199H138V198H135V200H136ZM147 199H151V198H149V196H148ZM152 199H155V200H156V197H155V198L152 197ZM162 199H164V197H162ZM162 199L159 200L160 203H161V201H163V203L165 202V201H164L165 199H164V200H162ZM167 199H166V202H168ZM171 199H170V203H171V204L173 203L174 206H175V203H177V202H171ZM173 199H174V197H173ZM173 199H172V200H173ZM191 199H190V201H191ZM199 199H200V198H199ZM202 199H201V202L203 203L204 201H202ZM211 199H212V198H211ZM27 200H30V199H27ZM51 200H50V201H51ZM96 200H95V201H96ZM109 200H112V201H113V199H112L111 197L109 198ZM109 200H108V201H109ZM129 200H130V197H129ZM175 200H174V201H175ZM193 200H194V199H193ZM193 200H192V201H193ZM204 200H207V199H204ZM0 201H2V200H0ZM3 201H4V200H3ZM14 201H15V200H14ZM20 201H21L20 199H19V201H17V202L15 201V202H16V205H18V207H19V203H18V202H20ZM31 201H32V200H31ZM48 201H49V200L47 199V202H48ZM50 201H49V202H50ZM56 201H57V200H56ZM56 201H54V204H53L52 202H51L52 204H51V203H49V204L55 206V205H56V204H55ZM59 201H58V202H59ZM88 201H89V199H88ZM88 201L85 200V203H84V204H86V202H88ZM91 201H92V199H91ZM95 201H94V202H95ZM108 201H106L105 205H107V206L109 207V204H107V203H109V202H110V203H113L115 200H114L113 202H112V201H109V202H108ZM151 201H152V200H150L149 202H151ZM177 201H178V200H177ZM194 201H195V200H194ZM199 201H200V200H198L197 202H199ZM252 201H253V200H252ZM4 202H5V201H4ZM15 202H14V203H15ZM29 202H30V201H29ZM47 202H46V204H48ZM62 202H63V200H62ZM62 202H60V203H62ZM66 202H68V201H66ZM66 202L64 201L62 204L66 203ZM69 202L66 203V204H69ZM82 202H83V201H82ZM129 202H130V201H129ZM132 202H133V201H132ZM132 202H131V203H132ZM136 202H137V201H136ZM149 202H148V200H147V203H149ZM188 202H189V201H188ZM201 202H199V204H201ZM242 202H243V201H242ZM7 203H8V202H7ZM26 203L29 205L28 202H26ZM31 203H32V202H31ZM31 203H30V205H32ZM60 203H59V204H60ZM71 203H70V205H71ZM123 203H125L124 205H127V202H123ZM131 203H130V205H131ZM137 203L139 204V202H137ZM152 203H154L156 206H159V208H160V205H162V208L165 206L163 203H161V204L159 203V205H157V204H156L157 201H156V202H152ZM152 203H151L150 205H152ZM191 203H192V202H191ZM194 203H195V202H193V204H194ZM204 203H206V202H204ZM230 203H227V204H230ZM33 204H34V203H33ZM66 204H65V207H67ZM84 204L82 205L83 207L85 206ZM87 204H90V203L88 202ZM87 204H86V205H87ZM91 204H92V203H91ZM94 204H95V203H94ZM94 204H92L91 206H94ZM114 204H115V203H114ZM114 204H113V205H114ZM154 204H153V205H154ZM177 204H178V203H177ZM177 204H176L175 208L177 207ZM197 204H198V203H197ZM207 204H206V206H207ZM222 204H223V203H222ZM50 205H48L49 208H50V207L53 208V206H50ZM60 205H61V204H60ZM73 205H74V204H73ZM73 205H72V207H73ZM76 205L78 206L79 204L76 203V204L74 205V208L76 207ZM95 205H96V204H95ZM105 205H104V206H105ZM110 205H112V204H110ZM124 205H122V206H124ZM150 205L147 204V206H149V207H150ZM166 205H167V204H166ZM179 205H180V203H179ZM179 205H178V207H179ZM195 205H196V204H194V208L196 207ZM223 205H224V204H223ZM26 206H27V205H26ZM48 206H47V207H48ZM58 206H59V205H58ZM58 206H56V208H57ZM87 206H89V205H87ZM91 206H90L89 208H91ZM133 206H135V203H134ZM133 206L131 205V207H133ZM143 206H144V205H143ZM147 206L145 205L144 208L147 207ZM167 206H168V205H167ZM167 206H165V207L167 208ZM170 206L173 207V205H170ZM12 207H14V206L12 205ZM16 207H17V206H15L14 209H15ZM28 207H29V206H28ZM41 207L43 208V206H41ZM79 207H80V205H79ZM83 207H82V208H83ZM99 207H100V206H99ZM125 207H126V206H125ZM129 207H130V206H129ZM129 207H128V208H129ZM165 207H164V208H165ZM172 207H171V208H172ZM180 207H181V206H180ZM180 207H179V208H176V209H179V211H177L175 208H173V209H171V210H173V212H174V209H175V210H176V212H174L175 214H176L177 212L180 213V210L182 209V208L180 209ZM207 207H208V206H207ZM221 207H222V208H221ZM3 208H4V207H3ZM3 208H1L2 211H3ZM20 208H21V207H20ZM24 208H25V207H23L22 209H24ZM52 208H51V209H52ZM56 208H55V211L57 210ZM68 208H69V207H68ZM77 208H78V207H77ZM85 208H86V207H85ZM139 208H140V205H139ZM139 208H138V209H139ZM150 208H151V207H150ZM153 208H155V207H153ZM157 208H158V207H157ZM162 208H161V209H162ZM194 208L192 207L193 210L198 209V208H195V209H194ZM203 208H205V209H203ZM1 209H0V210H1ZM14 209H13V213H14V212H17V211H14ZM27 209H28V208H27ZM27 209H26V210H27ZM38 209H39V208H38ZM38 209H37V210H38ZM83 209H84V208H83ZM83 209H82V210H83ZM86 209H87V208H86ZM93 209H94V207H93ZM120 209H121V208H120ZM122 209H123V208H122ZM124 209H127V208H124ZM133 209H134V207H133ZM133 209H132V210H133ZM136 209H137V208H136ZM168 209H169V208H168ZM168 209H167V210L165 209L166 212L164 211V209H162V211H164V214L167 213V212L170 213V212H169L170 210H168ZM207 209H208V208H207ZM8 210H9V209H8ZM10 210H11V209H10ZM15 210H16V209H15ZM29 210H33V205H32V209H31V207H30ZM29 210H28V211H29ZM53 210H54V209H52V211H53ZM78 210H79V209H78ZM80 210H81V209H80ZM84 210H85V209H84ZM88 210H90V209H88ZM103 210H104V209H103ZM107 210H108V208H107ZM109 210H110V208H109ZM109 210H108V211H109ZM130 210H131V208H130ZM134 210H135V209H134ZM145 210H147V208H145ZM145 210H144V211H145ZM2 211H0V212H2ZM33 211H34V210H33ZM33 211H32V212H33ZM90 211H91V210H90ZM90 211H89V213H90ZM99 211H100V210H99ZM99 211H98V213H99ZM105 211H106V208H105L104 212H105ZM120 211H122V210H120ZM120 211H119V213H120ZM123 211H124V214L127 215L126 217H127V218H130V217H128L127 212H126L125 210H123ZM147 211H148L147 214H149L148 217H147V220H148L149 216H152L153 213H152V215H150L149 211L151 212V210L148 209ZM152 211H153V210H152ZM156 211H157V212H156ZM159 211H160V213L162 212L161 210H155V211H154V212H156L155 214H156L157 217H158L157 213H158ZM191 211H192V210H191ZM191 211H188V209H187V213H188L189 215L191 214ZM241 211H242V210H241ZM9 212H10V211H9ZM9 212H5V213H7L6 216L11 217L10 214H9L10 216L8 215ZM18 212H19L18 214L23 215V211H21L22 213H20V209H18ZM26 212H27V211H26ZM32 212H30V213H32ZM84 212L87 213V211H84ZM125 212H126V213H125ZM131 212H132V211H131ZM133 212H135V211H133ZM140 212H143V210H140ZM181 212H183V210H181ZM189 212H190V213H189ZM195 212H197V211L195 210ZM3 213H4V212H3ZM24 213H25V211H24ZM27 213H28V212H27ZM30 213H28V215H29ZM106 213H107V212H106ZM116 213H117V212H116ZM136 213L138 214L139 219H141V221H144V220H145V219L142 220V217H140V215H139V214H140L139 211L136 212ZM145 213H146V212H145ZM160 213H159V215H160ZM162 213H163V212H162ZM179 213H177V214H178V217L181 215V213H180V214H179ZM198 213H200V210H198L197 214H198ZM239 213H241V212H239ZM11 214H12V211H11ZM99 214H100V213H99ZM99 214H98V216H99ZM107 214H108V213H107ZM120 214H122V213H120ZM172 214H173V213H172ZM177 214H176V215H177ZM183 214H184V213H182V216H183ZM188 214H187V215H188ZM202 214H201V215H202ZM14 215H15V214H14ZM14 215H13V217H14ZM25 215H26V214H25ZM28 215H26V216H28ZM30 215H31V214H30ZM113 215H114V214H113ZM115 215H116V214H115ZM118 215H119V214H118ZM130 215H132V213H131ZM134 215L136 216V214H133L132 217L135 219L136 217H134ZM161 215H162V214H161ZM161 215H160V216H161ZM166 215H167V214H166ZM166 215H164V216L166 217ZM176 215L174 216V214H173V217L175 218ZM189 215H188V216H189ZM193 215L195 216L196 214H193ZM199 215H200V214H199ZM203 215H202V217H203ZM0 216H1V215H0ZM4 216H5V214H4ZM23 216H24V215H23ZM26 216H25V217H26ZM110 216H111V215H110ZM124 216H125V215H124ZM142 216H143V215H142ZM146 216H147V215H146ZM146 216H145V217H146ZM169 216H170V215H169ZM169 216H168V217H169ZM196 216H198V215H196ZM196 216H195V217H196ZM230 216H231V217H230ZM8 217H6V219H7ZM21 217H22V216H21ZM92 217H93V216H92ZM99 217H100V216H99ZM132 217H131V219H132ZM162 217H163V215H162ZM165 217H163L162 219H164ZM171 217H172V216H171ZM173 217H172V218H173ZM190 217L192 218V215H191ZM202 217L199 216V218L205 220V221L208 223V221H207L206 219H204V217H203V218H202ZM2 218H3V221H6V219L4 220V217H2ZM14 218L17 219V217H14ZM23 218H24V217H23ZM26 218H27V217H26ZM107 218H108V216H107ZM127 218H126V219H127ZM152 218H153V217H152ZM158 218H159V217H158ZM169 218H170V217H169ZM172 218H171V219H172ZM176 218H177V217H176ZM176 218H175V219H176ZM179 218H180V217H179ZM187 218H189V217H187ZM193 218H194V217H193ZM193 218H192V219H193ZM199 218H198V219H199ZM8 219H11V218H8ZM16 219H15V220H16ZM27 219L30 220V217L27 218ZM27 219H26V222H27ZM91 219H92V218H91ZM99 219H100V218H99ZM99 219L97 218L96 220H99ZM131 219H130V220H131ZM137 219H138V218H137ZM137 219L134 220V222L131 220V221L133 222V224H134L136 221H138ZM150 219H151V217H150ZM171 219H169V220L171 221ZM189 219H190V218H189ZM189 219H187V220H189ZM196 219H197V218H196ZM201 219H200V220H201ZM234 219H235V221H237V218L234 217ZM242 219H243L244 222L249 223V225H252L251 228H248V231L250 230V233H251V234L254 233L255 235L259 236V237L261 238V242H260V244H262V246H264V219H263L262 217H261V218L259 217V219H258V218L256 219V221H255L256 223H253V222H252V221H254L255 219H249V218L246 219L245 215H242ZM262 219H263V220H262ZM18 220H19V217H18ZM107 220H108V219H107ZM114 220H116V219H114ZM147 220L144 221L145 225H144V224H140V223H143V222H141V221L139 222L140 226H141V225H144V228H143V230H142V231H143V232H142V235H141L140 233H138V234L141 235V236L137 235V236H139V237L137 238V239H138L137 241H139V242H143V241H144V242L146 243V242H147V239H146V238H147V236H148L147 234H149L148 232H149V231H152V230H153L152 227L155 226L154 223H151V224L148 223V224H147ZM151 220H152V219H151ZM158 220H159V221L157 222V224L160 223L161 217H160V219H158ZM177 220H178V219H177ZM177 220H175V221H177ZM180 220H181V219H179V221H180ZM193 220H195V219H193ZM193 220H191V221H193ZM203 220H202V222H203ZM0 221H1V220H0ZM30 221H31V220H30ZM91 221H92V220H91ZM119 221H120V220H118L117 222L120 223ZM154 221H155V219H154ZM154 221H153V222H154ZM161 221H162V220H161ZM165 221H166V220H165ZM165 221L163 220L162 223H164ZM170 221H167V222H170ZM173 221H174V219H173ZM191 221H189V224H188L189 226H190V223H193V222H191ZM8 222H9V221H8ZM8 222H7V223H8ZM11 222L13 223V220L10 221L9 223L11 224ZM20 222H22V219H21V221H19V223H20ZM24 222H25V220H24ZM26 222H25V223H26ZM28 222H29V221H28ZM114 222H115V221H114ZM126 222H127V220H126ZM148 222H152V221H148ZM202 222H201V226H202L203 223L207 224L206 222H203V223H202ZM251 222H252V224H251ZM19 223H17L18 225H17V224H16V225L19 226ZM30 223H31V222H30ZM30 223H27V224L30 225ZM102 223L106 224L104 221H103ZM170 223H171V227H173V226H172V221H171ZM170 223H169V225H170ZM178 223H179V222H178ZM197 223H199V222H197ZM197 223H195V225H196ZM209 223H208V224H209ZM130 224H132V223H130ZM152 224H154V226H152ZM160 224H161V223H160ZM165 224H167V223L165 222V223L163 224L164 227H165ZM174 224H175V223L173 222V225H174ZM184 224H186V223H184ZM184 224H183V225H184ZM193 224H194V223H193ZM208 224H207V225H208ZM213 224H214V223H213ZM213 224H212V225H213ZM20 225H21V223H20ZM134 225H135V224H134ZM136 225H137V224H136ZM158 225H159V224H158ZM207 225H206V226H207ZM5 226H6V225H5ZM10 226H11V225H10ZM22 226H23V225H22ZM26 226H28V225H26ZM102 226H103V225H102ZM140 226H139V227H140ZM161 226H162V224H161ZM161 226H159V228H161ZM163 226H162V227H163ZM191 226H192V225H191ZM198 226H200V224H198ZM203 226H204V225H203ZM203 226H202V227H203ZM206 226H205V227H206ZM210 226H211V224H210ZM1 227H2V226L0 225V228H1ZM7 227H8V230H10V229H9V224H8ZM7 227H6V228H7ZM12 227H13V226H12ZM30 227H31V226H29L28 230H26V231H29V229L32 228V227H31V228H30ZM166 227H167V225H166ZM2 228H3V227H2ZM51 228H53V227H51ZM120 228H121V227H120ZM137 228H138V225H137ZM140 228H141V227H140ZM159 228H157V229L159 230ZM176 228H177V227H176ZM227 228H228V227H227ZM4 229H5V228H4ZM12 229H13V228H12ZM33 229H34V227H33ZM49 229H50V228H49ZM54 229L56 230V227H55ZM54 229H53V230H54ZM99 229H100V228H99ZM150 229H151V230H150ZM157 229H156V230H157ZM203 229H205V228H203ZM211 229H212V227H211ZM2 230H3V229H2ZM102 230H103V228H102ZM126 230H127V228H126ZM137 230H138V229H137ZM172 230H173V229H172ZM206 230L209 231L210 229L208 228V229H206ZM215 230H216V229H215ZM215 230H214V231H215ZM10 231H11V230H10ZM26 231H25V232H26ZM31 231H32V229H31ZM31 231H29V234L31 233ZM51 231H52V230H51ZM79 231H80V230H79ZM99 231H100V230H99ZM103 231H104V230H103ZM106 231H107V230H106ZM109 231H110V230H109ZM160 231H161V230H160ZM173 231H174V230H173ZM201 231H202V229H201ZM211 231H212V230H211ZM5 232H6V230H5ZM12 232H13V231H12ZM16 232H18V231H16ZM36 232H37V231H36ZM36 232H35V233H36ZM54 232H55V231H54ZM54 232H52V233H54ZM57 232H58V231L55 232V237L57 236ZM111 232H113V231L111 230ZM111 232H110V233H111ZM114 232H115V231H114ZM158 232H159V231H158ZM203 232H204V231H203ZM216 232H219V231H216ZM223 232H224V230H223ZM225 232H226V231H225ZM225 232H224V233H225ZM9 233H10V232H9ZM27 233H28V232H27ZM27 233H26V234H27ZM48 233H49V232H48ZM52 233L50 232V236H51V238L54 239V237H53L54 234H52ZM99 233H100V232H99ZM103 233H104V232H103ZM103 233H102V231H101L100 234L102 235ZM108 233H109V232H107V235H109ZM128 233H129V232H127V234H128ZM130 233L132 234V232H130ZM130 233H129V235H130ZM6 234H8V233H6ZM14 234H15V233H12V235H14ZM51 234H52L53 236H52ZM73 234H74V233H73ZM111 234H114V233H111ZM216 234H217V233H216ZM16 235H18V236L21 237L22 234H21V235L16 234ZM36 235H38V234L36 233ZM95 235H96V234H95ZM104 235H105V234H104ZM115 235L119 236L117 233H115ZM129 235H128V236H129ZM2 236H4V235L2 234ZM7 236H8V235H7ZM9 236H10V234H9ZM18 236H17V237H18ZM25 236H26V235H25ZM27 236H28V235H27ZM27 236H26V237H27ZM38 236H39V235H38ZM63 236H64V235H63ZM67 236H68V235H67ZM67 236L65 235V237H67ZM71 236H72V235H71ZM71 236L69 235V237H68L67 239L69 240V238H70ZM77 236H80V235H77ZM77 236H76V237H77ZM117 236H116V238H117ZM216 236H217V235H216ZM10 237H11V236H10ZM13 237H14V236H13ZM23 237H24V236H23ZM29 237H30V236H28V238H29ZM33 237H35L34 234H33ZM59 237H61V235H60ZM65 237H61V238H64V240H66V241H65L66 244H65L64 248H66V245H67V244L70 245V244H69V241H70V240L68 241ZM212 237H213V236H212ZM21 238H22V237H21ZM21 238H20V239H21ZM31 238H32V236H31ZM37 238H38V237H37ZM61 238H60V239H61ZM72 238H73L74 241H75V240H77V241L80 240L79 237H77V239H75V236H73ZM72 238H71V240H72ZM99 238H100V236H98L97 239H99ZM103 238H105V237H103ZM119 238H120V237H119ZM9 239H10V238H9ZM14 239H15V238H14ZM24 239L26 240V238H24ZM29 239H30V238H29ZM53 239H52V240H49V239H48L50 242H48V241H46V240H45V241L48 242V243H52L51 241H53ZM55 239H56V238H55ZM58 239H59V238H58ZM117 239H118V238H117ZM117 239H116V240H117ZM216 239H217V238H216ZM1 240H2V238H1ZM10 240H11V239H10ZM30 240H31V239H30ZM36 240H37V239H36ZM41 240H42V239H41ZM56 240H57V239H56ZM104 240H105V239H104ZM109 240H110V239H109ZM109 240L107 239L106 242L109 241ZM113 240H114V242H115V239H113ZM158 240H159V239H158ZM158 240H157V241H158ZM8 241H9V240H8ZM20 241H21V240H20ZM20 241H19V243H21ZM28 241H29V240H28ZM34 241H35V240H34ZM38 241H40V240H38ZM38 241H37V242H38ZM77 241L75 242L76 245H77ZM96 241H97V240H96ZM137 241H136V242H137ZM15 242H16V240H15ZM22 242H23V241H22ZM31 242H33V241H31ZM43 242H44V241H43ZM43 242L41 241V243H43ZM53 242H54V241H53ZM56 242H57V241H56ZM58 242H59V241H58ZM58 242H57V243H58ZM63 242H64V241H63ZM63 242H62V243H63ZM65 242H64V243H65ZM67 242H68V243H67ZM71 242H72V241H71ZM112 242H113V241H112ZM116 242H118V241H116ZM1 243H2V242H1ZM23 243H24V242H23ZM23 243H22V244H23ZM29 243H30V242H29ZM35 243H36V242H34V244H32V246L30 247V248L33 249V250H34V248H32L33 246H37V247H39V245H37V243H36V245H35ZM38 243H39V242H38ZM54 243H55V242H54ZM54 243H53V244H54ZM62 243H61V247H63ZM72 243H73V242H72ZM80 243H81V242H80ZM80 243H79V245H80ZM145 243H144V244H145ZM210 243H211V242H210ZM213 243H214V242H213ZM16 244H17V243H16ZM46 244H47V243H46ZM58 244H59V243H58ZM75 244H74V245H75ZM108 244H110V241L108 242ZM120 244H121V243H120ZM124 244H126V242H125ZM124 244L122 243V245H124ZM127 244H128V243H127ZM131 244H132V242H131ZM133 244H135V247H134V248H136V246H138V245H136V243H133ZM139 244H140V243H139ZM216 244H217V243H216ZM27 245H28V244H27ZM49 245H50V244H49ZM71 245H72V244H71ZM100 245H101V244H100ZM140 245H141V244H140ZM19 246H20V244H19ZM24 246L27 247L26 244H24L22 248H24ZM40 246H41V245H40ZM42 246L44 247V246H46V245H42ZM50 246H51V245H50ZM55 246H58V245L55 244L54 247H55ZM72 246H73V245H72ZM72 246H71V249L74 251L75 247L73 246V248H74V249H73ZM77 246H78V245H77ZM77 246H76V248H78ZM148 246H149V245H148ZM15 247H16V246H15ZM37 247H36V248H37ZM69 247H70V246H68V248H69ZM100 247H101V246H100ZM124 247H126V251H127V250H128V245H124ZM130 247H131V250H134L133 246H130ZM139 247H142V246H139ZM150 247H151V245H150ZM150 247H149V249H146V250H147V252H145L146 255H147V253L149 252L148 250H150ZM16 248H17V247H16ZM30 248H29V249H30ZM39 248H40V247H39ZM45 248H46V249H47V248L49 249L48 246L45 247ZM52 248H53V247H52ZM52 248H50L51 250H50V252H49V251H48V252L51 253V251H54V254H55L56 251H55V250H52ZM68 248H66V249H68ZM79 248H80V247H79ZM108 248H109V247H108ZM121 248H122V249H125V248H123V246H122ZM132 248H133V249H132ZM145 248H146V247H145ZM147 248H148V247H147ZM14 249H15V248H14ZM29 249H28V250H29ZM31 249H30V250H31ZM42 249H43V248H42ZM42 249L40 248V250H42ZM46 249H45V251L48 250V249H47V250H46ZM59 249H61V248H59ZM83 249H84V248H83ZM83 249H82V250H83ZM87 249L89 250L90 248H87ZM106 249H107V248H106ZM137 249H138V247H137ZM137 249H136V250H137ZM160 249H161V248H160ZM160 249H158V247H157L156 250H159V251H160ZM36 250H37V249H36ZM43 250H44V249H43ZM43 250H42V251H43ZM56 250L58 251V248H56ZM61 250H62V249H61ZM85 250H86V249H85ZM88 250H87V251H88ZM100 250H101V248H100ZM100 250H99V251H100ZM131 250H130V251L128 250V251L131 252ZM136 250H135V252H136ZM151 250H152V249H151ZM20 251H21V250H20ZM37 251H39V250H37ZM59 251H60V250H59ZM64 251H65V250H64ZM64 251H61V252H64ZM79 251H80V250H79ZM83 251H84V250H83ZM110 251H111V250H110ZM113 251H114V250H113ZM126 251H125V253H126ZM140 251H141V250H140ZM140 251H139V252H140ZM159 251H158V253H159ZM4 252L6 253L7 251H4ZM24 252H25V251H24ZM40 252H41V251H40ZM105 252H106V251H105ZM137 252H138V251H137ZM139 252H138V253H139ZM142 252L144 253V251H141V256H142ZM151 252H152V251H150V253H148V255H149V254H152ZM30 253H35V252H33V251L31 252V251H30ZM37 253H38V256H39V255H40V256L44 255L43 252H42L43 254H42V253L40 254L39 252H37ZM46 253H47V252H46ZM64 253H65V252H64ZM70 253L73 254V252H71V251H70ZM74 253H75V254H77V253L79 254L78 251H77V253H76V251H75ZM103 253H104V252H103ZM127 253H128V252H127ZM131 253H132V257H129L130 259L128 258V259H129V262H131V261H130L131 258H133L132 260L134 261V257L136 256V255H133L134 251L131 252ZM138 253H137V255H140V254H138ZM52 254H53V252H52ZM52 254H51V255H52ZM56 254L59 255V254H63V253H57V252H56ZM66 254H67V250H66ZM68 254H69V252H68ZM101 254H102V253H101ZM186 254H187V251H186V252H182V256H184V255H186ZM3 255H4V254H3ZM15 255H16V254H15ZM17 255L20 257L19 254H17ZM34 255H36V254H34ZM73 255H74V254H73ZM73 255H72V256H73ZM82 255H83V253H82ZM115 255H116V254H115ZM117 255H119V253H118ZM122 255H123V254H122ZM122 255H121V256H122ZM146 255L144 254V256H146ZM46 256L49 257L50 255H46ZM52 256H53V255H52ZM61 256H62V255H61ZM61 256L59 255V256H57V257L59 258V257H61ZM69 256H70V255H69ZM76 256H77V255H76ZM106 256H107V255H106ZM128 256H129V255H128ZM133 256H134V257H133ZM141 256H139V257L137 256V257H138L137 259H140ZM213 256H214V255H213ZM19 257H18V259H19ZM64 257H65V258H64ZM64 257H63L64 259H62V261L66 260V258H67L65 254H64ZM79 257L81 258V255L78 256V258H77V257H74V256H73L72 258H75V259L77 258L76 261L78 262V259H80ZM216 257H218V256L215 255L214 258L216 259ZM15 258H16V257H14V259H15ZM20 258H21V257H20ZM42 258H43V256H42ZM54 258H55V256H54ZM69 258H70V257H68V259H69ZM84 258H85V256H84ZM84 258H83V259H84ZM86 258H87V257H86ZM86 258L84 259V260H85L84 264H85V263L88 264V263L90 262V261H88ZM99 258H100V257H99ZM118 258H119V257H118ZM122 258H123V257H122ZM124 258H125V257H124ZM143 258L146 259V257H143ZM2 259H3V257H2ZM12 259H13V257H12ZM21 259H22V258H21ZM21 259H20V260H21ZM45 259H46V258H45ZM83 259H80V261L83 260ZM101 259H102V258H101ZM137 259H135L134 262H135L136 264H140V263L136 262ZM24 260H25V258H24ZM48 260H50V259L48 258ZM51 260L53 261V259H51ZM57 260H60V258H59V259H56V261H57ZM73 260H74V259H73ZM73 260H72V261H73ZM86 260H87V261H86ZM99 260H100V259H99ZM104 260H105V259H104ZM118 260L120 261V258L117 259V261H118ZM123 260H124V259H123ZM141 260H142V259H141ZM218 260H219V257H218ZM223 260H225V259H223ZM9 261H10V260H9ZM15 261L17 262L16 259H15ZM21 261H22V260H21ZM21 261H20V262H21ZM29 261H31V260H29ZM35 261H36V260H35ZM35 261H34V263H35ZM37 261H38V260H37ZM37 261H36V263H37ZM60 261H61V260H60ZM60 261H59V263H61ZM67 261H68V260H66V261H64V262H67ZM100 261H102V260H100ZM121 261H122V260H121ZM142 261H144V260H142ZM219 261H221V260H219ZM12 262H14V261H12ZM20 262H19V264H20ZM57 262H58V261H57ZM68 262H69V261H68ZM70 262H71V261H70ZM74 262H75V261H74ZM74 262H73V263H74ZM81 262H82V261H81ZM113 262H114V260H113ZM113 262H112V263H113ZM224 262H225V261H223L222 263H224ZM21 263H22V262H21ZM25 263H26V262H25ZM27 263H28V262H27ZM36 263H35V264H36ZM123 263H124V262H123ZM135 263H134V264H135ZM28 264H29V263H28ZM32 264H33V263H32ZM44 264H45V263H44ZM49 264H51V262H49ZM65 264H66V263H65ZM67 264H69V263H67ZM71 264H72V263H71ZM74 264H76V262H75ZM78 264H80V262H78ZM113 264H114V263H113ZM115 264H117L116 261H115ZM128 264H129V263H128ZM220 264H221V263H220ZM224 264H225V263H224Z\"/></svg>",
	"mask_w": 264,
	"mask_h": 264
}]
</instances>
